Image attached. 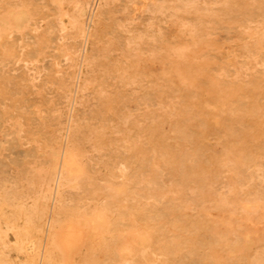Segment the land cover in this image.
<instances>
[{"label":"rangeland","instance_id":"rangeland-1","mask_svg":"<svg viewBox=\"0 0 264 264\" xmlns=\"http://www.w3.org/2000/svg\"><path fill=\"white\" fill-rule=\"evenodd\" d=\"M2 1V2H1ZM53 1L54 0H0V16H1V14H2V16L0 17V34H2V35H0V120L2 119V121H0V130H4L3 132L2 131H0V167L2 168V170L0 171V189L2 188L3 189V194L1 193L2 191V189L0 190V194H2V198H1V195H0V198H1V200H0V216H1V218H0V235H1V237H0V240L1 241H3V244H4V246H3V244H2V246H1V249H3L4 250V252H5V250H6V256H4V252H2L3 250H1L0 249V254L2 255V256H4V257H6V258H4V260H2V257L0 256V264H1V262L3 263V264H41V260L43 261L42 263H44V261H45V259H43V257L42 256H45V253H46V247H47V244L45 243V240L44 239H46V241H48V239H49V237L48 236H46V235H49V228H50V222L54 219L53 218V215H54V217H55V214H56V210L58 211L57 212V214H56V216H59V214H60V218L62 219V220H66L65 222H70V221H74L77 225H82L83 227H85L84 229H85V232H84V236H83V239L79 242V244H78V246H77V248L74 250V253H73V256H72V258L68 261L67 260V256L63 253V251L61 250H59V259L56 261V262H58L59 260H62V262H58L57 264H76V263H78V264H85L86 262H88V264H145V262L147 263H149V264H264V208H263V206H264V177L263 178H256L255 179V175L254 174H256L257 172H258V169L257 168H255V167H252L251 168V170H247V174L245 173V175H244V178L243 179H245L246 181H243L242 180V183L244 184H242V183H239L240 184V186L241 187H238L239 186V184L236 186V187H234V188H230L229 186H228V180H229V178H228V173L226 172V171H223V173L222 172H216L215 173V171H213L211 168H210V166H211V160H210V158H209V156H207V155H209V153H217V155H219V154H222V153H220L221 152V150L223 151V149H221L222 148V146H224V143H225V140L228 138V137H231L230 135H228V131H230L231 130V125H232V130L234 131L235 129L238 131L239 129H237L238 128V124H235L236 122H235V120H234V118L236 119L237 117H235V115H237V113L241 116V115H243V116H245L246 117V115H247V117H246V119H250V120H253L252 118L256 115V114H263L264 113V97H263V95H264V78H262V77H264V68H263V66H264V64H263V66L261 65L262 64V62H264V51L262 52L261 51V53L259 52V53H252V52H254L252 49H251V53L253 54L252 55V58H251V53H250V51L248 52V54L246 55V54H242L241 55V50H239V54L238 53H236V52H238V49H241L242 48V46L244 45V44H247V41H248V44H247V47H249V48H251L252 47V45H251V42H252V35H254V34H257V32L256 31H258L259 29V31H258V34L259 33H261V32H263V21H264V0H242V1H244V2H240L239 0H235V1H233L232 0V3H231V5L232 4H234V5H236V7H234L233 5L232 6H230L229 7V9L227 10V13H228V11H229V13L233 16H231L230 14H228L227 15V13H223V11H221V10H218L216 7L219 5L218 3H215L214 4V0H206V1H204V0H194V2H192L191 4H188V6H187V4H184L185 2V0L183 1V0H181V2L183 3V4H181L180 3V0H172V1H170V0H154L150 5H149V8H150V6H153V7H155V8H153L152 9V7L148 10V7L146 6L145 7V5H140L141 4V0H139L137 3L136 2H134V0H124V3H123V1L122 0H102V2H101V0H88L87 1V3H88V5L86 6V9H85V11L83 12V14L80 16L81 18H80V22H76L74 19H75V14L76 13H78V11H79V6H80V4H79V0H61V1H63V2H61L60 0H55V4L53 3ZM60 2L59 4H57L56 2ZM94 1H96V2H98V3H96V2H94ZM105 1V2H104ZM126 1H127V3H126ZM147 1V0H146ZM161 1V2H160ZM164 1V2H163ZM178 1V2H177ZM213 1V2H212ZM218 0H216V2H217ZM250 1V2H249ZM10 2V3H9ZM14 2H16L15 3V5L13 4ZM23 3V5H22V3ZM73 2V3H72ZM100 2H101V4H100ZM158 2V3H157ZM160 2V3H159ZM163 2V3H162ZM170 2H172V3H170ZM173 2H175L176 4H174ZM200 2V3H199ZM237 2V3H236ZM249 2V3H248ZM54 5H53V4ZM67 3L69 4V5H67ZM90 3H91V5H90ZM126 3V4H125ZM132 3V4H131ZM134 3V4H133ZM179 3V4H178ZM198 5H197V4ZM256 3V4H255ZM258 3V4H257ZM262 4V6H260L261 4ZM73 4V5H72ZM77 4H78V6H77ZM97 4V5H96ZM103 4V5H102ZM131 6H130V5ZM181 4V6L183 5V7L185 8V9H183L181 6V8L178 6V5H180ZM203 4H205V5H203ZM207 4V5H206ZM51 5V6H50ZM58 5L59 6H61V7H59V8H62V9H59L58 10ZM64 5V6H63ZM97 7H95V6ZM127 5H129L128 6V8L126 7ZM157 7H156V6ZM165 7H164V6ZM167 5V6H166ZM174 5H176V6H174ZM195 5H196V7H195ZM208 5H209V7H208ZM213 5V6H212ZM217 5V6H216ZM254 5H256V7L254 8ZM17 6H18V8H17ZM20 6V7H19ZM22 6V7H21ZM29 6V8H27ZM36 6H38V7H36ZM47 6H48V8H47ZM69 8V10H68V8ZM69 6H72V7H69ZM94 6V7H93ZM170 6H172V7H175V8H172V7H170ZM179 7V8H176V7ZM212 6V7H211ZM242 6V7H241ZM253 6V7H252ZM16 7V8H15ZM44 7V8H43ZM78 7V8H77ZM87 7L90 9H87ZM137 7V8H136ZM144 7V8H143ZM206 7V8H205ZM250 9H249V8ZM10 8V9H9ZM74 8H76V9H74ZM127 8V9H126ZM130 8H132L134 11H136V12H133L132 11V9H130ZM159 8V11L157 10ZM160 8H161V10H160ZM168 8V9H167ZM193 8H195V9H193ZM204 8V9H203ZM208 8V9H207ZM209 8H213V9H210V15L212 16V14H213V17H211L208 13H206V11H205V9H207V12L209 11ZM240 8V9H239ZM252 8H254L253 10H254V13H253V11H252ZM262 9V11L261 10H259V9ZM21 9V10H20ZM26 9V10H25ZM46 9H48V11L46 10ZM72 9V10H71ZM96 9H97V15H96ZM136 9V10H135ZM142 9H144V10H142ZM158 11H156V10ZM173 9L175 10V11H173ZM235 9V10H234ZM245 9H247V11H245ZM255 9H257V10H255ZM12 10H13V13H12ZM20 10V11H19ZM37 10V11H36ZM55 12H54V11ZM71 10V11H70ZM89 10V11H88ZM99 10V11H98ZM127 10V11H126ZM129 10V11H128ZM147 10V11H146ZM150 10H151V12L153 13H150ZM187 10H189V11H187ZM191 10V11H190ZM232 10V12H230ZM250 10H251V12H250ZM260 12H259V11ZM3 11H6V12H3ZM10 11V12H9ZM53 11V12H52ZM63 11V12H62ZM123 11H126V12H124L123 13ZM138 11H140L139 13H138ZM176 11H177V13H176ZM179 11V12H178ZM193 11V12H192ZM196 11V12H195ZM200 11V12H199ZM211 11H216V12H218L219 13V15L217 16L214 12L212 13ZM221 11V12H220ZM246 13H245V12ZM256 11V12H255ZM258 11V12H257ZM51 12V13H50ZM58 12L60 13V15L58 14ZM71 14H74V15H70V13ZM89 12H94V13H92L93 15H91V18H90V15H89ZM121 12V13H120ZM128 12V13H127ZM131 12V14H129ZM145 12H147V14H149L148 16H147V14L145 13ZM172 12V13H171ZM181 12V13H180ZM188 12V13H187ZM195 12V13H194ZM224 12H226V11H224ZM250 12V13H249ZM9 13V14H8ZM25 13L27 14V15H25ZM69 13V14H68ZM90 13V14H91ZM120 15V16H118V14ZM137 13V14H136ZM164 15H163V14ZM168 13H170L169 15H168ZM174 13V14H173ZM185 13V14H184ZM186 13L188 14L187 16H188V18L186 17ZM199 13V14H198ZM203 13H205V14H203ZM212 13V14H211ZM221 13H222V15H226V16H223V17H220V16H222L221 15ZM237 15H236V14ZM247 13H248V18H246L247 17ZM255 13H257V14H259V16L261 17H259V16H257ZM7 14V15H6ZM14 14V15H13ZM17 14H19V15H17ZM39 14V15H38ZM53 14V15H52ZM57 14V15H56ZM68 14V15H67ZM122 14H124V15H122ZM127 14H129V15H127ZM133 14L135 15L134 17H133ZM146 14V15H145ZM157 14V16H155ZM173 14V15H172ZM178 14V15H177ZM214 14H215V16L216 17H218V19L220 20H218V19H215L216 17L214 16ZM249 14H250V17H249ZM256 15L257 16V18H256V16H253V15ZM263 14V15H262ZM13 15V16H12ZM30 15V16H29ZM56 15V16H55ZM87 15H89V16H87ZM94 15H95V17H94ZM117 15V16H116ZM139 15V16H138ZM146 16L145 18H146V20H145V18H144V16ZM153 15V16H152ZM181 15L183 16V17H181ZM185 15V16H184ZM191 15V16H190ZM196 15V16H195ZM197 15H199V16H197ZM205 15V16H204ZM207 15V16H206ZM210 17H209V16ZM235 15H236V17H235ZM18 16V17H17ZM54 16V17H53ZM61 16V17H60ZM87 16V17H86ZM93 16V17H92ZM128 16V17H127ZM137 16V17H136ZM201 16V17H200ZM241 16H243L242 17V19H241V22H240V20H238V18L240 19L241 18ZM251 16H253V17H251ZM11 17V18H10ZM31 17V18H30ZM73 17V18H72ZM117 17H119V20H118V18ZM126 17V18H125ZM139 17V18H138ZM149 17H151V19L149 18ZM156 17V18H155ZM160 17H162V18H160ZM195 17V18H194ZM205 17L207 18L206 19V21H204L205 20ZM215 17V18H214ZM229 19H228V18ZM231 17V18H230ZM55 18H56V20H55ZM84 18V19H83ZM159 18H160V20H159ZM180 18H182V19H180ZM187 18V19H186ZM191 18V19H190ZM203 18V19H202ZM210 20H209V19ZM211 18H213V20L214 21H212V22H210L212 19ZM224 20H222V19ZM226 18H227V20H226ZM244 18H246L244 21H242ZM249 18H250V20H249ZM253 18H256V19H253ZM7 20V23L4 21V20ZM14 19V20H13ZM27 19V20H26ZM32 19H33V21H32ZM66 19V20H65ZM72 19V20H71ZM133 19V20H132ZM138 19H140V21L141 22H143V25L144 24H147V27L148 26H150L151 27V23H153L152 24V27L150 28V27H148L147 28V31H146V28H145V26L143 27V25L141 24V22L140 21H138V23H137V20ZM142 19V20H141ZM151 21H150V20ZM152 19H154V21L152 20ZM156 19H157V21H158V23L161 25V27H160V25L157 23V21H156ZM166 19V20H165ZM171 19H176L175 21L174 20H171ZM185 19H186V21H185ZM189 19H190V21H189ZM234 19V20H233ZM249 20V22H247L248 20ZM60 20V21H59ZM90 20V21H89ZM92 20V21H91ZM132 20V21H131ZM136 20V21H135ZM144 20V21H143ZM148 20V21H147ZM171 20V21H170ZM187 20L191 23H187L186 24V22H187ZM199 20V21H198ZM209 20V21H208ZM221 20L223 21V24L224 25H221L222 24V22H221ZM236 20H238V22L236 21ZM261 20H263L262 22H261ZM53 21V22H52ZM55 21H57V22H55ZM69 21H71V22H69ZM134 21V22H133ZM150 21V25H148L149 22ZM156 21V22H155ZM163 21H165V22H163ZM172 21H173V23H172ZM181 21V22H180ZM202 22L203 21V24H199L198 22ZM226 21V22H225ZM233 21V22H232ZM258 21H259V23H258ZM49 22H51L50 24H49ZM55 22V23H54ZM68 22H69V24H68ZM73 22V23H72ZM74 22H75V24H74ZM83 22H84V25H83ZM92 22V23H91ZM119 22H121V23H119ZM124 24H123V23ZM135 22H136V24H135ZM146 22V23H145ZM183 22V23H182ZM205 22L206 23H208V25L207 24H205ZM210 22V23H209ZM214 22H215V24H214ZM241 24H243V26L244 27H246L245 29L247 30L246 32L244 31L245 29L243 28V26L242 25H240V23ZM243 22V23H242ZM247 22V23H246ZM251 22H257V23H255V26H254V24L252 23L251 24ZM3 23V24H2ZM58 23V24H57ZM60 23H62L61 25H59ZM68 25H67V24ZM80 23H82L81 24V26H80ZM118 23V24H117ZM133 23H134V25H133ZM140 23V24H139ZM167 23H169V24H167ZM171 23V24H170ZM197 23V24H196ZM232 23V24H231ZM237 23H238V25H237ZM246 23V24H245ZM250 23V24H249ZM260 23H262V24H260ZM10 24V25H9ZM15 24V25H14ZM47 24V25H46ZM52 24H54V25H52ZM76 24H78V25H76ZM131 24L135 27H132L131 26ZM159 26H158V25ZM163 24V25H162ZM166 24V27H168V26H170L169 27V29H171V30H169L168 28H165V25ZM178 24H180V25H178ZM190 24V25H189ZM195 24V25H194ZM216 24H218V26L216 25ZM235 24V25H234ZM247 24H248V26H251L250 28L252 29V30H250V29H248L249 27L247 26ZM22 25V26H21ZM29 25V26H28ZM63 25V26H62ZM77 27H76V26ZM101 25V26H100ZM119 25V26H118ZM123 25V26H122ZM136 25V26H135ZM141 25V26H140ZM172 25H174V26H172ZM188 25L190 26V27H188ZM192 25V26H191ZM201 28H199L198 26ZM203 25V26H202ZM221 25V26H220ZM226 25V26H225ZM260 26V27H258V26ZM9 26H11V27H9ZM31 26V27H30ZM34 26V28L32 29V27ZM44 26V28H42ZM48 26V27H47ZM53 26V27H52ZM65 26V27H64ZM66 26H68V28H66ZM85 26V27H84ZM129 26V27H128ZM140 26V27H139ZM157 26V27H156ZM172 26V27H171ZM182 26V27H181ZM196 27L195 28V31H193V29L194 28H192V27ZM202 26V27H201ZM204 26H206V27H204ZM212 26H215V27H212ZM229 26V27H228ZM230 26H231V30H230ZM234 28H233V27ZM239 26V27H238ZM17 27V28H16ZM49 27H51L50 29H49ZM59 27H60V29H59ZM61 27L63 28V29H61ZM74 27H75V29L76 30H74ZM79 27H80V29H79ZM87 27H88V29H89V31H88V29H87ZM139 27V28H138ZM143 27V28H142ZM153 27H155V28H153ZM175 27V29H172V28H174ZM180 27V28H179ZM256 27H258V28H256ZM263 27V28H262ZM48 28V29H47ZM54 28V29H53ZM66 28V29H65ZM82 28V29H81ZM130 28V29H129ZM136 28H138V29H136ZM142 29V30H139V29ZM152 28H153V30H152ZM158 28H160V30L158 29ZM213 28V29H212ZM229 28V30H230V32L228 31V33H230L228 36H226L228 33H227V29ZM253 28L254 29H256V31H254L253 30ZM32 29V30H31ZM53 29V30H52ZM84 29V30H83ZM131 29H133L137 34L135 35L134 33H133V30H131ZM157 30V34H156V30ZM165 29V30H164ZM181 29V30H180ZM182 29H183V31H182ZM189 29H191V30H189ZM199 30V32L200 33H202V34H200L197 30ZM208 30V31H206V30ZM217 29H220V30H215ZM223 29V30H222ZM225 29V30H224ZM238 30L237 32H235V33H232L233 31H235V30ZM240 29V30H239ZM12 30V31H11ZM71 30V31H70ZM90 30H91V32H90ZM189 30V31H188ZM222 30V31H221ZM241 30L243 31V35L240 33L241 32ZM22 31V32H21ZM24 31V32H23ZM54 31V32H53ZM124 31H126V32H124ZM140 31V32H139ZM163 31V32H162ZM191 31V32H190ZM226 33H225V32ZM21 32V33H20ZM34 32V33H33ZM37 32V33H36ZM88 32H90V33H88ZM142 32H144V33H142ZM163 33V35H161V33ZM193 32H195V33H193ZM196 32H198V33H196ZM207 32V33H206ZM254 32V33H253ZM256 32V33H255ZM4 33L6 34V35H4ZM80 33V34H79ZM82 33V34H81ZM131 33V34H130ZM138 33H139V35H138ZM147 33V34H146ZM149 33V34H148ZM154 33V34H153ZM189 33H191V34H189ZM192 33H193V35H192ZM231 33H232V39L230 38V36H231ZM239 34L240 36L242 35L243 37H239V35H237V34ZM248 33V34H247ZM9 34V35H8ZM43 34H45V35H43ZM47 34H49V36L47 35ZM52 34V35H51ZM133 34V35H132ZM144 34L145 35H147V36H144ZM156 34V35H155ZM158 34H160V38H159V36H157ZM197 34V35H196ZM201 35V38H203V39H201V38H199V36ZM209 34V35H208ZM218 34H219V36H218ZM4 35V36H3ZM87 35V36H86ZM189 35V36H188ZM203 35V36H202ZM208 35V36H207ZM211 35V36H210ZM235 35H237L240 39H242V40H240L239 39V41H238V43L236 42L237 40V38L238 37H236ZM247 35V36H246ZM4 38H3V37ZM36 36H39L38 38H39V40H38V38H36ZM82 38H81V37ZM89 36V37H88ZM91 36V37H90ZM132 36H134V37H132ZM137 38H139V36H144V38L142 37V38H139V39H137ZM164 37V39H163V37ZM182 36V37H181ZM191 36L194 38V37H198V39H196V44H198V46L196 47V44L194 43L195 41V39H193V38H191ZM207 36V37H206ZM210 36V37H209ZM215 38H214V37ZM223 38H222V37ZM234 36H235V38H234ZM250 36V37H249ZM7 37V38H6ZM125 37H126V39H125ZM148 37V38H147ZM155 37V38H154ZM168 37H170V39L168 38ZM184 37H188V39L187 38H184ZM205 37H206V39H205ZM218 37H219V39H220V37H221V39L219 40L218 39ZM229 38L230 40H234V42L233 41H230L229 42V39L228 40H225L224 38ZM3 40H2V39ZM29 38V39H28ZM44 38V39H43ZM48 38H49V40H48ZM51 38V39H50ZM74 38V39H73ZM81 38V39H80ZM131 38V39H130ZM137 39V41H136V39ZM175 38V40L173 41V39ZM182 38H184V39H182ZM192 40H190V39ZM210 38V39H209ZM71 39H73V40H71ZM76 39V40H75ZM78 39V40H77ZM133 39H134V41H133ZM142 39V43H144V47L143 46H141L142 45V43L140 42V40ZM143 39H146V40H151V42H150V40H149V42L148 41H143ZM153 39H156V40H158V41H160V42H158L159 44L157 45V42H155V40L153 41ZM160 39H163V40H160ZM181 39H182V41H181ZM217 39V40H216ZM223 39V40H222ZM244 39V40H243ZM248 39V40H247ZM252 39V40H251ZM30 42H29V41ZM48 40V41H47ZM75 40V41H74ZM87 40V41H86ZM110 40V41H109ZM126 40V41H125ZM130 40H131V42H130ZM187 40V41H186ZM208 40H210V41H208ZM219 40V41H218ZM226 41V44H225V42L224 43H222L223 41ZM236 40V41H235ZM245 40H247V41H245ZM33 41V42H32ZM39 41V42H38ZM44 41H47V43L46 42H44ZM72 41V42H71ZM96 41V42H95ZM161 41H163V42H161ZM181 41V42H180ZM197 41L199 42V41H205V43L203 44V42H201V43H197ZM206 41H208V42H206ZM214 41H215V43H214ZM216 41H218V42H216ZM222 41V42H221ZM28 42H29V44L30 45H32V46H30L29 44H28ZM34 42H37V44L36 43H34ZM135 42V43H134ZM136 42L137 43H139V44H136ZM146 42V43H145ZM189 44H188V43ZM235 42H236V44H235ZM32 43V44H31ZM39 43H41L40 45H41V47H40V45H38ZM43 43V44H42ZM96 43H98V46H97V44ZM108 43H109V45H108ZM129 43V44H128ZM140 43H141V45H140ZM148 43V44H147ZM162 45H161V44ZM166 43H169V44H166ZM210 43H211V45H210ZM213 43V44H212ZM216 43H217V45H216ZM220 43L221 44H223V46L221 47V45H220ZM228 43H229V45H228ZM33 44H36V46H33ZM84 44H86V45H84ZM101 44V46H99ZM126 44V45H125ZM132 44V45H131ZM135 46H134V45ZM165 44V45H164ZM175 44V45H174ZM177 44V45H176ZM199 44L200 45H202V46H200L199 47ZM233 45V46H231V45ZM235 44V45H234ZM242 44V45H241ZM25 45L27 46V45H29V46H27L26 48H24L25 47ZM45 45V46H44ZM75 45V46H74ZM83 45V46H82ZM130 45V46H129ZM162 47H164L165 49L166 48H168L167 46H170V45H172V48L170 49V48H168L167 50L168 51H164L163 49L164 48H162ZM167 45V46H166ZM174 45V46H173ZM190 45L193 47H190ZM219 45V46H218ZM239 45H240V47H239ZM251 47H250V46ZM47 46V47H46ZM108 46V47H107ZM146 46V47H145ZM147 46H149V47H147ZM151 46V47H150ZM157 46H158V50H156L157 49ZM160 46V47H159ZM216 48H215V47ZM2 47H3V50H2ZM6 47V48H5ZM32 47V48H31ZM36 47L37 48H39V49H36ZM46 47V50L44 49ZM82 47V48H81ZM100 47H101V49H100ZM120 47V48H119ZM131 47H133V48H131ZM135 47V48H134ZM136 47H138V48H140V49H138V48H136ZM152 47L154 48V50L152 51V53H151V51H149V49L148 48H150V49H152ZM182 47H183V49H182ZM186 47H188L189 49L187 50V48ZM202 47V48H201ZM205 49H207L208 48V53L206 52L207 50H205ZM231 48V50H229L230 48ZM235 47V48H234ZM41 48V49H40ZM129 48V49H128ZM161 48H162V50H161ZM195 48H196V50H195ZM212 48V49H211ZM221 48V49H220ZM225 48V49H224ZM32 49H35V50H32ZM48 49V50H47ZM72 49V50H71ZM83 49H84V51H83ZM86 49V50H85ZM126 49V50H125ZM135 51H134V50ZM137 49V50H136ZM143 50V53L142 54H140L141 52H142V50ZM170 49V50H169ZM174 49H176L175 51H174ZM200 49V50H199ZM213 49L215 50V51H213ZM226 49H228L227 51H226ZM31 50H32V52H31ZM129 50V51H128ZM132 50V51H131ZM139 50H141V51H139ZM173 52H172V51ZM181 50H183V51H181ZM189 50H191V51H189ZM195 50V51H194ZM204 50H205V52H204ZM234 50V52L232 53V51ZM4 51V52H3ZM35 51V52H34ZM39 52V54H37L36 52ZM41 51V52H40ZM74 51V52H73ZM89 51V52H88ZM118 51H119V53L121 54H119L118 53ZM162 51V52H161ZM164 51V52H163ZM196 51H197V53H196ZM202 51H203V53H202ZM224 51V52H223ZM25 52L27 53V55H25ZM28 52H30L29 54H28ZM72 53V54H74V55H72V54H70V53ZM83 52V53H82ZM85 52H86V54H85ZM115 52V53H114ZM124 52H125V54H124ZM126 52H129V53H131L130 55H128L129 53H126ZM134 52H136V53H134ZM144 52L146 53V52H148V53H146V55L144 54ZM150 52V53H149ZM160 52V53H159ZM169 52V53H168ZM185 52V53H184ZM191 52V53H190ZM212 52V53H211ZM214 52V53H213ZM219 52H222V54H219ZM226 52V53H225ZM231 54H230V53ZM112 53V54H111ZM134 53V54H133ZM154 53H155V55H154ZM161 53H162V55H161ZM168 53V54H172V55H166V54ZM186 53H188V54H186ZM202 53L203 55H204V57H203V55L200 54ZM218 55H217V54ZM41 54V55H40ZM109 54V55H108ZM123 54V55H122ZM138 54V55H137ZM149 54H151V55H149ZM156 54H157V58H156ZM165 54V55H164ZM177 57V60H176V58L174 59V55ZM190 54V55H189ZM205 54H206V56H207V54L209 55L210 54V56L208 57H206L205 58ZM224 54V55H223ZM226 54H229V56H227ZM259 54H260V57H259ZM76 55V56H75ZM107 55H108V57H107ZM117 55H119V56H117ZM126 55V56H125ZM135 55H136V57H135ZM142 55H144V56H142ZM159 55V56H158ZM161 55V56H160ZM184 55V56H183ZM189 55V56H188ZM194 55V56H193ZM196 55V56H195ZM216 55V56H215ZM221 55V56H220ZM235 55V56H234ZM237 55V56H236ZM239 55V56H238ZM244 55V57L242 58L241 56H243ZM257 55V56H256ZM6 56H8V57H6ZM20 56V57H19ZM74 56V57H73ZM112 56V57H111ZM117 56V57H116ZM126 57V59H124L125 57ZM130 56V57H129ZM133 56V57H132ZM150 56V57H149ZM163 56H166L165 57V59H163V60H165V61H163L162 60V62H161V60H159V58L161 59V58H164ZM173 58H172V57ZM188 56V57H187ZM215 56V57H214ZM225 56H227L228 58H226ZM233 56V57H232ZM245 56H247V57H245ZM4 59H3V58ZM72 57V58H71ZM80 57H81V59H80ZM124 57V58H123ZM127 57H129L128 59H127ZM144 58L143 60L141 59V58ZM148 57V58H147ZM153 57V58H152ZM170 59H169V58ZM185 57V58H184ZM192 57H193V59H192ZM199 57H200V59H199ZM229 57H231V58H229ZM241 57V58H240ZM249 57V58H248ZM257 59V61H255L256 59ZM5 58L7 59V60H5ZM84 58V59H83ZM107 59V60H105V59ZM111 58H112V60H111ZM113 58H114V60H113ZM135 58V60L137 61H135V60H133ZM152 58V59H151ZM156 58V60L154 61V59ZM166 58H167V60H166ZM189 58V60L190 61H188L187 59ZM195 58V59H194ZM209 58H212V59H209ZM218 60H217V59ZM224 58V59H223ZM225 58H226V60L228 61V64H227V61L225 60ZM236 58V59H235ZM240 58V59H239ZM251 58V59H250ZM258 58H260L261 60L263 59V61H261L260 59H258ZM110 59V60H109ZM141 59V62L142 63H140V61L139 60ZM184 59V60H183ZM201 60L202 61V63L199 61V63L201 64H198V61L196 62V60ZM206 61H205V60ZM234 59H235V61L237 60V61H239L240 62V64H242L243 65V67L246 69V70H244V68L242 67V65H241V67H240V65L237 63V62H235L234 61ZM243 59V60H242ZM246 59H249L248 61L246 60ZM253 59V60H252ZM4 60V61H3ZM9 60V61H8ZM73 60V61H72ZM127 62H126V61ZM133 60V61H132ZM145 60V61H144ZM158 60H159V64H154V62H157L158 63ZM173 61L174 62V64H173V62H171V61ZM223 60V61H222ZM7 61V62H6ZM124 61V62H123ZM148 63H147V62ZM179 61V62H178ZM186 61H187V63H186ZM220 61V62H219ZM226 61V63H223V62H225ZM229 61H230V64H229ZM243 61H244V64H243ZM246 61V62H245ZM257 63H259V61H260V66L258 65L257 66V64L255 65V62ZM14 62V63H13ZM71 62V63H70ZM84 62V63H83ZM86 62V63H85ZM136 62V63H135ZM165 62V63H164ZM213 62H215V63H213ZM231 62H234V65H232L233 63H231ZM126 65H125V64ZM131 63V64H130ZM133 63V64H132ZM135 63V64H134ZM139 63H140V65L142 64L143 65V63H144V66L142 67V65L140 66L139 65ZM150 63H151V66H150ZM155 65H153V64ZM160 63H161V65H162V63H164V64H166V65H162V66H160ZM171 65H170V64ZM189 63H191V66L189 65ZM194 63H197V64H195V67H196V65H197V67H200V66H203L202 68H201V70L203 71H201L200 70V68H197L196 67V69L194 70ZM208 63H209V65H208ZM220 63H222V65L220 64ZM72 64V65H71ZM85 64H87V65H85ZM148 64V65H147ZM223 64H225V66H223ZM248 64V65H247ZM254 64V65H253ZM5 66V67H3V66ZM70 65V66H69ZM74 65V66H73ZM129 65H131V66H129ZM133 65V66H132ZM168 65V66H167ZM172 65H173V68H172ZM185 66V67H187V69H189V70H187L185 67H182V66ZM193 65V66H192ZM199 65V66H198ZM208 65V66H207ZM226 65H227V68H226ZM2 66V67H1ZM110 66V67H109ZM147 66H150L149 67V69H148V67L146 68ZM158 66H160V67H158ZM166 66V67H165ZM181 66V67H180ZM205 66H207V67H205ZM220 66H223V68L222 67H220ZM238 66V67H237ZM251 66V67H250ZM73 67V68H72ZM130 67H131V69H130ZM135 67L136 68H139V70L137 69V72H134V70L133 69H135ZM143 69H142V68ZM144 67H145V69H144ZM192 67H193V69H192ZM214 67H217V68H214ZM220 67V68H219ZM232 67L234 68V69H232ZM239 67H240V69H239ZM246 67H248V68H246ZM259 70H255L256 68ZM72 68V69H71ZM160 68H162V70H160ZM163 68H166V73L167 74H165L164 72V70H163ZM168 68V69H167ZM179 68H181V69H179ZM261 68H262V73H261ZM5 69H6V71H5ZM75 69V70H74ZM118 69H120L119 71H118ZM128 71H127V70ZM161 71H159V70ZM170 69V70H169ZM186 69V70H185ZM206 69V70H205ZM223 71H222V70ZM229 69V70H228ZM237 69V70H236ZM4 70V71H3ZM83 70V71H82ZM132 70L133 71V75H132V71H131V73H129L130 71ZM136 70V69H135ZM141 70V72H138V71H140ZM147 70V71H146ZM151 70V71H150ZM192 70V71H191ZM198 70V71H197ZM233 70V71H232ZM248 70V71H247ZM251 70H252V72L254 71V74L251 72ZM73 71V72H72ZM76 71V72H75ZM80 71V72H79ZM157 71V72H156ZM169 71H170V73H172L171 71H174L171 75H173V76H171L170 77V73H169ZM188 71V72H187ZM195 71V72H194ZM230 71H232L233 72V74H232V72H230ZM241 73H240V72ZM243 71V72H242ZM248 73H247V72ZM258 71V72H257ZM118 72V73H117ZM147 72L148 73V79L147 80H149L150 78V80L148 81L149 83V85L150 86H152V87H147L148 86V84H147V80H146V78H147V76H145L144 74ZM153 72H154V74H153ZM180 72H181V74H183V75H180ZM183 72H185V73H183ZM205 72H207V73H205ZM213 72H215V73H213ZM256 72V73H255ZM81 75H80V74ZM120 73H121V75H120ZM124 73V74H123ZM126 73V74H125ZM138 73L140 74V75H138ZM143 73V74H142ZM147 73H146V75H147ZM152 73V74H151ZM159 73H161V75L163 76V77H161L160 75H159ZM174 73H175V75H174ZM187 73H193V74H191L192 75V77H190L191 75H189V74H187ZM197 73H199L200 75H198ZM203 73V74H202ZM220 73V74H219ZM226 73V76L225 75H223V74H225ZM228 73H229V75H228ZM235 73V74H234ZM243 73V74H242ZM247 73V74H246ZM252 73V74H251ZM257 73H259L258 75L260 76H258L257 75ZM66 74V75H65ZM70 75V77H73V79L72 78H70L69 77V75ZM130 74V75H129ZM184 74H185V76H184ZM195 74V75H194ZM201 74H202V76H201ZM215 74V76H213ZM218 74V75H217ZM230 74H232V76L233 77H231V75ZM248 74H250V76L251 77H255L256 79H258V80H253V78H252V80L253 81H251V84H249V80H251V78H250V76L248 75ZM263 74V75H262ZM78 75L80 76V77H78ZM122 75H124V77L121 79V77H122ZM127 75L129 76V78H130V82L132 83V81L133 82H135L134 83V85H133V83H132V86H131V83L129 82V79H128V77H127ZM139 77H142V76H144V77H142V78H144L145 79V81L141 78L140 80H142V81H144V84H143V82L142 81H140L139 82V79L137 78V76ZM142 75V76H141ZM149 75H151L152 77H150ZM156 75V78L157 77H159V78H155L154 76ZM195 77H194V76ZM209 75V76H208ZM223 75V76H222ZM240 75H241V77H242V79H241V77H240ZM249 77H248V76ZM255 75H257L258 77H256ZM125 76H126V78H125ZM132 78H131V77ZM133 76H134V78H133ZM166 76H167V78H166ZM169 76V77H168ZM185 78H184V77ZM189 77L190 79H188L187 77ZM199 77V79L197 78V77ZM202 78H201V77ZM211 76H213V77H215L214 79H215V81H214V79H213V77H211ZM238 76V77H237ZM5 77V78H4ZM63 77H65L64 79H63ZM113 77V78H112ZM116 77V78H115ZM118 77V78H117ZM139 77V78H140ZM146 77V78H145ZM221 77V78H220ZM223 77H227L226 78V80H223ZM231 77V78H230ZM75 78H77L76 80H75ZM125 78V82H124V79ZM159 82H157L155 79ZM162 78L164 79L165 78V80H167L166 82L165 81H163L162 80ZM205 79V81H203L204 79ZM216 78H217V80H218V78H219V82H221L220 84H221V88H224V89H221L219 86H218V84L219 83H217L216 82ZM231 80L232 78L234 79H232L231 81L229 80V79ZM235 78H238V79H236L235 80ZM248 78V79H247ZM67 79H69V80H67ZM71 79V80H70ZM117 79V80H116ZM118 79H120V80H122L121 82H119L118 81ZM135 79H137L136 81H135ZM159 79H161L163 82L161 83V80H159ZM185 79H187V80H185ZM196 79H198L197 81H199L198 83L195 81ZM212 79V80H211ZM241 79V80H240ZM244 79H246V82H245V80ZM64 80V82L68 85H64L63 83H62V81ZM78 80H80V81H78ZM116 80V81H115ZM152 80H155V81H152ZM169 80H170V82H169ZM206 80H207V82H206ZM229 82H228V81ZM238 80V81H237ZM260 80H262V81H260ZM67 81V82H66ZM77 83H79V84H77ZM84 81H86L85 83H84ZM174 81V82H173ZM179 83H178V82ZM200 81H202V82H200ZM225 81H227V83L225 82ZM232 81H237V83H240V82H242V84L240 83V84H238V85H240V86H237V84L236 83H234V84H231V83H233ZM256 81V83H255V85H254V83L253 82H255ZM258 81H260V83L258 82ZM70 82H71V84H70ZM82 82V83H81ZM87 82H88V85H87ZM117 82V83H116ZM122 82H124V83H122ZM129 82V83H128ZM137 82H139V83H137ZM150 82H151V84H150ZM152 82H154V83H152ZM177 82V84H175ZM245 82V86H244V83ZM262 82V83H261ZM99 83H100V85H99ZM107 83V84H106ZM116 83V84H115ZM120 83H122V86H123V88L124 89H122L121 87L122 86H120V85H117V84H120ZM142 85H141V84ZM163 83H164V87H163ZM181 83V84H180ZM192 83V84H191ZM199 83H202V84H199ZM206 83H208V84H206ZM104 84V85H103ZM113 84H114V86L115 85H117L118 86V88H117V86H115L117 89H121V90H118L117 91V89L115 88V89H113L114 87H112L113 86ZM124 84V85H123ZM125 84H128L129 86H127V85H125ZM159 84V85H158ZM161 84V85H160ZM168 84V88L166 87V85ZM173 84V86H171ZM175 84V85H174ZM182 84H184L183 85V87L181 86ZM203 84H205V85H203ZM215 84V85H214ZM246 84L248 85L249 84V86H247L246 87ZM259 84H260V86H259ZM59 85H60V87L62 88L63 87V90L65 89V91H63L60 87H59ZM70 85V86H69ZM73 85V86H72ZM75 85V86H74ZM76 85H78V86H76ZM84 85V86H83ZM85 85H86V88H85ZM157 85V86H156ZM177 85V87H175ZM192 85V86H191ZM200 85V86H199ZM203 85V86H202ZM207 85V86H206ZM250 85H251V87H255L256 85H257V87H255L254 89L253 88H250ZM9 86V87H8ZM68 88H67V87ZM96 86H98V88L101 86V88H102V86H103V88L101 89L100 88V91H98L97 89V87ZM131 86V87H130ZM139 86V87H138ZM189 86V87H188ZM196 86H198V87H196ZM202 86V87H201ZM204 86H205V88H204ZM214 86V87H213ZM216 86H217V88H216ZM227 86V87H226ZM231 87V89H230V87ZM243 86V87H242ZM58 87H59V89H58ZM75 87H76V89H75ZM84 87V88H83ZM107 87V88H106ZM109 87V88H108ZM112 87V88H111ZM125 87H128L127 89L125 88ZM135 87H137V88H135ZM142 87V88H141ZM154 87H156V88H154ZM161 87H163L164 89H162ZM174 89H173V88ZM181 87V88H180ZM212 87V88H211ZM229 87V88H228ZM236 87V88H235ZM239 87V88H238ZM248 88V90L246 89V88ZM260 87V88H259ZM104 88H105V93H104ZM129 88H134L132 91L130 90L129 91ZM139 88V89H138ZM145 88H147V89H145ZM158 88H159V90H158ZM178 88V89H177ZM185 88V89H184ZM214 88H216V89H214ZM232 88H233V92H232ZM234 88H235V90H234ZM263 89V91H262V89ZM78 89V90H77ZM82 89V90H81ZM94 89V90H93ZM107 89V90H106ZM110 89V90H109ZM126 89V90H125ZM136 89V90H135ZM161 89V90H160ZM165 89H168V90H165ZM170 89H172L171 91L174 93H170ZM180 89H181V91H180ZM188 89H190V90H188ZM192 89H193V91H195V92H193L192 91ZM206 90V92L204 91V90ZM211 89V90H210ZM218 89H221V90H218ZM228 89V90H227ZM243 89V90H242ZM253 89V90H252ZM261 89V90H260ZM9 90V91H8ZM61 90V91H60ZM75 90V91H74ZM103 92H102V91ZM114 90V92L115 93H113L114 94V96H112V94L110 95V91H111V93H112V91ZM123 90V91H122ZM128 90V92H125V91H127ZM154 91V93H152V91ZM177 90V91H176ZM201 90V91H200ZM209 92H208V91ZM217 90V91H216ZM224 90H225V92H224ZM240 90V91H239ZM245 90V91H244ZM247 90V91H246ZM256 90V91H255ZM1 91H3L2 93H1ZM98 91V92H97ZM106 91H108L109 92V94H108V92H106ZM138 91V92H137ZM157 91V92H156ZM158 91L160 92V93H158ZM168 91V92H167ZM174 91H176V92H174ZM187 91H188V93H187ZM198 91V92H197ZM235 91V92H234ZM239 91V92H238ZM259 91V92H258ZM4 92H6V93H4ZM67 92H69V93H67ZM73 92L74 93H76V95L74 94L73 95ZM81 92H82V94H81ZM84 92V93H83ZM96 92V93H95ZM99 92H101V93H99ZM119 92V93H118ZM124 92H125V94L126 93H128V94H130V95H128V94H124ZM133 92V93H132ZM158 94V95H156V93ZM169 93V94H167V93ZM211 92V93H210ZM215 92V94H213ZM219 92V93H218ZM241 92V94H238V93H240ZM242 92H244V93H242ZM4 93V94H3ZM8 93V94H7ZM58 95H57V94ZM67 95H66V94ZM107 94V95H102V97H103V100H105L106 99V96H108L109 95V98H108V100H105V102L102 100V97L100 96L101 94ZM119 95H118V94ZM148 93H149V95H148ZM162 93H163V95H162ZM165 93V94H164ZM180 93V94H179ZM203 93V94H202ZM209 95H208V94ZM228 94L227 96H226V94ZM246 93H247V95H246ZM251 93V95H252V97L254 98H252L251 97V95H248V94H250ZM80 96H79V95ZM89 94H90V96H89ZM93 94V95H92ZM100 94V95H99ZM118 96H117V95ZM131 94H132V96H131ZM134 94H135V96H134ZM153 94V95H152ZM167 94V95H166ZM180 95V96H178L177 97V95ZM187 94H189V95H187ZM198 94V97L196 96ZM213 94V95H212ZM219 94V95H218ZM223 94L225 95V96H223ZM231 94V95H230ZM235 94V95H234ZM238 94V95H237ZM258 94V95H257ZM75 96L74 98H71V97H73V96ZM82 95V96H81ZM95 95L97 96V97H95ZM123 97V98H121V96ZM154 95H156V97L154 96ZM163 97H162V96ZM164 95H166V96H164ZM173 95L175 96V97H173ZM183 95V96H182ZM204 95V96H203ZM221 95H222V97H221ZM233 95H234V97H233ZM255 95V96H254ZM67 96H69V97H67ZM115 96L117 97V98H115ZM126 96V98H124ZM127 96H129L128 98H127ZM134 96V97H133ZM136 96H137V98H138V100H139V102H138V100L136 99ZM138 96H140V98L138 97ZM153 96V98H151ZM159 96H161V97H159ZM173 97V100H171L170 98L171 97ZM182 96V97H181ZM193 96V97H192ZM216 96V97H215ZM220 96V97H219ZM257 96V97H256ZM64 97V98H63ZM77 97V98H76ZM93 97V98H92ZM110 97H112V98H110ZM130 97H133L131 100V102H130ZM168 97V98H167ZM177 97V98H176ZM192 97V98H191ZM197 97V98H196ZM204 97V98H203ZM209 97V98H208ZM232 97V98H231ZM238 97V98H237ZM247 99H246V98ZM249 97H250V100H249ZM255 97H256V101H255ZM92 98V99H91ZM96 98V99H95ZM98 98V99H97ZM101 98V99H100ZM154 98H156L155 100H154ZM189 98V99H188ZM193 99V100H191V99ZM205 98L207 99L206 100V102H205ZM221 98V99H220ZM224 98V99H223ZM243 98V99H242ZM244 98H245V100H244ZM252 98V99H251ZM260 98V99H259ZM69 99V100H68ZM73 99H76L75 101L73 100ZM117 101H116V100ZM124 99V100H123ZM167 99V100H166ZM175 99H176V101L177 102H175ZM196 99H198L197 100V105H195L194 106V101L196 102ZM201 99V100H200ZM208 99H209V101H208ZM230 99V100H229ZM62 100H64V101H62ZM71 100H72V102H71ZM93 100L95 101L94 103H93ZM129 100V101H128ZM161 100V101H160ZM166 100V101H165ZM170 100V101H169ZM180 100V102H178ZM187 100V101H186ZM193 101V103H191V105H188L190 102L189 101ZM218 100V101H217ZM223 100V101H222ZM225 100H226V102L227 103H225ZM233 102H232V101ZM236 100V101H235ZM237 100H238V103H237ZM241 102H240V101ZM244 100V101H243ZM251 100H253L254 101V103L255 104H257V106H258V104L260 105V106H258V107H254V104L252 105V109H250L251 108V104L253 103V101H251ZM263 100V101H262ZM70 101V102H69ZM74 101V102H73ZM97 101V102H96ZM99 101H101L100 102V105H99ZM108 101V102H107ZM116 103H115V102ZM121 101H123V102H121ZM135 102V105H134V102ZM167 101H169V103L167 102ZM172 101V102H171ZM203 101V102H202ZM231 101V102H230ZM249 102V104H248V102ZM262 101V102H261ZM66 102H67V104H66ZM69 102V103H68ZM104 104H103V103ZM111 102L112 103H115V104H111ZM125 102H128V103H126V105L124 106V104H125ZM133 102V103H132ZM137 102V103H136ZM150 102V103H149ZM162 104H161V103ZM186 102V103H185ZM189 102V103H188ZM200 102H201V104H203V105H201L200 104ZM222 102V103H221ZM235 102H236V104H235ZM23 103V104H22ZM57 103V104H56ZM63 103H65V104H63ZM95 103H97V104H95ZM108 103V104H107ZM117 103L119 104V105H117ZM123 103V104H122ZM153 103V104H152ZM160 103V104H159ZM166 103V104H165ZM168 103V104H167ZM173 104V106H172V104ZM178 103V105L180 104V106H179V108H184V109H182V110H184V112L186 113V111H190L194 116H192L191 115V113L190 112H187L186 114H188L187 116V120H190L189 121V123H191V125L189 126V123H188V121L186 120L184 123H183V126H182V122L184 121V120H182L183 118H185L186 117V115L184 114L183 115V113H182V111L178 108V105H176ZM183 103V104H182ZM240 103V104H239ZM4 104H5V106H4ZM72 104H75V105H72ZM101 104H103V106L101 105ZM121 104H122V106L123 107H119V106H121ZM129 104L131 105V107H127V106H129ZM164 104H165V107H164ZM169 104H171V105H169ZM209 104V105H208ZM225 106H224V105ZM227 104V105H226ZM232 106H231V105ZM248 107V109H247V107H245V105ZM261 104H262V106H261ZM66 105V106H65ZM72 106V108L71 107H69V106ZM99 105V106H98ZM106 105V106H105ZM111 107H110V106ZM114 105V106H113ZM139 105V106H138ZM162 105H163V107L165 108H162ZM166 105H168L167 107H166ZM211 105V106H210ZM241 105H243L244 107H240ZM68 106V107H67ZM98 106V107H97ZM107 106H108V108H107ZM113 106V107H112ZM134 106V107H133ZM172 106V107H171ZM177 106V108H175V107ZM198 106L200 107V108H198ZM202 106H203V108H205V109H203L202 108ZM210 106V107H209ZM223 106V107H222ZM229 106H230V109L232 108L233 109V111H232V109L231 110H229ZM239 106V107H238ZM256 106V105H255ZM67 107V108H66ZM78 107V108H77ZM99 107L101 108V109H99ZM114 107H116V108H114ZM134 108V110L132 111V113L131 112H129V111H131L132 109L131 108ZM149 107H151L152 109H150ZM162 109H161V108ZM168 107H169V109H171V110H173V109H175V111H179L178 113V118H179V120H180V122H178L179 124H181V127H182V130L181 131H183V132H181L182 133V137L180 136L181 134L178 132H176V131H174L173 130V128L171 127V125H172V123H170V124H168L169 122H171V120L170 119H165V120H163V123H162V129L164 130L163 132H164V134H167L166 135V137L169 139V137H171V139H169V141L171 140V142L172 143H169V141H167V138L165 139V141H164V144L162 145L163 147H154L153 146V144H152V141L150 140L151 138H150V136H151V132L154 130V122L153 121H150L152 118V116L151 115H155V114H157V113H160L161 111L163 112V109H164V111L165 110H168ZM209 107V108H208ZM234 107V108H233ZM255 109H254V108ZM6 108V109H5ZM55 108H57V109H55ZM63 108V109H62ZM93 108H95L96 109V111L97 112H95L94 113V111L95 110H92ZM97 108H98V110H97ZM102 108H103V110H102ZM105 108V109H104ZM107 108V109H106ZM111 108H113V109H111ZM124 108V109H123ZM128 109V112H127V109ZM144 108V109H143ZM146 108V109H145ZM147 108H149V109H147ZM154 108V109H153ZM202 108V109H201ZM206 108H207V110H206ZM215 108V109H214ZM261 108V109H260ZM3 109V110H2ZM9 109V110H8ZM25 109V110H24ZM60 109H62V110H60ZM66 109H68V110H66ZM70 109V110H69ZM77 109V110H76ZM108 109H110L109 111H108ZM114 109H115V111H114ZM122 109H123V111H122ZM136 109V110H135ZM139 109V110H138ZM193 109H195L194 111L195 112H192L193 111ZM201 109V110H200ZM228 109V110H227ZM240 109V111H237V112H235L234 110H239ZM241 109L244 111V109H245V115H244V112H241ZM250 109V110H249ZM22 110V111H21ZM61 113H59L58 111ZM117 110V111H116ZM120 110V111H119ZM137 110L139 111V112H137ZM151 110H152V112H151ZM157 110H159V111H157ZM192 110V111H191ZM203 110H205V111H207V112H203ZM211 111L212 112V114L214 115L215 113V116L216 117H218L217 119L220 121V126H213V124L212 123H210V125L208 124V123H206V121H207V119H208V117L210 116V114H208V111ZM216 110V111H215ZM218 110V111H217ZM221 110V111H220ZM227 110V111H226ZM248 112H247V111ZM252 110V111H251ZM4 111H6V112H8L9 114H7L6 112H4ZM68 111H70L69 113H71L70 115H69V113H67ZM101 111V113H102V111L103 112H107V114L106 113H102V114H100L99 112ZM122 111V112H121ZM230 111V112H229ZM260 111V112H259ZM262 111H263V113H262ZM46 112V114H44ZM91 114H89V113ZM112 112V113H111ZM127 114H126V113ZM136 112V113H135ZM147 112V113H146ZM150 112L152 113V114H150ZM227 112V113H226ZM234 112V113H233ZM251 113V115L252 116H250V113ZM254 112H255V114H254ZM6 113V114H5ZM24 113V114H23ZM58 113V114H57ZM78 113V114H77ZM93 113V114H92ZM98 113V114H97ZM119 113V114H118ZM182 113V114H181ZM189 113H190V116H189ZM200 113V114H199ZM203 113H206L207 115H208V117H207V115L205 116L207 119H205V118H203L202 116H204V114ZM223 113H225V115L223 114ZM228 113H232V116L230 115V114H228ZM242 113V114H241ZM253 113V114H252ZM4 114V115H3ZM60 114V115H59ZM97 114V116H95ZM112 115V117H111V115ZM121 114H122V116H121ZM149 114H150V117H149ZM196 114V115H195ZM67 115V116H66ZM95 117H94V116ZM104 115H106L105 117H107V118H105L104 117ZM108 115L110 116V118H108ZM118 117H117V116ZM126 115V116H125ZM141 115V116H140ZM148 115V116H147ZM181 115H182V117H181ZM230 115V116H229ZM234 115V116H233ZM264 115V114H263ZM4 118H3V117ZM84 116H86V117H84ZM90 116V117H89ZM99 116V117H98ZM120 116V117H119ZM148 118H147V117ZM184 116V117H183ZM194 117V118H192V117ZM250 116V117H249ZM23 117V118H22ZM69 117V118H68ZM100 117H101V119H102V117H103V119L105 120L106 119V121H104V122H107V124H105L102 120V122L104 123H101V121L99 122V119H100ZM114 117V118H113ZM143 118L142 120H140L141 118ZM145 117V118H144ZM199 117V118H198ZM223 117V118H222ZM226 117V118H225ZM231 117H233L232 118V120L230 119ZM60 118V119H59ZM85 118V119H84ZM91 118H92V120H91ZM95 118V119H94ZM112 118H113V120H112ZM135 118V119H134ZM140 118V119H139ZM150 118V119H149ZM189 118V119H188ZM192 120H194V121H192ZM196 118H198V119H196ZM10 119V120H9ZM67 119L68 120H70L69 122L67 121ZM89 119V120H88ZM129 119V120H128ZM146 119V120H145ZM201 119V120H200ZM202 119H204V120H206V121H202ZM66 120V121H65ZM88 120V121H87ZM96 120V121H95ZM131 120V121H130ZM139 120H140V122H139ZM146 121V122H148L147 120H149L151 123H153L152 125H151V123L150 122H148V123H146V122H144V121ZM166 120H169V122H167ZM178 120V121H179ZM182 120V121H181ZM197 120H199V121H197ZM249 120V121H250ZM20 121V122H19ZM128 122V127L127 126H125V124ZM144 122V124H143V122ZM166 121V122H165ZM201 121V122H200ZM233 123H232V122ZM248 121V122H249ZM3 122V123H2ZM69 123V125L67 124V123ZM74 122V123H73ZM85 122V123H84ZM126 122V123H125ZM136 122V123H135ZM192 122L195 124H192ZM198 122V123H197ZM205 122L206 124H203V123ZM66 123V124H65ZM79 123V124H78ZM111 124V126L109 127V125ZM119 123V124H118ZM187 123H188V126H187ZM202 123V124H201ZM228 123V125H226ZM19 124V125H18ZM89 124V125H88ZM92 124H93V126H92ZM98 124H100L99 126H98ZM102 124V125H101ZM133 126H132V125ZM139 124H141V125H139ZM143 124V125H142ZM148 124V125H147ZM200 124V125H199ZM231 124V125H230ZM23 125V126H22ZM25 125V126H24ZM67 126V127H64V126ZM77 125H79V127L80 128H82V129H80V130H78L79 129V127L77 126ZM85 125V126H84ZM90 125L92 126V127H94V129H96V132L94 131V130H92L93 128L92 127H90ZM105 125V126H104ZM106 125H107V127H106ZM135 125H138V127L137 126H135ZM150 125V126H149ZM169 125H170V127L172 128H170L169 127ZM186 125V126H185ZM203 125H204V127H203ZM205 125H206V128H205ZM229 125H230V128H228L229 127ZM71 128H70V127ZM74 126V127H73ZM85 128H84V127ZM97 126V128H95ZM102 126V127H101ZM148 126V127H147ZM193 126H194V128H193ZM202 128H201V127ZM212 126V127H211ZM6 127V128H5ZM77 127V128H76ZM89 127H90V129H89ZM106 129H105V128ZM137 127V128H136ZM141 127V128H140ZM151 128V129H148V128ZM184 127V128H183ZM185 127H186V129L188 130H186L185 129ZM188 127V128H187ZM191 127V128H190ZM200 127V129H198L197 130V128H199ZM236 127V128H235ZM12 128V130L11 131H9L10 129ZM52 130H51V129ZM65 128H67V131H65L66 129ZM86 128H87V131H86ZM92 128V129H91ZM100 128H102V131H103V133H102V131L100 130ZM109 128V129H108ZM153 128V129H152ZM190 128V129H189ZM193 128V129H192ZM196 128V129H195ZM204 128V129H203ZM235 128V129H234ZM6 129V130H5ZM9 129V130H8ZM22 129V130H21ZM44 129V130H43ZM64 129V130H63ZM84 129V130H83ZM89 129V130H88ZM104 129V130H103ZM108 129V130H107ZM120 129V130H119ZM133 129V130H132ZM169 129H171V130H173L172 131V133H173V135H170L171 133H170V131L171 130H169ZM184 129V130H183ZM203 131H202V130ZM209 129V130H208ZM30 130H32V131H30ZM49 130H50V132H49ZM61 130H63V131H61ZM78 130V131H77ZM90 130H92L91 132H90ZM99 130V131H98ZM145 130V131H144ZM166 130L169 132H167L166 133ZM199 130H200V132H199ZM206 130V131H205ZM208 130V131H207ZM234 131V132H236L237 133V131ZM5 131H7V133L5 132ZM39 131V132H38ZM55 131V132H54ZM57 131H59V132H57ZM70 131V132H69ZM79 131H85V132H88V134L87 133H81V132H79ZM100 132V134L101 135H99V136H97L99 133L98 132ZM104 131H105V133H104ZM110 131H111V133H110ZM125 131V132H124ZM135 131V132H134ZM187 133H186V132ZM9 132V133H8ZM13 132V133H12ZM33 133V134H35L36 136L34 137L33 135H30L31 133ZM63 132H64V135H63ZM67 132V133H66ZM95 132V133H94ZM118 132H120L119 134L116 133ZM141 132H144V133H141ZM176 132V134H174ZM190 132V133H189ZM194 132V133H193ZM199 132V133H198ZM203 132V133H202ZM208 132H209V134H208ZM30 133V134H29ZM37 133H39V134H37ZM59 133L61 134L60 136H59ZM66 133V134H65ZM71 133V134H70ZM81 133V134H80ZM92 133H93V135H92ZM124 133V134H123ZM125 133H127L128 135L126 136V134ZM184 133V134H183ZM189 133V134H188ZM198 135H197V134ZM67 134H68V136H67ZM83 134V136H81ZM89 134H91L92 135V137H91V135H89ZM103 134H104V136H103ZM109 135L110 134V136H106V135ZM115 134V135H114ZM142 134V135H141ZM185 134H187V136H185ZM195 134V135H194ZM203 134H205V135H203ZM239 133H237V135H238ZM9 135V136H8ZM30 135V136H29ZM40 135H42V136H40ZM48 135V136H47ZM63 135V136H62ZM85 135H87L86 136V138L84 137ZM130 135V136H129ZM138 135V136H137ZM146 136V137H148V139L150 140V143L148 142L147 143V138H145L144 136ZM179 136L177 139H180L181 140V138L182 139H184V142H183V140H177V139H175L176 137L175 136ZM210 135V136H209ZM7 136V137H6ZM58 136V137H57ZM98 137L97 139L98 140H103L102 141V143L100 142V141H98L97 139H96V137ZM106 136V137H105ZM113 136V137H112ZM142 136V137H141ZM200 136H202L201 137V139H199L200 138ZM209 136V137H208ZM222 136V137H221ZM225 136V137H224ZM233 136H234V134H233ZM64 137H66V138H64ZM89 137H91L90 138V140H89ZM101 137V138H100ZM105 137V138H104ZM108 137V138H107ZM109 137H112L111 138V140L109 141L108 139H109ZM135 137H136V139H135ZM173 137V138H172ZM188 137V138H187ZM197 137V139H193V138H196ZM203 137H205V138H203ZM238 137H239V135H238ZM43 138H45V139H43ZM95 138V139H94ZM102 138H104V139H102ZM124 138H126V139H124ZM133 138V139H132ZM191 140H190V139ZM206 138H207V140H206ZM225 138V139H224ZM43 139V140H42ZM63 139H65V140H63ZM71 141H70V140ZM81 139H82V141L83 142H81L80 143V141H81ZM138 139V140H137ZM173 139H175V140H173ZM199 139V140H198ZM204 139V140H203ZM232 139V138H231ZM258 139V141L256 140V139H252L251 141H257L256 143L257 144H255L254 142H251L250 141V145H249V150L250 151H255V149H257V147H262L263 148V153H264V134L262 135V137H260V138H257ZM34 140H36L35 141V143H34ZM37 140L39 141V142H37ZM69 140V141H68ZM73 140V141H72ZM107 140V141H106ZM177 140V141H176ZM188 142H190L191 144L190 145H192L193 147H195V148H193V147H191L192 148V151H190V149H187V148H189L190 147V145H188L189 143H186L187 141ZM190 140V141H189ZM196 140H198V141H196ZM201 140V141H200ZM45 141H46V143L48 144V146H46V144H45ZM64 141V142H63ZM87 141H88V143H87ZM97 143H96V142ZM117 141H118V143H117ZM125 141V142H124ZM129 141V142H128ZM132 141H134V142H132ZM145 141H146V143H145ZM174 141V142H173ZM54 142V143H53ZM58 142V143H57ZM66 142V143H65ZM106 142V143H105ZM131 142V143H130ZM166 142L168 143V144H166ZM193 142V143H192ZM194 142H198V144L196 145ZM200 142H203V143H201L200 144ZM259 142H263L262 143V145H260V143ZM62 143H65V144H62ZM72 143V144H71ZM74 143V144H73ZM77 143H78V145H79V147H78V145H77ZM86 143V144H85ZM106 145H104V144ZM108 143V144H107ZM112 145H111V144ZM129 144V145H127V144ZM174 143H176V145L174 144ZM182 143V144H181ZM205 143V144H204ZM210 143L212 144V145H210ZM252 143V144H251ZM253 143L257 146H255L254 145V148L255 149H253L252 150V145H253ZM54 144H55V146H54ZM58 144H59V146H58ZM68 144V147L67 146H64V145H67ZM116 144V145H115ZM125 144V145H124ZM179 144V146L181 145V148L182 147H184L185 146V144H186V146L184 147L185 148V150L183 149H179L178 147H177V145ZM184 144V145H183ZM195 146H194V145ZM203 144H204V146H203ZM222 144V145H221ZM40 145V146H39ZM44 147H42V146ZM75 145H77V146H75ZM81 145H83V146H81ZM92 145V146H91ZM101 145V146H100ZM110 145V146H109ZM115 145V146H114ZM118 145V146H117ZM121 145V146H120ZM127 145V146H126ZM172 145V146H171ZM205 145H210V146H205ZM71 146H73L74 147V149L71 147ZM89 146H90V148H89ZM105 146V147H104ZM124 147V148H121V147ZM135 146V147H134ZM146 146V147H145ZM168 146H169V148H168ZM175 146V147H174ZM200 146H202V149H205L206 148V150H202V152L200 151ZM214 148H213V147ZM48 147V148H47ZM52 147V148H51ZM60 147V148H59ZM64 147H67V148H65V149H63ZM71 147V148H70ZM77 147L79 148V149H81V150H77L76 151V149H77ZM98 147H100V148H102L103 149V151L99 148V150H98ZM108 147H112V148H108ZM115 147H117V148H115ZM143 147V148H142ZM145 147V148H144ZM172 147V148H171ZM199 147V148H198ZM211 147V148H210ZM33 148V149H32ZM36 148H37V150H36ZM51 148V149H50ZM95 148V149H94ZM135 148V149H134ZM173 148H175V149H173ZM176 148H178L177 150H179V151H177L176 150ZM213 148V151L211 150ZM40 149H45V150H40ZM54 149V150H53ZM117 149V150H116ZM119 149V150H118ZM120 149H124V150H120ZM127 149V150H126ZM130 149H133V151L131 150L130 151ZM195 149V150H194ZM215 149L217 150V151H215ZM40 150V151H39ZM63 150H64V152H63ZM85 150L88 152V153H86L85 152ZM91 150H97L96 152H94V151H91ZM101 150V151H100ZM105 150H107V151H105ZM129 150V151H128ZM142 150V151H141ZM153 151V152H150V151ZM210 150V151H209ZM220 152H219V151ZM45 151V152H44ZM61 151V152H60ZM68 151V152H67ZM76 151V152H75ZM100 153H99V152ZM118 151H122V152H118ZM185 151H187V153L185 152ZM200 151V152H199ZM50 154V156L48 155V153ZM67 152V153H66ZM79 152V153H78ZM113 152H114V154H117L118 156H117V159H118V157H119V159H120V161H118V160H116V155H115V157H114V154H113ZM115 152H117V153H115ZM127 152H128V154H127ZM130 152V153H129ZM134 152V153H133ZM143 152V153H142ZM184 152V153H183ZM207 152H209L208 154H207ZM42 153V154H41ZM47 153V154H46ZM61 153V154H60ZM62 153L64 154V155H62ZM78 153V154H77ZM81 153V154H80ZM91 153L94 155L93 157L91 156ZM98 153V154H97ZM123 153V156L125 157V159H123V156H121V154ZM180 153H181V159L179 158V155H180ZM192 153V154H191ZM201 153V154H200ZM207 155H206V154ZM219 153V154H218ZM261 154V156L259 157L260 158V160H261V162L262 163H264V154ZM39 154H41V155H39ZM44 154V155H43ZM68 154H71V155H73V156H75V154H76V157H77V159L81 162L82 161V163L84 164V167H85V172L84 171H82V172H79V173H74L73 175L71 174H68L67 172H66V170L62 167V161L61 160H63V158L65 157V156H67ZM89 154V156H86V155H88ZM96 154V155H95ZM113 154V155H112ZM120 154V155H119ZM135 155V157H133L134 155ZM138 154H140L141 155V157H140V155L138 156ZM142 154H144L143 156H142ZM177 154H179V155H177ZM194 154V155H193ZM200 154V155H199ZM47 155H48V158H47ZM60 155H62L63 156V158L60 156ZM98 155V156H97ZM133 155V156H132ZM136 155L138 156V157H136ZM147 155V156H146ZM151 155V156H150ZM186 155V156H185ZM197 155H199V156H197ZM203 155H205V156H203ZM80 156V157H79ZM97 156V159H95L94 157H96ZM129 156V157H128ZM146 156V157H145ZM178 156V159H176V157ZM189 156V157H188ZM196 156V157H195ZM203 156V157H202ZM40 157V158H39ZM43 157V158H42ZM79 157V158H78ZM91 157L93 158V159H91ZM99 157V158H98ZM110 159H109V158ZM112 157V158H111ZM132 157L134 158V160L136 161V163H138L137 165H140V166H137L136 165V163H135V161L134 160H132ZM140 157V158H139ZM186 157H188V158H186ZM193 157V158H192ZM198 157H199V159H198ZM200 157H202V158H200ZM38 158V159H37ZM51 158V159H50ZM57 158V159H56ZM89 158V159H88ZM108 158V159H107ZM138 158H139V160H138ZM186 158V160H184ZM60 159V160H59ZM88 159V160H87ZM92 161H91V160ZM112 159H114V161L111 163V161H112ZM123 159V161H121ZM126 159H130V160H132V161H127V163L126 164H123V165H125L126 166V168H128V166L127 165H129V163L130 162H132V164L133 163H135V165H136V167H135V165H133L132 166V164L130 163V165H131V167L133 168H130V165H129V168L128 169H126L125 168V166H123L122 165V163H125L124 161H126ZM138 160V162H137V160ZM168 159V160H167ZM201 159V160H200ZM47 160H48V162L49 163H47ZM52 160V162H50ZM58 160H59V162L61 163V164H59L58 163ZM109 160H111V161H109ZM116 160V161H115ZM159 160H161V161H159ZM172 160V161H171ZM180 160H181V162H180ZM203 160H204V162H203ZM206 160V161H205ZM85 161H88V162H85ZM96 161V162H95ZM99 161V162H98ZM158 161V165L157 166H155ZM189 161H191V162H189ZM201 161V162H200ZM40 162V163H39ZM44 162V163H43ZM90 162V163H89ZM92 162H93V164L95 165V164H97V166L95 165H93L92 164ZM121 163V164H119V163ZM139 162H140V164H139ZM170 162V163H169ZM172 162H173V165H175V166H172ZM179 162H180V165L183 163V165H181V167H180V165H179ZM187 162L189 163V165L187 164ZM200 162V163H199ZM206 162V163H205ZM46 163V164H45ZM111 163V164H110ZM166 163V164H165ZM31 165V166H29V165ZM42 164V166H44L43 168H42V166H40V165ZM51 165V167L50 166H48V165ZM86 164L88 165V169H92L90 172L92 173L93 172V174H91L90 172H89V170H87L86 168H87V166H86ZM108 164V165H107ZM117 164V166H114V165H116ZM167 164H169V165H167ZM185 164H186V166L188 167V169H187V167L185 166ZM191 164V165H190ZM204 164H206L205 165V168H204ZM57 165V166H56ZM61 165V166H60ZM93 165V166H92ZM121 165V169H122V167H124L125 169H120L118 166H120ZM142 165V166H141ZM164 165H166V167H163ZM170 165H171V167H170ZM177 165V166H176ZM197 165V170H196V168H194L195 166ZM264 165V164H263ZM91 166V167H90ZM168 166V167H167ZM179 166V168L177 169V167ZM190 166H192V167H190ZM204 168H202V167ZM37 167H39V168H37ZM56 167H58V168H56ZM109 167V168H108ZM115 167H118L117 169H114ZM160 167V168H159ZM172 167H174V168H172ZM208 167V168H207ZM34 168V169H33ZM42 168V170H40ZM95 168V169H94ZM101 170H100V169ZM106 168V169H105ZM162 168V169H161ZM167 168H168V170H167ZM181 168V169H180ZM183 168H186L188 171H185ZM199 168H201V169H199ZM210 168V169H209ZM12 169V171L10 172V170ZM29 169V170H28ZM56 169H58V170H56ZM108 169V170H107ZM130 169V170H129ZM136 169V171H134ZM170 169H172V170H170ZM176 169H177V171H176ZM190 169V170H189ZM206 169V170H205ZM252 169L253 170H255V173L254 172H252L253 174H251V171H252ZM46 170V171H45ZM60 170V171H59ZM86 170H87V174H85L86 173ZM97 170H98V172H97ZM111 170H113V172L111 173V174H108V173H110L111 172ZM121 170V171H120ZM131 170H132V172H131ZM163 170V171H162ZM181 170V171H180ZM182 170H184V171H182ZM209 170H211V171H209ZM6 171V172H5ZM7 171H8V173H7ZM37 171V172H36ZM46 173H45V172ZM52 171V172H51ZM53 171H55V174H54V172ZM56 171H58L60 174H57L58 172H56ZM63 171H64V173H63ZM109 171V172H108ZM115 171V172H114ZM119 171H120V173H119ZM123 171V172H122ZM125 171V172H124ZM126 171H127V173H126ZM161 171H162V173H161ZM166 171L167 172H170V173H166ZM197 171V172H196ZM213 171V172H212ZM28 172V173H27ZM32 172V173H31ZM98 174H97V173ZM129 172H130V174H129ZM133 172H135V173H133ZM145 172H147V173H145ZM174 172H176V174L174 173ZM180 172H184V174L186 173V177H184V176H182V174L180 173ZM209 172H211V175H210V173ZM21 173V174H20ZM37 173L40 175H37ZM45 174V176H44V174ZM108 174V175H110L109 176V178L111 179V175L113 176L112 177V179L113 178H115L114 180H113V182L116 180V182H114L115 183V185H114V183H112V180H110L109 181V178L107 177V175L106 174ZM132 173V174H131ZM139 175H138V174ZM146 175H149V177L148 176H146ZM153 173V174H152ZM178 173H180L181 175V178H179L180 176L179 175H177ZM205 173V174H204ZM206 173H207V176H205L206 175ZM220 173H222V174H220ZM226 173V175H224ZM13 174H14V176H13ZM22 174H25V176H23ZM28 174V175H27ZM117 174V175H116ZM122 174V175H121ZM124 174L126 175V176H124ZM152 174V175H151ZM160 174H162V175H160ZM170 174H173V175H171L172 176V178H171V176H170ZM183 174V175H184ZM190 174V175H189ZM217 174H219V175H217ZM22 175V176H21ZM27 175V176H26ZM31 175V176H30ZM33 175L36 177V178H34L33 177ZM60 175V176H59ZM70 175V176H69ZM89 175V177H87ZM98 175V176H97ZM100 175V176H99ZM129 175V176H128ZM131 175V176H130ZM137 177L138 178V180H137V178L135 179V177ZM252 175V176H251ZM50 176H52V178L53 179H51V177ZM73 176V177H72ZM83 176L85 177V178H83ZM105 176H106V178H105ZM115 176V177H114ZM118 176V177H117ZM133 176V177H132ZM146 177V178H144V177ZM161 176V177H160ZM167 176V177H166ZM190 176V177H189ZM210 176H212L211 178H210ZM221 176L223 177V178H221ZM247 178H246V177ZM12 177H15L14 179L12 178ZM23 177V178H22ZM26 177H28V178H26ZM31 179H30V178ZM41 177V178H40ZM48 177H50V181H49V179H48ZM55 177H57V178H55ZM72 177V178H71ZM75 177V178H74ZM97 177V178H96ZM100 177V179H98ZM103 177V178H102ZM130 177H131V179L133 178V180L134 181H138L136 184L135 183H133V181L130 179ZM143 177V178H142ZM151 177V178H150ZM179 179H181V182H180V180H178V178ZM208 177V178H207ZM216 178V180L215 179H213V178ZM226 179H225V178ZM249 177V178H248ZM7 178V179H6ZM39 178V179H38ZM63 179V180H60V179ZM67 178V179H66ZM72 179V180H70V179ZM81 180H80V179ZM95 179V180H98V181H93L92 179ZM108 178V179H107ZM118 178V179H117ZM123 178V179H122ZM140 178V179H139ZM148 178H149V180H148ZM162 178H164V179H162ZM167 178V179H166ZM169 178V179H168ZM196 178H199V179H196ZM221 178V179H220ZM16 179V180H15ZM27 179V180H26ZM32 179H34V181L32 180ZM83 179L85 180L86 179V182L85 181H83ZM108 181V182H105L106 180ZM120 179V180H119ZM125 179H126V181L128 180V182L126 183V181H125ZM159 179V180H158ZM167 181H166V180ZM191 181H190V180ZM204 179V180H203ZM207 179H210V180H207ZM212 179L214 180V181H212ZM222 179H225V180H222ZM250 179V181H248ZM257 179L259 180V182L260 183H262L263 182V184H260L259 182H257ZM263 179V180H262ZM26 180V181H25ZM43 180V181H42ZM47 180L49 181V182H47ZM55 180H59V182H56ZM70 180V181H69ZM78 180V181H77ZM88 180V181H87ZM100 180V181H99ZM103 180H104V182H103ZM143 180H148V182H143ZM154 180V181H153ZM185 180V181H184ZM200 182H199V181ZM217 180H219L220 181V183H219V181H217ZM262 182H261V181ZM68 183H67V182ZM81 181V182H80ZM101 181H102V183H101ZM130 181H132V183H133V185H131L132 183L130 182ZM180 182V184H179V182ZM186 181H189L190 182V185H189V183L188 182H186ZM197 181V182H196ZM204 183H203V182ZM215 181L217 182V183H215ZM222 181V182H221ZM223 181H225V182H227L226 184H225V186H224V184H223ZM248 181V182H247ZM253 181H254V183H253ZM256 181V182H255ZM28 182V183H27ZM51 182V183H50ZM54 182V183H53ZM60 182H62L61 184H59ZM63 182L65 183V185L63 184ZM97 182V183H96ZM130 182V184H128ZM142 182V183H141ZM169 182V183H168ZM185 182V183H184ZM193 182V183H192ZM202 182V183H201ZM208 184H207V183ZM209 182H210V184H209ZM214 182V184H212ZM252 182V183H251ZM11 183H12V186H9V185H11ZM17 183V184H16ZM21 183V184H20ZM38 183H39V185H38ZM40 183H42V185H41V188H40ZM56 183H58V184H56ZM77 183H78V185H79V187H80V189H79V187H78V185H77ZM84 183V184H83ZM99 183V184H98ZM144 183V184H143ZM145 183H147V185L146 186H149L150 188H153L154 187V189H149V191L147 190L148 188L145 186ZM149 183H151L150 185H149ZM162 183V184H161ZM170 183H171V185H170ZM191 183H192V185H191ZM200 183V184H199ZM206 183V184H205ZM255 183H257V184H255ZM259 183V184H258ZM15 186H14V185ZM20 184V185H19ZM34 184V185H33ZM53 184H55L54 186H52ZM102 184V185H101ZM134 184H135V187H138V189H135V187L133 188V186H134ZM142 184H143V186H142ZM153 184L155 185V186H153ZM165 184V185H164ZM179 184V185H178ZM184 184V185H183ZM186 184V185H185ZM217 184V185H216ZM219 184V185H218ZM223 184V185H222ZM245 184H247V185H245ZM251 184V185H250ZM7 185V186H6ZM17 185H19V186H17ZM23 186V188H22V186ZM30 185V186H29ZM74 185V186H73ZM85 185V186H84ZM95 185H97L96 187H95ZM98 185H99V187H98ZM112 185H113V187H112ZM128 187H127V186ZM152 185V186H151ZM181 185H183V187H185V188H180L179 186H181ZM193 185H195V186H193ZM217 187H216V186ZM222 185V186H221ZM248 185H250L249 187H248ZM255 187H254V186ZM17 186V188L19 187V191L21 192V195H20V193H16V192H18V190H17V188H14V187H16ZM29 186V187H28ZM37 186V187H36ZM49 186V187H48ZM62 186V187H61ZM82 186V187H81ZM166 186V187H165ZM175 186H177V188L175 187ZM216 187V189L218 188L219 190H222V191H220V192H224L225 194H223V193H219V190L217 191L216 189H215V191H214V188ZM253 186V187H252ZM263 186V187H262ZM11 187H12V189H11ZM25 187V188H24ZM34 187H35V190H34ZM56 187V188H55ZM69 187V189H67ZM84 187V188H83ZM108 187H109V189H108ZM116 187V188H115ZM141 187V188H140ZM147 188V189H145L144 190V188ZM160 187H161V190H160ZM169 187V188H168ZM173 187H175V189H171V188H173ZM182 187V186H181ZM196 187V188H195ZM225 187V188H224ZM252 187V188H251ZM259 187V188H258ZM261 187V188H260ZM5 188L7 189V191L5 190ZM27 188V189H26ZM31 188V189H30ZM37 188V189H36ZM40 188V189H39ZM49 188H50V190H49ZM92 188V189H91ZM102 188V189H101ZM108 189V191L107 190H104V189ZM120 188V189H119ZM128 188H129V190L131 189V191H130V193H129V190H128ZM222 188V189H221ZM227 188V189H226ZM22 189H23V192H22ZM39 189V190H38ZM65 189V190H64ZM73 191H72V190ZM94 189L97 191L98 189L100 190V191H102L103 192V190H104V192H106V194L105 193H103L102 194V192H95L94 193ZM134 189V190H133ZM180 189H184V194L185 195H183L182 193H180V192H182V190H179ZM197 189V190H196ZM200 189V190H199ZM205 189H207V190H205ZM226 191H224V190ZM247 189V190H246ZM258 189H260L258 192H257V190ZM10 190H12V193L11 194H14V195H11V197H9L10 195H9V192H11ZM15 190V191H14ZM28 190V191H27ZM56 191V192H54V191ZM63 190V191H62ZM70 190L72 191V192H70ZM83 190H86V191H84L83 192ZM88 190V191H87ZM91 190H93V192L91 191ZM128 190V192H126ZM132 190H133V192H132ZM136 190V191H135ZM140 190V191H139ZM143 190V191H142ZM151 190V191H150ZM155 190H156V193H155ZM166 190H169L168 192L166 191ZM195 190H196V192H195ZM199 190V191H198ZM206 192H205V191ZM244 190V191H243ZM5 191H6V193H5ZM40 191H42V192H40ZM51 191V192H50ZM60 191H62V192H60ZM68 191V192H67ZM118 191V192H117ZM125 191V192H124ZM154 191V192H153ZM160 192V193H158V192ZM173 191V192H172ZM201 191V192H200ZM205 193H204V192ZM214 193H213V192ZM229 191V192H228ZM232 191V192H231ZM236 191V192H235ZM241 192L240 193V195H239V193H237V192ZM255 191H256V193H255ZM8 192V193H7ZM30 192V193H29ZM43 192H44V194H43ZM58 193V194H54V193ZM79 192V193H78ZM81 192V193H80ZM86 192V193H85ZM88 192V193H87ZM91 192V193H90ZM161 192H162V195H160L159 196V194H161ZM167 192V193H166ZM215 192H217V193H215ZM248 192H249V194H248ZM29 193V196L27 195ZM37 193V195H34V194H36ZM50 193V194H49ZM69 193V194H68ZM73 193H74V195H73ZM84 193V195H82V197H80V195L81 194H83ZM94 193V194H93ZM98 193V194H97ZM99 193H101V194H99ZM109 195H108V194ZM121 195H120V194ZM124 193H128V196H127V194L124 196V197H122L123 195H124ZM138 194V195H136V194ZM141 193V194H140ZM144 193V195L143 196H148V197H145V198H147V199H144L143 198V196H142V194ZM148 193H150V194H148ZM163 193H165V194H163ZM197 194V195H195V194ZM201 194V195H199V194ZM211 193H212V195H211ZM228 193H230V194H228ZM235 195H234V194ZM261 193V195L259 196L258 194H260ZM262 193H263V195H262ZM7 195V197H6V195ZM26 194V195H25ZM31 194V195H30ZM41 194V195H40ZM60 194V196H58ZM89 194V195H88ZM91 194V195H90ZM96 194V195H95ZM113 194V195H112ZM123 194V195H122ZM129 194H131V197H130V195ZM132 194H133V196H132ZM134 194L137 196V201L135 200H133L132 199V197L133 198H136V196L134 197ZM157 194V195H156ZM170 194V195H169ZM176 194V195H175ZM179 194L182 196V199L179 197V200H177L178 199V196H179ZM216 194H217V196H216ZM237 194L239 195V196H237ZM242 194V195H241ZM9 195V196H8ZM15 195H19L18 196V200L16 199V201H15V198L17 197V196H15ZM25 195V196H24ZM33 195V196H32ZM49 195H50V197H49ZM56 196V198H54L55 196ZM95 195V196H94ZM99 195H101V197L99 196ZM154 195V196H153ZM164 195V196H163ZM167 195V196H166ZM192 195H194V197L192 196ZM225 195H227V196H225ZM230 195V196H229ZM232 195H234L233 197H232ZM28 196V197H27ZM85 196V197H84ZM104 196V197H103ZM118 196V197H117ZM159 196V197H158ZM185 196V198H183ZM208 198H207V197ZM222 196H225L224 198L222 197ZM243 198H242V197ZM246 196V197H245ZM252 196V197H251ZM5 197H6V199H5ZM43 197V198H42ZM93 197V198H92ZM97 197L98 198H100V200L98 199V201H97ZM116 197H117V199L119 200H116ZM126 197H128V199L126 198ZM131 198V200H129L130 198ZM157 197V198H156ZM160 197H161V199H160ZM174 197H177L176 199L174 198ZM190 197H191V199H192V203H191V201L189 200L190 199ZM200 197H203V198H200ZM217 197V198H216ZM221 197H222V199H221ZM227 197L229 198V199H227ZM232 197V198H231ZM239 197H241V198H239ZM249 197H251V198H253L252 200H251V198H249ZM260 197V198H259ZM262 197V198H261ZM8 198H10V199H8ZM14 198V199H13ZM24 198V199H23ZM29 198H30V200H29ZM53 198V199H52ZM77 198L80 200H77ZM82 198H84V199H82ZM123 198V199H122ZM140 198V199H139ZM143 200H142V199ZM148 198H149V200H148ZM189 198V199H188ZM258 198H259V200H258ZM5 199V200H4ZM31 199H33V200H31ZM60 199H62L61 201H63V202H61V201H59ZM66 199V200H65ZM68 199H70V200H68ZM81 199H82V202H81ZM85 199H87V201L88 202H90V203H87L86 202V200ZM106 199H110V200H107L106 201ZM151 199V200H150ZM155 199V201H152V200H154ZM167 200V201H169L168 199H170V201H169V203H167L165 200ZM181 199V200H180ZM183 199H188V202H182V203H180ZM197 199H199L200 201H199V203H198V200ZM205 199H207L206 201H205ZM212 199H213V201H212ZM219 199V200H218ZM226 199V200H225ZM231 199V200H230ZM238 199L239 200H241V201H238ZM247 199H248V201L249 202H247ZM55 200V201H54ZM68 200V201H67ZM93 200V202H91ZM96 200V201H95ZM103 200H105V202H103ZM122 200V201H121ZM124 200H129V201H125V204H124ZM139 200V201H138ZM140 200H142L141 202H140ZM145 200H147V201H145ZM160 200V201H159ZM174 200H176V201H174ZM221 200V201H220ZM230 200V201H229ZM244 200V201H243ZM5 201H9L10 203V205H8V203L7 202H5ZM17 202L16 204H15V202ZM19 201L21 202L20 203V205H19ZM33 201H36V202H33ZM50 201V202H49ZM67 201V202H66ZM69 201H72V202H70V203H68ZM111 201V202H110ZM116 201V202H115ZM118 201V202H117ZM162 201H163V203H162ZM218 201V202H217ZM219 201H220V205H218L219 204ZM228 201V202H227ZM253 201V202H252ZM23 202V203H22ZM42 202V203H41ZM55 204H54V203ZM57 202V203H56ZM64 202H65V204H64ZM103 203V204H101L100 205V203ZM110 202V203H109ZM130 202L132 203V205L130 204ZM142 202H144V203H142ZM167 204H169L168 206H169V209H171L172 210V212L169 214V212H170V210L169 209H166L168 206H166V208L164 207L165 205H167ZM206 202V203H205ZM212 202V203H211ZM231 202H232V204H231ZM236 202H239L238 203V205H240V206H238V208H237V203ZM250 202H252V203H250ZM2 203V204H1ZM7 203V204H6ZM36 203V204H35ZM61 203V204H60ZM78 203V204H77ZM110 206H108L107 204ZM135 203H136V205H135ZM157 203V204H156ZM161 203V204H160ZM171 203V204H170ZM172 203L173 204H177V206L176 205H173L172 206ZM222 203V204H221ZM226 203H228V204H226ZM243 203H247V204H250V206H251V210H253L254 209V207H255V205H257L258 207H259V205H260V209H258L257 208V210H255L254 212H252V213H250V214H248V215H243L244 213L243 212H241V205L243 204ZM12 204V205H11ZM18 204V205H17ZM22 204V205H21ZM30 206H29V205ZM43 206H42V205ZM49 204V205H48ZM63 204V205H62ZM83 204V206H81ZM95 204V205H94ZM105 204V205H104ZM181 204H182V206H184L183 208H182V206H181ZM196 204V205H195ZM235 204V205H234ZM253 204V205H252ZM5 205V206H4ZM28 205V206H27ZM37 205V206H36ZM39 205V206H38ZM47 205V206H46ZM60 205H62V207H60ZM67 205V206H66ZM70 205H72V206H70ZM78 205H80V207H78ZM86 205V207H84ZM91 205V206H90ZM137 205H138V207H137ZM141 205V206H140ZM143 205H145V206H143ZM209 206L208 208H206L207 206ZM213 205V206H212ZM225 205H230V206H228V207H226ZM2 206V207H1ZM9 206V207H8ZM14 206H18L17 208H13ZM20 206V207H19ZM35 206H36V208H37V211L39 212H36L35 210H36V208H35ZM48 206H50V208L48 207ZM54 206V207H53ZM56 206V207H55ZM64 206V207H63ZM66 206V207H65ZM88 206V207H87ZM99 206H101V207H99ZM105 206V207H104ZM107 206V207H106ZM130 206V210L129 209H127V210H125L126 208H128ZM137 207V209H136V207ZM158 206H161L162 207V209H161V207H158ZM196 206V207H195ZM210 206H212V207H210ZM214 206L216 207L215 208V210L217 211V215H216V211H215V213H213V210H214ZM219 206V207H218ZM225 206V207H224ZM234 206V207H233ZM253 206V207H252ZM6 207H7V210H6ZM13 209H12V208ZM31 209H30V208ZM58 207V208H57ZM82 207V208H81ZM112 207V208H111ZM144 207H146V208H144ZM176 209H175V208ZM200 207V208H199ZM240 207V208H239ZM1 208H3L2 209V211H1ZM26 208H28V210L26 209ZM33 208H35V210L33 209ZM69 210H68V209ZM88 210H87V209ZM93 208V209H92ZM103 208V209H102ZM122 208V209H121ZM140 208H143L142 210L140 209ZM181 208V211L179 212V210L178 209H180ZM192 208H194V210L192 209ZM217 208H218V210H217ZM226 208H228V209H226ZM18 209H19V213H21V214H19L18 213ZM23 209H25L26 210V212H25V210H23ZM47 211H46V210ZM61 209V210H60ZM68 211H67V210ZM74 209H76V210H74ZM79 209H81V210H79ZM99 209H102V214L104 215V217H105V223L103 224V226L102 227H100V229L99 230H92V231H90L89 229H88V225H87V222L89 221V219H90V216H92L93 214H95L97 211H99ZM133 211H137V212H139V213H137V212H132V210ZM152 209H153V211H152ZM221 209V210H220ZM224 209V210H223ZM225 209H226V211H225ZM230 209H231V211H230ZM233 209H236L235 210V212H234V210ZM5 210L8 212L9 211V213L10 214H8V216H11L10 218H8L7 217V212H5ZM32 210V211H31ZM50 210V211H49ZM72 210H73V212H72ZM78 210V211H77ZM90 210V211H89ZM107 210V211H106ZM112 210H113V212H112ZM121 210H123L124 212H126V215L124 214V212H122ZM129 210V211H128ZM140 210H141V212H140ZM150 210H151V212H150ZM162 210H166V211H168L167 213L169 214H167V213H165V215L167 216H165L164 215V213H161V211ZM178 210V211H177ZM192 210L194 211V214H193V212H192ZM4 211V212H3ZM12 211V212H11ZM28 211H30V213H28ZM55 213H54V212ZM77 211V212H76ZM80 211V212H79ZM87 211H88V213H89V215L90 216H88V213H87ZM110 211H111V213H110ZM117 211H119V213H120V215H119V213L117 212ZM145 211H147V212H149V213H147V212H145V214L147 213V215L145 216V214H142V213H144ZM207 211H209V212H207ZM218 211H219V213H218ZM230 211V212H229ZM16 212V213H15ZM25 214H24V213ZM31 212H33V213H31ZM34 212H35V215H34ZM40 212H41V216L39 215V217L40 218H38V214H40ZM64 212V213H63ZM67 212V215L65 214ZM70 212H72V213H75L76 214V216H74L73 217V215H75V214H73L72 215V213H70ZM129 212V213H128ZM154 212V213H153ZM157 212H160V214L158 215V213ZM175 212H177L176 214H174ZM184 214H183V213ZM185 212H187V213H185ZM191 212V213H190ZM202 212L204 213V215H202ZM229 212V213H228ZM258 212V213H257ZM259 212H260V214H259ZM2 213H4L3 214V216L5 217H3L2 216ZM27 213V214H26ZM37 213V214H36ZM52 213H54V214H52ZM81 214L82 216L80 217V215H78V214ZM110 213V214H109ZM157 213V214H156ZM179 213V214H178ZM242 213V214H241ZM13 214V215H12ZM29 214V215H28ZM33 214V215H32ZM43 214V215H42ZM64 216H63V215ZM136 214V215H135ZM139 214V215H138ZM142 214V215H141ZM152 214V215H151ZM158 216V217H155L156 215ZM183 214V215H182ZM185 214H187V215H185ZM190 214V216H188ZM199 214H200V216H199ZM210 214H213V215H210ZM219 214V215H218ZM231 214V215H230ZM19 215V216H18ZM26 215V216H25ZM30 215H32V217H35L36 216V218H32ZM46 215H48L47 217H46ZM69 215V216H68ZM115 215H116V217L118 218V220H117V218H115ZM120 216V218L118 217V216ZM122 215V216H121ZM128 215V216H127ZM155 215V216H154ZM160 215H162V217H164L163 219H161V217H160ZM176 215H177V217H176ZM179 215V216H178ZM258 215H260V216H258ZM14 216H17L16 218L14 217ZM44 218H43V217ZM68 216V217H67ZM71 216V217H70ZM110 216V217H109ZM125 216V217H124ZM127 216V217H126ZM137 218H141V219H139V220H137V221H142V219H143V221H142V223L140 222V224H139V222H137L136 221V217ZM147 216H149V217H147ZM154 216V217H153ZM20 217V218H19ZM24 217V218H23ZM27 217V218H26ZM42 217V218H41ZM84 217V218H83ZM113 217V218H112ZM147 217V221H146V218ZM26 218V219H25ZM149 218H151L152 220H153V223H155L156 221L155 220H157V218H158V222H156L155 224H153V223H151V221H149ZM166 218H168V219H166ZM28 220V221H23V220ZM38 219H42V221L43 222H41L40 223V221H37ZM44 219V220H43ZM46 219V220H45ZM75 219V220H74ZM112 219V220H111ZM114 219H115V221H114ZM120 219H121V221H120ZM161 219V221H159ZM170 219H174L175 221L176 220H178L177 222H175L174 220L172 221V220H170ZM186 219H188V220H186ZM6 220V221H5ZM10 220V221H9ZM13 220H15V222H17V223H15ZM17 220V221H16ZM20 220V221H19ZM29 220L31 221V222H29ZM48 220V221H47ZM130 220V221H129ZM166 221V223L167 224H165V221ZM170 220V221H169ZM185 220V223H187V224H184V222H182V221H184ZM120 221V223L122 224V223H124L125 224V226L122 224V226H124V227H122L121 226V224H120V227L119 228H116L117 226H119V224H118V222ZM147 223H146V222ZM164 223H163V222ZM5 224H4V223ZM22 222H24V223H22ZM26 222V223H25ZM36 222H39L38 224L36 223ZM111 222H115L116 224L115 225H117V226H115L113 223V226H115L114 228L116 229V231H115V229L113 228V232H112V229H111V233L109 232V229L110 228H112L113 226H112V224H111ZM127 222H129V223H127ZM143 222H145V223H143ZM172 222H175V223H177V224H174V223H172ZM10 225H9V224ZM32 223V224H31ZM35 223V224H34ZM79 223V224H78ZM110 223V224H109ZM163 223V224H162ZM181 223V224H180ZM11 224L13 225V227H15V228H17L18 230H16L15 228H14V231H13V227L11 226ZM23 224H26V226H27V224H29L27 227L29 228V229H27L26 228V226H24ZM30 224H31V226H30ZM39 224H41V227H39L40 225ZM126 224H130V225H132V226H130V225H126ZM144 224V225H143ZM161 226L160 228H159V232H156V231H158V230H156V227H157V229H158V227H159V225ZM6 225V226H5ZM17 225H19V226H17ZM45 225V226H44ZM151 225V226H150ZM156 225V226H155ZM164 225V226H163ZM9 226H11V227H9ZM22 226V227H21ZM34 226H36V227H39V228H36V227H34ZM112 226V227H111ZM127 226H129V227H127ZM147 226V227H146ZM148 226H150L149 228H148ZM155 226V227H154ZM163 226V227H162ZM48 227V228H47ZM134 227V228H133ZM145 228L146 227V229H148V231L150 230L151 232L150 233H148V232H144V234H140V235H135L136 233H137V228ZM6 228V229H5ZM34 228H36L35 230H33ZM41 228V229H40ZM128 228V229H127ZM3 229V230H2ZM20 229L21 230H23V231H21V232H19L20 231ZM26 229V230H25ZM132 229V230H131ZM161 229V230H160ZM2 230V231H1ZM5 230V231H4ZM28 230H30V231H28ZM34 231V232H32V231ZM37 230H39V232L37 231ZM40 230H41V233H40ZM46 230V231H45ZM48 230V231H47ZM156 230V231H155ZM17 233H16V232ZM45 233H44V232ZM96 231V232H95ZM102 231H104V232H102ZM155 231V232H154ZM3 232H4V234H3ZM21 234V235H19V233ZM22 232H25L24 234H22ZM35 232L38 234H35ZM125 232V233H124ZM128 232V233H127ZM154 232V233H153ZM17 234V238H16V234ZM30 233H32L33 235L32 236H30ZM127 233V235H125ZM2 234H3V236H2ZM14 234V235H13ZM35 234V235H34ZM116 234V235H115ZM121 234H122V236H121ZM132 234V235H131ZM154 234H156L157 236L158 235H160V236H158L157 238H156V236L154 235ZM27 235V236H26ZM37 235V237H35ZM100 235H101V237H102V235H103V237H102V240H100L101 238H100ZM18 236H20V237H18ZM21 236H24V237H21ZM27 238H26V237ZM30 236V237H29ZM42 236V237H41ZM43 236H44V238H43ZM89 236L90 237H92V238H90L89 239ZM124 236V237H123ZM132 236L133 237H135V239L136 240H133L132 239ZM155 236V237H154ZM10 237V238H9ZM31 237H32V239H31ZM40 237V238H39ZM46 237H48V238H46ZM97 237V238H96ZM142 237H145V238H142ZM154 237V239L153 240H151L152 238ZM3 238H4V240H3ZM7 240H6V239ZM22 238H26L24 241H27L26 242V248H24L25 246V242L23 241V240H21ZM29 238V239H28ZM15 239H20V240H18V242H17V240H15ZM37 239V240H36ZM95 239H97V240H95ZM105 239V240H104ZM106 239H108V241L106 240ZM115 239H117V240H115ZM128 239H129V241H128ZM160 239V241H158ZM204 239H208V242L206 241V240H204ZM6 240V241H5ZM29 240V241H28ZM115 240V241H114ZM156 240V242L155 243H153V247H152V241H155ZM172 241V242H170V241ZM200 240H203V241H200ZM211 240L213 241V242H211ZM0 241V245H1V242ZM15 242V245H17V243H18V245H19V248H18V245L17 246H14V242ZM33 241H34V244H33ZM38 243H37V242ZM90 241H91V243L92 244H90ZM99 241V242H98ZM113 241H114V243H113ZM4 242H6V245H11V246H6L5 245V243ZM10 242V243H9ZM19 242L21 243V244H19ZM22 242H24L23 244H22ZM99 243V246L97 245L98 243ZM102 242H103V244H102ZM109 242H110V244H109ZM119 242H121V244H119ZM193 242V243H192ZM194 242L195 243H197L196 245L194 244ZM200 242L203 244H200ZM205 242V243H204ZM45 243V244H44ZM86 243V244H85ZM159 243H160V245H159ZM165 243L167 244V245H165ZM168 243H170V244H168ZM174 243V244H173ZM207 243V244H206ZM35 244H36V246H35ZM39 246H38V245ZM84 244H85V246H84ZM96 244V245H95ZM113 244V245H112ZM173 244V245H172ZM192 244H194V245H192ZM13 245V246H12ZM92 245V246H91ZM131 245V246H130ZM133 245V246H132ZM135 245V246H134ZM162 245H164V247L162 246ZM168 245H170V249L168 248V247H166V246H168ZM198 245L200 246V247H198ZM201 245H202V247H201ZM43 246V247H42ZM88 247L89 249H91V251H93V253L92 252H90V254L86 251L88 248H85V247ZM93 246H95L94 248H93ZM99 248H98V247ZM195 246H196V248H195ZM6 247V248H5ZM17 249H16V248ZM31 248V250H30V248ZM40 247V248H39ZM91 247V248H90ZM105 247V248H104ZM132 247V248H131ZM134 247V248H133ZM137 249H136V248ZM16 250H15V249ZM22 250H21V249ZM36 248H39V249H36ZM102 248V249H101ZM116 250H114V249ZM152 248V249H151ZM167 248V249H166ZM201 248V249H200ZM28 249V250H27ZM42 249V250H41ZM107 249V250H106ZM113 249V250H112ZM133 249V250H132ZM145 249V250H144ZM102 250V251H101ZM134 250H136V251H134ZM151 250V251H150ZM153 250V251H152ZM169 250V251H168ZM21 253H20V252ZM31 251V252H30ZM37 251V252H36ZM114 251V252H113ZM118 251V252H117ZM35 254H33V253ZM42 252V253H41ZM110 252H111V255L112 256H109L110 255ZM135 252V253H134ZM137 252V253H136ZM152 252H154L153 254H152ZM28 253V254H27ZM79 253H80V255H79ZM97 253H99L100 255H98ZM118 253V254H117ZM200 253V254H199ZM26 254L27 255H32V256H30L31 257V259H32V257H33V259L31 260V262H30V258H29V256H28V258L29 259H26L27 258V256H26ZM37 254L38 255H40L39 257H36L37 256ZM44 254V255H43ZM76 254V255H75ZM87 254V255H86ZM98 255V256H96V255ZM105 254H107V255H104ZM159 254V255H158ZM199 254V255H198ZM206 256H205V255ZM91 255H93V256H91ZM121 255V256H120ZM139 255H141V256H139ZM195 255H196V258H195ZM76 256V257H75ZM88 256V257H87ZM95 256V257H94ZM139 258H138V257ZM152 256V257H151ZM200 256V258H198ZM202 256H204V258L202 257ZM42 257V258H41ZM62 257V258H61ZM97 257V258H96ZM104 257H105V259H104ZM134 257V258H133ZM137 257V258H136ZM143 257V258H142ZM38 258H40V259H38ZM45 258V257H44ZM61 258V259H60ZM85 258V259H84ZM87 258H89V259H87ZM92 258V259H91ZM100 258V259H99ZM149 259V260H147V259ZM152 258V259H151ZM195 258V259H194ZM24 259H26V260H24ZM38 259V260H37ZM66 259V260H65ZM94 259H96V260H94ZM100 260V262H99V260ZM144 260V263H143V260ZM165 259V260H164ZM202 259H205L206 261H202ZM23 260V261H22ZM36 260V262H34ZM65 260V261H64ZM91 260V261H90ZM93 260H94V262H93ZM134 260V261H133ZM141 261V262H136V261ZM169 262H168V261ZM199 262H198V261ZM28 262V263H26V262ZM86 261V262H85ZM96 261H98V262H96ZM102 261V262H101ZM208 261V262H207ZM30 262V263H29ZM70 262V263H69ZM85 262V263H84ZM92 262V263H91ZM112 262H115V263H112ZM134 262V263H133ZM164 262V263H163ZM147 263V264H148ZM87 264V263H86Z\"/></svg>","mask_w":264,"mask_h":264},{"label":"bare ground","instance_id":"bare-ground-1","mask_svg":"<svg viewBox=\"0 0 264 264\" xmlns=\"http://www.w3.org/2000/svg\"><path fill=\"white\" fill-rule=\"evenodd\" d=\"M5 1H6V0H5ZM16 1H17V0H16ZM20 1H21V0H20ZM47 1H48V0H47ZM60 1H61V0H60ZM63 1H64V0H63ZM63 1H61V2H63ZM72 1H73V0H72ZM75 1H76V0H75ZM87 1H88V0H79V4H80V6H79V11H78V13L75 14V19H74L77 23L80 22V18H81L80 16L83 14V12H84L85 9H86V6L88 5ZM91 1H92V0H91ZM116 1H117V0H116ZM118 1H119V0H118ZM122 1H123V3H124V0H122ZM138 1H139V0H134V2H136V3H137ZM153 1H154V0H147V1H146V0H141V4H140V5L143 4V5H145V7L147 6V7H148V10H149L151 7H152V9H153V8H155V7H153V6H150V8H149V5H150ZM155 1H156V0H155ZM170 1H172V0H170ZM183 1H184V0H183ZM204 1H206V0H204ZM209 1H210V0H209ZM214 1H215L214 4H215V3H218V4H219L218 6L216 5V6H217L216 8H217L218 10L223 11L224 14L227 13V10L229 9L230 6L233 5L234 7H236V5H234V4L231 5L232 0H218L217 2H216V0H214ZM233 1H235V0H233ZM239 1L241 2L242 0H239ZM245 1H246V0H245ZM1 2H2V1H1ZM94 2H96V1H94ZM101 2H102V0H101ZM101 2H100V4H101ZM104 2H105V1H104ZM160 2H161V1H160ZM160 2H159V3H160ZM163 2H164V1H163ZM163 2H162V3H163ZM177 2H178V1H177ZM184 2H185L184 4H187V6H188V4H191L192 2H194V0H185ZM212 2H213V1H212ZM242 2H244V1H242ZM249 2H250V1H249ZM249 2H248V3H249ZM9 3H10V2H9ZM15 3H16V2H14L13 4L15 5ZM21 3H22V2H21ZM53 3L55 4V0L53 1ZM53 3H52V4H53ZM56 3L59 4L60 2L57 1ZM72 3H73V2H72ZM96 3H98V2H96ZM126 3H127V1H126ZM126 3H125V4H126ZM153 3H154V2H153ZM157 3H158V2H157ZM170 3H172V2H170ZM173 3L176 4L175 2H173ZM180 3L183 4V3L181 2V0H180ZM199 3H200V2H199ZM236 3H237V2H236ZM16 4H17V3H16ZM54 4H53V5H54ZM60 4H61V3H60ZM131 4H132V3H131ZM133 4H134V3H133ZM178 4H179V3H178ZM181 4L178 5V6L180 7ZM196 4H197V3H196ZM255 4H256V3H255ZM257 4H258V3H257ZM260 4H261V3H260ZM22 5H23V3H22ZM67 5H69V4L67 3ZM72 5H73V4H72ZM90 5H91V3H90ZM96 5H97V4H96ZM102 5H103V4H102ZM129 5H130V4H129ZM129 5H127L126 7L128 8ZM143 5H142V6H143ZM176 5H177V4H176ZM176 5H174V6H176ZM197 5H198V4H197ZM203 5H205V4H203ZM206 5H207V4H206ZM0 6H1V5H0ZM23 6H24V5H23ZM50 6H51V5H50ZM63 6H64V5H63ZM77 6H78V4H77ZM94 6H95V5H94ZM94 6H93V7H94ZM130 6H131V5H130ZM155 6H156V5H155ZM163 6H164V5H163ZM166 6H167V5H166ZM178 6H177L176 8H179ZM212 6H213V5H212ZM212 6H211V7H212ZM260 6H262V4H261ZM19 7H20V6H19ZM21 7H22V6H21ZM36 7H38V6H36ZM59 7H61V6L58 5V10H59V9H62V8H59ZM66 7H67V6H66ZM69 7H72V6H69ZM95 7H96V6H95ZM97 7H98V6H97ZM97 7H96V8H97ZM156 7H157V6H156ZM164 7H165V6H164ZM170 7H172V6H170ZM181 7H182L183 9H185V8L183 7V5H182ZM181 7H180V8H181ZM195 7H196V5H195ZM208 7H209V5H208ZM241 7H242V6H241ZM252 7H253V6H252ZM255 7H256V5H254V8H255ZM15 8H16V7H15ZM17 8H18V6H17ZM27 8H29V6H28ZM43 8H44V7H43ZM47 8H48V6H47ZM67 8H68V7H67ZM77 8H78V7H77ZM127 8H126V9H127ZM136 8H137V7H136ZM143 8H144V7H143ZM172 8H175V7H172ZM182 8H181V9H182ZM205 8H206V7H205ZM248 8H249V7H248ZM254 8H252L253 13H254V10H253ZM9 9H10V8H9ZM74 9H76V8H74ZM87 9H89V8L87 7ZM130 9H132V8H130ZM167 9H168V8H167ZM193 9H195V8H193ZM203 9H204V8H203ZM207 9H208V8H207ZM207 9H205V11H206V13L209 14V13H210V9H213V8H209V11H208V12H207ZM239 9H240V8H239ZM249 9H250V8H249ZM258 9H259V8H258ZM20 10H21V9H20ZM20 10H19V11H20ZM25 10H26V9H25ZM46 10L48 11V9H46ZM62 10H63V9H62ZM68 10H69V8H68ZM71 10H72V9H71ZM71 10H70V11H71ZM89 10H90V9H89ZM89 10H88V11H89ZM135 10H136V9H135ZM142 10H144V9H142ZM155 10H156V9H155ZM157 10L159 11V8H158ZM157 10H156V11H157ZM160 10H161V8H160ZM195 10H196V9H195ZM234 10H235V9H234ZM255 10H257V9H255ZM259 10L262 11V9H259ZM259 10H258V11H259ZM0 11H1V10H0ZM36 11H37V10H36ZM53 11H54V10H53ZM53 11H52V12H53ZM98 11H99V10H98ZM126 11H127V10H126ZM126 11H123V13L126 12ZM128 11H129V10H128ZM132 11H133V12H136V11H134L133 9H132ZM146 11H147V10H146ZM153 11H154V10H153ZM153 11H152V12H153ZM158 11H157V12H158ZM173 11H175V10L173 9ZM187 11H189V10H187ZM190 11H191V10H190ZM221 11H220V12H221ZM224 11H226V12H224ZM245 11H247V9H245ZM245 11H244V12H245ZM258 11H257V12H258ZM3 12H6V11H3ZM9 12H10V11H9ZM48 12H49V11H48ZM54 12H55V11H54ZM62 12H63V11H62ZM139 12H140V11H138V13H139ZM152 12H151V10H150V13H152ZM178 12H179V11H178ZM192 12H193V11H192ZM195 12H196V11H195ZM195 12H194V13H195ZM199 12H200V11H199ZM211 12L213 13L214 11H211ZM230 12H232V10H231ZM250 12H251V10H250ZM250 12H249V13H250ZM255 12H256V11H255ZM259 12H260V11H259ZM12 13H13V10H12ZM50 13H51V12H50ZM69 13H70V12H69ZM69 13H68V14H69ZM90 13H91V12H89V15H90V18H91V15H93L92 13H94V12H92L91 14H90ZM120 13H121V12H120ZM120 13H119V14H120ZM127 13H128V12H127ZM145 13L147 14V12H145ZM171 13H172V12H171ZM176 13H177V11H176ZM180 13H181V12H180ZM187 13H188V12H187ZM187 13H186V17L188 18V16H187L188 14H187ZM212 13H211V14H212ZM214 13H215V14L217 13V14L219 15V13L216 12V11H215ZM245 13H246V12H245ZM8 14H9V13H8ZM58 14L60 15L59 12H58ZM68 14H67V15H68ZM97 14H98V13H97V9H96V15H97ZM117 14H118V13H117ZM119 14H118V16H120ZM129 14H131V12H130ZM129 14H127V15H129ZM136 14H137V13H136ZM136 14H135V15H136ZM146 14H145V15H146ZM152 14H153V13H152ZM162 14H163V13H162ZM169 14H170V13H168V15H169ZM173 14H174V13H173ZM173 14H172V15H173ZM184 14H185V13H184ZM198 14H199V13H198ZM203 14H205V13H203ZM215 14H214V16H215ZM217 14H216V15H217ZM228 14H230L229 11H228L227 15H228ZM235 14H236V13H235ZM255 14H256L257 16H259V14H257V13H255ZM255 14H254L253 16H256ZM6 15H7V14H6ZM13 15H14V14H13ZM13 15H12V16H13ZM17 15H19V14H17ZM25 15H27V14L25 13ZM38 15H39V14H38ZM52 15H53V14H52ZM56 15H57V14H56ZM56 15H55V16H56ZM70 15H74V14H71V13H70ZM89 15H87V16H89ZM122 15H124V14H122ZM131 15H132V14H131ZM135 15L133 14V17H134ZM148 15H149V14H147V16H148ZM163 15H164V14H163ZM177 15H178V14H177ZM209 15H210V14H209ZM209 15H208V16H209ZM218 15H217V16H218ZM221 15H222V13H221ZM230 15H231V14H230ZM236 15H237V14H236ZM236 15H235V17H236ZM262 15H263V14H262ZM1 16H2V14H1ZM1 16H0V17H1ZM29 16H30V15H29ZM87 16H86V17H87ZM116 16H117V15H116ZM138 16H139V15H138ZM143 16H144V15H143ZM149 16H150V15H149ZM152 16H153V15H152ZM155 16H157V14H156ZM184 16H185V15H184ZM190 16H191V15H190ZM195 16H196V15H195ZM197 16H199V15H197ZM204 16H205V15H204ZM206 16H207V15H206ZM210 16H211V15H210ZM210 16H209V17H210ZM223 16H226V15H222V16H220V17H223ZM231 16H232V15H231ZM253 16H251V17H253ZM257 16H256V18H257ZM17 17H18V16H17ZM53 17H54V16H53ZM60 17H61V16H60ZM92 17H93V16H92ZM94 17H95V15H94ZM127 17H128V16H127ZM136 17H137V16H136ZM145 17H146V16H144V18H145ZM181 17H183V16L181 15ZM200 17H201V16H200ZM211 17H213V14H212ZM215 17H216V16H215ZM215 17H214V18H215ZM232 17H233V16H232ZM242 17H243V16H241L240 19L238 18V20H240V22H241ZM249 17H250V14H249ZM259 17H260V16H259ZM10 18H11V17H10ZM30 18H31V17H30ZM72 18H73V17H72ZM117 18H118V20H119V17H117ZM125 18H126V17H125ZM138 18H139V17H138ZM149 18L151 19V17H149ZM155 18H156V17H155ZM160 18H162V17H160ZM160 18H159V20H160ZM187 18H186V19H187ZM194 18H195V17H194ZM227 18H228V17H227ZM227 18H226V20H227ZM230 18H231V17H230ZM246 18H248V13H247V17H246ZM246 18H244L242 21H244ZM256 18H253V19H256ZM260 18H261V17H260ZM83 19H84V18H83ZM91 19H92V18H91ZM150 19H149V20H150ZM162 19H163V18H162ZM180 19H182V18H180ZM186 19H185V21H186ZM190 19H191V18H190ZM190 19H189V21H190ZM202 19H203V18H202ZM206 19H207V18L205 17V20H204V21H206ZM208 19H209V18H208ZM211 19H212V20H211L210 22L214 21L213 18H211ZM215 19H218V17H216ZM221 19H222V18H221ZM228 19H229V18H228ZM7 20H8V19H7ZM7 20L5 19L4 21L7 23ZM13 20H14V19H13ZM26 20H27V19H26ZM55 20H56V18H55ZM65 20H66V19H65ZM71 20H72V19H71ZM132 20H133V19H132ZM132 20H131V21H132ZM141 20H142V19H141ZM145 20H146V18H145ZM152 20L154 21V19H152ZM165 20H166V19H165ZM171 20H174V19H171ZM171 20H170V21H171ZM175 20H176V19H175ZM175 20H174V21H175ZM209 20H210V19H209ZM209 20H208V21H209ZM218 20H219V19H218ZM222 20H223V19H222ZM222 20H221V22H222L221 25H224V24H223V21H224V20H223V21H222ZM233 20H234V19H233ZM238 20H236V21L238 22ZM247 20H248V19H247ZM249 20H250V18H249ZM249 20H248L247 22H249ZM32 21H33V19H32ZM59 21H60V20H59ZM89 21H90V20H89ZM91 21H92V20H91ZM135 21H136V20H135ZM138 21H140V19L137 20V23H138ZM143 21H144V20H143ZM147 21H148V20H147ZM150 21H151V20H150ZM150 21L148 22V23H149L148 25H150ZM156 21H157V19H156ZM156 21H155V22H156ZM189 21L187 20L186 24H187V23H190L192 20H191L190 22H189ZM198 21H199V20H198ZM198 21H197V22H198ZM219 21H220V20H219ZM262 21H263V20H261V22H262ZM52 22H53V21H52ZM55 22H57V21H55ZM55 22H54V23H55ZM69 22H71V21H69ZM69 22H68V24H69ZM133 22H134V21H133ZM140 22H141V21H140ZM163 22H165V21H163ZM180 22H181V21H180ZM192 22H193V21H192ZM206 22H207V21H206ZM206 22H205V24L208 25V23H206ZM210 22H209V23H210ZM225 22H226V21H225ZM232 22H233V21H232ZM240 22H239V23H240ZM247 22H246V23H247ZM0 23H1V22H0ZM50 23H51V22H49V24H50ZM72 23H73V22H72ZM91 23H92V22H91ZM119 23H121V22H119ZM122 23H123V22H122ZM145 23H146V22H145ZM153 23H154V22H153ZM153 23H151V27H152V24H153ZM157 23H158V21H157ZM172 23H173V21H172ZM182 23H183V22H182ZM198 23H199V24H203V21H202L201 23H200V22H198ZM212 23H213V22H212ZM242 23H243V22H242ZM246 23H245V24H246ZM252 23H253V22H251V24H252ZM255 23H257V22H254V23H253L254 26H255ZM258 23H259V21H258ZM262 23L264 24V21H263ZM262 23H260V24H262ZM2 24H3V23H2ZM57 24H58V23H57ZM61 24H62V23H60L59 25H61ZM66 24H67V23H66ZM68 24H67V25H68ZM74 24H75V22H74ZM81 24H82V23H80V26H81ZM117 24H118V23H117ZM123 24H124V23H123ZM135 24H136V22H135ZM139 24H140V23H139ZM141 24L143 25V22H141ZM154 24H155V23H154ZM158 24H159V23H158ZM158 24H157V25H158ZM160 24H161V23H160ZM160 24H159V25H160ZM167 24H169V23H167ZM170 24H171V23H170ZM190 24H191V23H190ZM190 24H189V25H190ZM196 24H197V23H196ZM214 24H215V22H214ZM231 24H232V23H231ZM243 24H244V23H243ZM243 24L240 23V25H242V26H243ZM249 24H250V23H249ZM9 25H10V24H9ZM14 25H15V24H14ZM46 25H47V24H46ZM52 25H54V24H52ZM76 25H78V24H76ZM76 25H75V26H76ZM83 25H84V22H83ZM133 25H134V23H133ZM133 25L131 24L132 27H134ZM136 25H137V24H136ZM136 25H135V26H136ZM145 25H146V26H145ZM159 25H158V26H159ZM162 25H163V24H162ZM178 25H180V24H178ZM189 25H188V27H190ZM194 25H195V24H194ZM203 25H204V24H203ZM203 25H202V26H203ZM216 25L218 26V24H216ZM221 25H220V26H221ZM234 25H235V24H234ZM237 25H238V23H237ZM21 26H22V25H21ZM28 26H29V25H28ZM62 26H63V25H62ZM100 26H101V25H100ZM118 26H119V25H118ZM122 26H123V25H122ZM140 26H141V25H140ZM140 26H139V27H140ZM144 26H145V28H146V31H147V28L150 27V26L147 27V24H144L143 27H144ZM164 26H165V28H168V29H169V27H170V26L166 27V24H165ZM172 26H174V25H172ZM172 26H171V27H172ZM191 26H192V25H191ZM197 26H198V25H197ZM197 26H196V27H197ZM199 26H200V25H199ZM199 26H198V27H199ZM202 26H201V27H202ZM225 26H226V25H225ZM244 26H245V25H244ZM244 26H243V28L245 29L246 27H244ZM247 26H248V24H247ZM257 26H258V25H257ZM9 27H11V26H9ZM30 27H31V26H30ZM47 27H48V26H47ZM52 27H53V26H52ZM64 27H65V26H64ZM76 27H77V26H76ZM81 27H82V26H81ZM84 27H85V26H84ZM128 27H129V26H128ZM139 27H138V28H139ZM143 27H142V28H143ZM151 27H150V28H151ZM156 27H157V26H156ZM160 27H161V25H160ZM181 27H182V26H181ZM196 27H195V26L192 27V28H194L193 31H195V28H196ZM204 27H206V26H204ZM212 27H215V26H212ZM228 27H229V26H228ZM232 27H233V26H232ZM238 27H239V26H238ZM248 27H249L248 29L252 30V29L250 28L251 26H248ZM258 27H260V26H258ZM258 27H256V28H258ZM263 27H264V25H263ZM263 27H262V28H263ZM16 28H17V27H16ZM33 28H34V26L32 27V29H33ZM42 28H44V26H43ZM50 28H51V27H49V29H50ZM66 28H68V26H66ZM66 28H65V29H66ZM134 28H135V27H134ZM138 28H136V29H138ZM153 28H155V27H153ZM153 28H152V30H153ZM179 28H180V27H179ZM199 28H200V27H199ZM233 28H234V27H233ZM260 28H261V27H260ZM32 29H31V30H32ZM47 29H48V28H47ZM53 29H54V28H53ZM53 29H52V30H53ZM59 29H60V27H59ZM61 29H63V28L61 27ZM79 29H80V27H79ZM81 29H82V28H81ZM87 29H88V27H87ZM129 29H130V28H129ZM158 29L160 30V28H158ZM172 29H175V27L172 28ZM200 29H201V28H200ZM200 29H199V30H200ZM212 29H213V28H212ZM231 29H232V28H231V26H230V30H231ZM263 29H264V28H263ZM74 30H76L75 27H74ZM83 30H84V29H83ZM131 30H133V29H131ZM139 30H142V29L140 28ZM155 30H156V29H155ZM164 30H165V29H164ZM169 30H171V29H169ZM180 30H181V29H180ZM189 30H191V29H189ZM189 30H188V31H189ZM196 30H197V29H196ZM199 30H197V31L199 32ZM205 30H206V29H205ZM214 30H215V29H214ZM216 30H217V29H216ZM216 30H215V31H216ZM218 30H220V29H218ZM218 30H217V31H218ZM222 30H223V29H222ZM222 30H221V31H222ZM224 30H225V29H224ZM230 30H229V28H228V29H227V33H228V31L230 32ZM239 30H240V29H239ZM253 30L256 31V29H254V28H253ZM259 30H260V29H259ZM259 30H258V31H259ZM11 31H12V30H11ZM70 31H71V30H70ZM88 31H89V29H88ZM135 31H136V30H135ZM135 31L133 30V33H134ZM153 31H154V30H153ZM182 31H183V29H182ZM200 31H201V30H200ZM206 31H208V30H206ZM237 31H238V30L236 29V30L233 31L232 33H235V32H237ZM244 31L246 32L247 30L245 29ZM258 31H256L257 34L252 35V39H253V40L251 39V40H252V42H251L252 47H251L250 45H249V46H250L251 48L247 47V44H248V41H247L248 39H247V40H245V41H247V44H244V45L242 46V48H241V49H238V52H236V53L239 54V50H241V52H242L241 55H242V54H246V55H247L249 51H250V53H251V49L254 51V52H252V53H259V52L261 53V51L263 52V51H264V30H263V32H261V33H259V34H258ZM21 32H22V31H21ZM21 32H20V33H21ZM23 32H24V31H23ZM53 32H54V31H53ZM90 32H91V30H90ZM90 32H88V33H90ZM124 32H126V31H124ZM139 32H140V31H139ZM162 32H163V31H162ZM190 32H191V31H190ZM198 32H196V33H198ZM224 32H225V31H224ZM256 32H255V33H256ZM259 32H260V31H259ZM33 33H34V32H33ZM36 33H37V32H36ZM142 33H144V32H142ZM160 33H161V32H160ZM193 33H195V32H193ZM193 33H192V35H193ZM199 33H200V32H199ZM202 33H203V32H202ZM202 33H200V34H202ZM206 33H207V32H206ZM225 33H226V32H225ZM232 33H231V36H230L231 39H232V37H233V36H232ZM237 33H238V32H237ZM237 33H236V34H237ZM240 33L242 34L243 31L241 30ZM240 33H239V34H240ZM253 33H254V32H253ZM79 34H80V33H79ZM81 34H82V33H81ZM130 34H131V33H130ZM134 34L136 35L137 33L135 32ZM146 34H147V33H146ZM148 34H149V33H148ZM153 34H154V33H153ZM156 34H157V30H156ZM156 34H155V35H156ZM189 34H191V33H189ZM200 34H199V35H200ZM203 34H204V33H203ZM229 34H230V33H228L226 36H228ZM239 34H237V35H239ZM247 34H248V33H247ZM0 35H2V34H0ZM4 35H6V34L4 33ZM4 35H3V36H4ZM8 35H9V34H8ZM43 35H45V34H43ZM47 35L49 36V34H47ZM51 35H52V34H51ZM132 35H133V34H132ZM138 35H139V33H138ZM161 35H163V33H161ZM196 35H197V34H196ZM208 35H209V34H208ZM208 35H207V36H208ZM237 35H235V36L238 37ZM242 35H243V34H242ZM242 35H241V36L239 35V37H243ZM3 36H2V37H3ZM86 36H87V35H86ZM144 36H147V35L144 34ZM144 36H142V37L144 38ZM157 36H159V38H160V34H158ZM188 36H189V35H188ZM202 36H203V35H202ZM207 36H206V37H207ZM210 36H211V35H210ZM210 36H209V37H210ZM218 36H219V34H218ZM235 36H234V38H235ZM246 36H247V35H246ZM38 37H39V36H36V38H38ZM80 37H81V36H80ZM88 37H89V36H88ZM90 37H91V36H90ZM132 37H134V36H132ZM135 37H136V36H135ZM142 37L139 36V38H142ZM162 37H163V36H162ZM181 37H182V36H181ZM196 37H197V36H196ZM196 37L193 38V37L191 36V38H193V39H195ZM206 37H205V39H206ZM213 37H214V36H213ZM221 37H222V36H221ZM221 37H220V39H221ZM239 37L236 39L237 41L235 40L237 43H238V41H239V39H240ZM249 37H250V36H249ZM3 38H4V37H3ZM6 38H7V37H6ZM81 38H82V37H81ZM81 38H80V39H81ZM136 38H137V37H136ZM136 38H135V39H136ZM139 38H137V39H139ZM147 38H148V37H147ZM154 38H155V37H154ZM168 38L170 39V37H168ZM184 38H187V39H188V37H184ZM184 38H182V39H184ZM199 38H201V35L199 36ZM214 38H215V37H214ZM222 38H223V37H222ZM1 39H2V38H1ZM28 39H29V38H28ZM43 39H44V38H43ZM50 39H51V38H50ZM73 39H74V38H73ZM73 39H71V40H73ZM125 39H126V37H125ZM130 39H131V38H130ZM137 39H136V41H137ZM163 39H164V37H163ZM163 39H160V40H163ZM182 39H181V41H182ZM189 39H190V38H189ZM193 39H192V40H193ZM196 39H198V37H197ZM196 39L194 40V41H195V42H194L195 44H196ZM201 39H203V38H201ZM209 39H210V38H209ZM218 39H219V37H218ZM220 39H219V40H220ZM224 39H225V40H228L229 38H226V37H225ZM2 40H3V39H2ZM38 40H39V38H38ZM48 40H49V38H48ZM48 40H47V41H48ZM75 40H76V39H75ZM75 40H74V41H75ZM77 40H78V39H77ZM145 40H146V39H143V41H145ZM149 40H150V39H149ZM149 40H146V41L149 42ZM154 40H155V42H157L159 39H158V40L153 39V41H154ZM174 40H175V38L173 39V41H174ZM190 40H191V39H190ZM192 40H191V41H192ZM198 40H199V39H198ZM216 40H217V39H216ZM219 40H218V41H219ZM222 40H223V39H222ZM225 40H224L223 42H222V41H221V42H222V43L225 42V44H226V41H225ZM240 40H242V39H240ZM243 40H244V39H243ZM28 41H29V40H28ZM47 41H44V42L47 43ZM86 41H87V40H86ZM109 41H110V40H109ZM125 41H126V40H125ZM133 41H134V39H133ZM141 41H142V39L140 40V42H141ZM181 41H180V42H181ZM186 41H187V40H186ZM208 41H210V40H208ZM208 41H206V42H208ZM218 41H216V42H218ZM230 41H233V42H234V40H230V39H229V42H230ZM29 42H30V41H29ZM29 42H28V44H29ZM32 42H33V41H32ZM38 42H39V41H38ZM71 42H72V41H71ZM95 42H96V41H95ZM130 42H131V40H130ZM137 42H138V41H137ZM137 42H136V44H139V43H137ZM150 42H151V40H150ZM158 42H160V41H158ZM158 42H157V45L159 44ZM161 42H163V41H161ZM201 42H203V44L205 43V41H199V42L197 41V43H201ZM233 42H232V43H233ZM236 42H235V44H236ZM0 43H1V42H0ZM34 43L37 44V42H34ZM134 43H135V42H134ZM141 43H142V42H141ZM141 43H140V45H141ZM145 43H146V42H145ZM187 43H188V42H187ZM214 43H215V41H214ZM230 43H231V42H230ZM232 43H231V44H232ZM31 44H32V43H31ZM36 44H33V46H36ZM40 44H41V43H39L38 45H40ZM42 44H43V43H42ZM96 44H97V46H98V43H96ZM128 44H129V43H128ZM147 44H148V43H147ZM160 44H161V43H160ZM166 44H169V43H166ZM188 44H189V43H188ZM201 44H202V43H201ZM203 44H202V45H203ZM212 44H213V43H212ZM231 44H230V45H231ZM235 44H234V45H235ZM29 45H30V44H29ZM29 45H27V46H29ZM84 45H86V44H84ZM108 45H109V43H108ZM125 45H126V44H125ZM131 45H132V44H131ZM133 45H134V44H133ZM143 45H144V43H142L141 46H143ZM161 45H162V44H161ZM161 45H160V46H161ZM164 45H165V44H164ZM174 45H175V44H174ZM174 45H173V46H174ZM176 45H177V44H176ZM202 45L199 44V47L202 46ZM210 45H211V43H210ZM216 45H217V43H216ZM220 45H221V47L223 46V44H221V43H220ZM228 45H229V43H228ZM236 45H237V44H236ZM241 45H242V44H241ZM0 46H1V45H0ZM27 46L25 45L24 48H26ZM30 46H32V45H30ZM44 46H45V45H44ZM74 46H75V45H74ZM82 46H83V45H82ZM99 46H101V44H100ZM129 46H130V45H129ZM134 46H135V45H134ZM160 46H159V47H160ZM166 46H167V45H166ZM197 46H198V44H196V47H197ZM218 46H219V45H218ZM231 46H233V45H231ZM40 47H41V45H40ZM46 47H47V46H46ZM46 47L44 48L45 50H46ZM107 47H108V46H107ZM143 47H144V46H143ZM145 47H146V46H145ZM147 47H149V46H147ZM150 47H151V46H150ZM161 47H162V46H161ZM167 47L171 49V48H172V45L167 46ZM190 47H192V46L190 45ZM214 47H215V46H214ZM239 47H240V45H239ZM5 48H6V47H5ZM31 48H32V47H31ZM81 48H82V47H81ZM119 48H120V47H119ZM131 48H133V47H131ZM134 48H135V47H134ZM136 48H138V47H136ZM162 48H164V47H162ZM162 48H161V50H162ZM168 48H166V49L164 48L163 50H164V51H168V50H167ZM186 48H187V50L189 49L188 47H186ZM192 48H193V47H192ZM201 48H202V47H201ZM203 48H204V47H203ZM215 48H216V47H215ZM229 48H230V47H229ZM231 48H232V47H231ZM231 48H230L229 50H231ZM234 48H235V47H234ZM36 49H39V48L36 47ZM40 49H41V48H40ZM100 49H101V47H100ZM128 49H129V48H128ZM138 49H140V48H138ZM148 49H149V51H151V50L153 51V50H154L153 47H152V49H150V48H148ZM170 49H169V50H170ZM182 49H183V47H182ZM204 49H205V48H204ZM211 49H212V48H211ZM220 49H221V48H220ZM224 49H225V48H224ZM2 50H3V47H2ZM32 50H35V49H32ZM32 50H31V52H32ZM47 50H48V49H47ZM71 50H72V49H71ZM85 50H86V49H85ZM125 50H126V49H125ZM133 50H134V49H133ZM136 50H137V49H136ZM141 50H142V49H141ZM141 50H139V51H141ZM156 50H158V46H157V49H156ZM175 50H176V49H174V51H175ZM195 50H196V48H195ZM195 50H194V51H195ZM199 50H200V49H199ZM205 50H207L206 52L208 53V48L205 49ZM205 50H204V52H205ZM227 50H228V49H226V51H227ZM83 51H84V49H83ZM128 51H129V50H128ZM131 51H132V50H131ZM134 51H135V50H134ZM152 51H151V53H152ZM158 51H159V50H158ZM164 51H163V52H164ZM171 51H172V50H171ZM181 51H183V50H181ZM189 51H191V50H189ZM213 51H215V50L213 49ZM3 52H4V51H3ZM34 52H35V51H34ZM40 52H41V51H40ZM73 52H74V51H73ZM88 52H89V51H88ZM161 52H162V51H161ZM172 52H173V51H172ZM223 52H224V51H223ZM233 52H234V50L232 51V53H233ZM29 53H30V52H28V54H29ZM36 53L39 54L38 51H37ZM69 53H70V52H69ZM82 53H83V52H82ZM114 53H115V52H114ZM118 53H119V51H118ZM126 53H129V52H126ZM131 53H132V52H131ZM131 53H129L128 55H130ZM134 53H136V52H134ZM134 53H133V54H134ZM142 53H143V50H142V52H141L140 54H142ZM146 53H148V52H146ZM146 53L144 52L145 55H146ZM149 53H150V52H149ZM159 53H160V52H159ZM168 53H169V52H168ZM168 53H167V54L165 53V54H166L167 56H168V55H169V56L172 55V54H168ZM184 53H185V52H184ZM190 53H191V52H190ZM196 53H197V51H196ZM202 53H203V51H202ZM202 53H201V54H202ZM211 53H212V52H211ZM213 53H214V52H213ZM225 53H226V52H225ZM229 53H230V52H229ZM234 53H235V52H234ZM252 53H251V58H252V55H253ZM70 54H72V53H70ZM85 54H86V52H85ZM111 54H112V53H111ZM119 54H120V53H119ZM124 54H125V52H124ZM165 54H164V55H165ZM186 54H188V53H186ZM199 54H200V53H199ZM201 54H200V55H201ZM216 54H217V53H216ZM219 54H222V52H219ZM230 54H231V53H230ZM25 55H27L26 52H25ZM40 55H41V54H40ZM72 55H74V54H72ZM108 55H109V54H108ZM108 55H107V57H108ZM120 55H121V54H120ZM122 55H123V54H122ZM137 55H138V54H137ZM149 55H151V54H149ZM154 55H155V53H154ZM161 55H162V53H161ZM161 55H160V56H161ZM173 55H174V54H173ZM189 55H190V54H189ZM189 55H188V56H189ZM202 55H203V54H202ZM217 55H218V54H217ZM223 55H224V54H223ZM226 55L229 56V54H226ZM75 56H76V55H75ZM117 56H119V55H117ZM117 56H116V57H117ZM125 56H126V55H125ZM125 56H124V57H125ZM130 56H131V55H130ZM130 56H129V57H130ZM142 56H144V55H142ZM158 56H159V55H158ZM174 56H175V55H174ZM183 56H184V55H183ZM188 56H187V57H188ZM193 56H194V55H193ZM195 56H196V55H195ZM207 56L209 57L210 54H209V55L207 54ZM207 56H206V54H205V58H206ZM215 56H216V55H215ZM215 56H214V57H215ZM220 56H221V55H220ZM227 56H225V57L228 58ZM234 56H235V55H234ZM236 56H237V55H236ZM238 56H239V55H238ZM256 56H257V55H256ZM6 57H8V56H6ZM19 57H20V56H19ZM73 57H74V56H73ZM111 57H112V56H111ZM119 57H120V56H119ZM124 57H123V58H124ZM129 57H127V59H128ZM132 57H133V56H132ZM135 57H136V55H135ZM149 57H150V56H149ZM163 57H164V58H161V59L159 58V60H161V62H162L163 59H165L166 56H163ZM171 57H172V56H171ZM203 57H204V55H203ZM232 57H233V56H232ZM241 57L243 58L244 55L241 56ZM241 57H240V58H241ZM245 57H247V56H245ZM259 57H260V54H259ZM2 58H3V57H2ZM71 58H72V57H71ZM147 58H148V57H147ZM152 58H153V57H152ZM152 58H151V59H152ZM156 58H157V54H156ZM156 58L154 59V61L156 60ZM168 58H169V57H168ZM172 58H173V57H172ZM175 58H176V60H177V57H176V56L174 57V59H175ZM184 58H185V57H184ZM226 58H225V60H226ZM229 58H231V57H229ZM240 58H239V59H240ZM248 58H249V57H248ZM251 58H250V59H251ZM254 58H255V57H254ZM256 58H257V57H256ZM256 58H255V59H256ZM3 59H4V58H3ZM80 59H81V57H80ZM83 59H84V58H83ZM104 59H105V58H104ZM124 59H126V57H125ZM129 59H130V58H129ZM141 59L143 60L144 58L142 57ZM141 59H140V60L138 59V60L140 61V63H142V62H141ZM169 59H170V58H169ZM192 59H193V57H192ZM194 59H195V58H194ZM199 59H200V57H199ZM199 59L196 60V62L198 61V64H200L199 61L202 63V61L199 60ZM206 59H207V58H206ZM209 59H212V58H209ZM216 59H217V58H216ZM223 59H224V58H223ZM231 59H232V58H231ZM235 59H236V58H235ZM235 59H234V61H235ZM258 59H260V58H258ZM5 60H7V59L5 58ZM105 60H107V59H105ZM109 60H110V59H109ZM111 60H112V58H111ZM113 60H114V58H113ZM133 60H135V58H134ZM133 60H132V61H133ZM136 60H137V59H136ZM136 60H135V61H136ZM159 60H158V63H157V62H154V64H155V63H156V64H159ZM166 60H167V58H166ZM183 60H184V59H183ZM187 60L190 61L189 58H188ZM204 60H205V59H204ZM217 60H218V59H217ZM227 60H228V59H227ZM227 60H226V61H227ZM237 60H238V59H237ZM237 60H236L235 62L238 63L239 61H237ZM242 60H243V59H242ZM246 60L248 61L249 59H246ZM252 60H253V59H252ZM260 60H261V59H260ZM3 61H4V60H3ZM8 61H9V60H8ZM72 61H73V60H72ZM107 61H108V60H107ZM125 61H126V60H125ZM144 61H145V60H144ZM156 61H157V60H156ZM163 61H165V60H163ZM170 61H171V60H170ZM205 61H206V60H205ZM222 61H223V60H222ZM226 61L223 62V63H226ZM255 61H257V59H256ZM255 61H254V62H255ZM261 61H263V59H262ZM6 62H7V61H6ZM123 62H124V61H123ZM126 62H127V61H126ZM136 62H137V61H136ZM136 62H135V63H136ZM146 62H147V61H146ZM171 62H173V61H171ZM178 62H179V61H178ZM219 62H220V61H219ZM245 62H246V61H245ZM13 63H14V62H13ZM70 63H71V62H70ZM83 63H84V62H83ZM85 63H86V62H85ZM135 63H134V64H135ZM140 63H139V65H140ZM147 63H148V62H147ZM164 63H165V62H164ZM164 63H162V65H163ZM186 63H187V61H186ZM213 63H215V62H213ZM231 63H233L232 65H234V62H231ZM259 63H260V61H259ZM259 63H258V62H257V63L255 62V65L257 64V66H258V65L260 66ZM124 64H125V63H124ZM126 64H127V63H126ZM126 64H125V65H126ZM130 64H131V63H130ZM132 64H133V63H132ZM152 64H153V63H152ZM154 64H153V65H154ZM169 64H170V63H169ZM173 64H174V62H173ZM195 64H197V63H194V64H193L194 67H195ZM220 64L222 65V63H220ZM227 64H228V61H227ZM229 64H230V61H229ZM238 64H239L240 67H241L242 64H240V62H239ZM243 64H244V61H243ZM263 64H264V62H262L261 65L263 66ZM71 65H72V64H71ZM85 65H87V64H85ZM141 65H142V64H141ZM141 65H140V66H141ZM147 65H148V64H147ZM162 65H161V63H160V66H162ZM164 65H166V64H164ZM170 65H171V64H170ZM189 65L191 66V63H189ZM193 65H192V66H193ZM200 65H201V64H200ZM208 65H209V63H208ZM208 65H207V66H208ZM247 65H248V64H247ZM253 65H254V64H253ZM2 66H3V65H2ZM2 66H1V67H2ZM69 66H70V65H69ZM73 66H74V65H73ZM129 66H131V65H129ZM132 66H133V65H132ZM143 66H144V63H143V65H142V67H143ZM150 66H151V63H150ZM150 66H147L148 69H149ZM154 66H155V65H154ZM160 66H158V67H160ZM167 66H168V65H167ZM185 66H186V65H185ZM185 66L183 65L182 67H185ZM198 66H199V65H198ZM207 66H205V67H207ZM223 66H225V64H223ZM223 66H220V67L223 68ZM3 67H5V66H3ZM109 67H110V66H109ZM142 67H141V68H142ZM145 67H146V66H145ZM145 67H144V69H145ZM147 67H146V68H147ZM165 67H166V66H165ZM180 67H181V66H180ZM196 67H197V65H196ZM196 67L194 68V70L196 69ZM200 67L202 68L203 66H200ZM200 67H197V68H200ZM220 67H219V68H220ZM237 67H238V66H237ZM240 67H239V69H240ZM242 67H243V65H242ZM250 67H251V66H250ZM260 67H261V66H260ZM72 68H73V67H72ZM72 68H71V69H72ZM172 68H173V65H172ZM185 68L187 69V67H185ZM201 68H200V70H201ZM214 68H217V67H214ZM226 68H227V65H226ZM234 68H235V67H234ZM234 68L232 67V69H234ZM243 68H244V67H243ZM246 68H248V67H246ZM255 68H256V67H255ZM257 68H258V67H257ZM257 68H256L255 70H258ZM263 68H264V66H263ZM130 69H131V67H130ZM135 69H136V70H135ZM135 69H133L134 72H137V69L139 70V68H136V67H135ZM142 69H143V68H142ZM164 69H165V70H164ZM167 69H168V68H167ZM179 69H181V68H179ZM186 69H185V70H186ZM192 69H193V67H192ZM74 70H75V69H74ZM119 70H120V69H118V71H119ZM126 70H127V69H126ZM158 70H159V69H158ZM160 70H162V68H160ZM160 70H159V71H160ZM163 70L165 71V72H164L165 74L168 73V72L166 73V71H167L166 68H163ZM169 70H170V69H169ZM181 70H182V69H181ZM187 70H189V69H187ZM202 70H203V69H202ZM202 70H201V71H202ZM205 70H206V69H205ZM221 70H222V69H221ZM228 70H229V69H228ZM236 70H237V69H236ZM244 70H246V69L244 68ZM255 70H254V71H255ZM263 70H264V69H263ZM3 71H4V70H3ZM5 71H6V69H5ZM82 71H83V70H82ZM127 71H128V70H127ZM129 71H130V70H129ZM131 71H132V70H131ZM131 71H130L129 73H131ZM146 71H147V70H146ZM150 71H151V70H150ZM191 71H192V70H191ZM197 71H198V70H197ZM222 71H223V70H222ZM232 71H233V70H232ZM232 71H230V72H232ZM247 71H248V70H247ZM247 71H246V72H247ZM254 71L252 72V70H251V72H252L253 74H254ZM258 71H259V70H258ZM258 71H257V72H258ZM72 72H73V71H72ZM75 72H76V71H75ZM79 72H80V71H79ZM119 72H120V71H119ZM138 72H141V70L138 71ZM156 72H157V71H156ZM160 72H161V71H160ZM171 72L173 73L174 71H171ZM187 72H188V71H187ZM194 72H195V71H194ZM202 72H203V71H202ZM239 72H240V71H239ZM242 72H243V71H242ZM117 73H118V72H117ZM144 73H145V72H144ZM146 73H147V72H146ZM146 73H145L144 75L147 76V78L145 77L146 80H147V79H148V73H147V75H146ZM169 73H170V71H169ZM172 73H170V77L173 76V75H171ZM183 73H185V72H183ZM205 73H207V72H205ZM213 73H215V72H213ZM240 73H241V72H240ZM247 73H248V72H247ZM247 73H246V74H247ZM252 73H251V74H252ZM255 73H256V72H255ZM261 73H262V68H261ZM79 74H80V73H79ZM123 74H124V73H123ZM125 74H126V73H125ZM133 74H134V73H133V71H132V75H133ZM140 74H141V73H140ZM140 74L138 73V75H140ZM142 74H143V73H142ZM151 74H152V73H151ZM153 74H154V72H153ZM187 74L191 75V74H193V73H191V74H190V73H187ZM197 74L200 75L199 73H197ZM202 74H203V73H202ZM202 74H201V76H202ZM207 74H208V73H207ZM219 74H220V73H219ZM232 74H233V72H232ZM232 74H230L231 77H233ZM234 74H235V73H234ZM242 74H243V73H242ZM258 74H259V73H257V75H258ZM65 75H66V74H65ZM68 75H69V74H68ZM80 75H81V74H80ZM120 75H121V73H120ZM129 75H130V74H129ZM159 75H160L161 77H163V76L161 75V73H159ZM174 75H175V73H174ZM180 75H183V74H181V72H180ZM194 75H195V74H194ZM194 75H193V76H194ZM217 75H218V74H217ZM223 75L226 76V73L223 74ZM223 75H222V76H223ZM228 75H229V73H228ZM248 75L250 76V74H248ZM248 75H247V76H248ZM257 75H255V76L258 77L259 75H258V76H257ZM262 75H263V74H262ZM136 76H137V75H136ZM141 76H142V75H141ZM149 76L152 77L151 75H149ZM175 76H176V75H175ZM184 76H185V74H184ZM184 76H183V77H184ZM201 76H200V77H201ZM208 76H209V75H208ZM213 76H215V74H214ZM213 76H211V77H213ZM249 76H248V77H249ZM251 76H252V75H251ZM251 76H250L251 80H249V84H251V81H253L254 79H255V80H258V79H256L254 76H253L254 78L251 77ZM69 77H70V75H69ZM78 77H80V76L78 75ZM123 77H124V75H122L121 79H122ZM127 77H128V79H129V82H130V78H129L128 75H127ZM130 77H131V76H130ZM139 77H140V76H139ZM139 77L137 76V78L139 79V82H140V81H142V80H140V79H141L142 77H144V76H142V77H140V78H139ZM154 77L156 78V75H155ZM168 77H169V76H168ZM173 77H174V76H173ZM186 77H187V76H186ZM190 77H192V75H191ZM194 77H195V76H194ZM196 77H197V76H196ZM231 77H230V78H231ZM237 77H238V76H237ZM240 77H241V75H240ZM259 77H260V76H259ZM259 77H258V78H259ZM4 78H5V77H4ZM64 78H65V77H63V79H64ZM70 78L73 79V77H70ZM112 78H113V77H112ZM115 78H116V77H115ZM117 78H118V77H117ZM125 78H126V76H125ZM125 78L123 79L124 82H125ZM131 78H132V77H131ZM133 78H134V76H133ZM155 78H154V79H155ZM157 78H159V77H157ZM157 78H156V79H157ZM166 78H167V76H166ZM171 78H172V77H171ZM184 78H185V77H184ZM187 78L190 79L189 77H187ZM192 78H193V77H192ZM197 78L199 79V77H197ZM201 78H202V77H201ZM214 78H215V77H213V79H214ZM220 78H221V77H220ZM226 78H227V77H223V80H226ZM252 78H253V80H252ZM262 78H264V77H262ZM76 79H77V78H75V80H76ZM142 79L145 81L144 78H142ZM150 79H151V78H150ZM150 79H149V80H150ZM156 79H155V80H156ZM198 79L195 80L197 83L199 82V81H197ZM203 79H204V78H203ZM228 79H229V78H228ZM232 79H233V78H232ZM232 79H231V80H232ZM236 79H238V78H235V80H236ZM241 79H242V77H241ZM241 79H240V80H241ZM247 79H248V78H247ZM67 80H69V79H67ZM70 80H71V79H70ZM116 80H117V79H116ZM116 80H115V81H116ZM136 80H137V79H135V81H136ZM149 80H147V84L149 83V82H148ZM155 80H152V81H155ZM157 80H158V79H157ZM157 80H156V81H157ZM159 80H161V79H159ZM162 80L165 81V82L167 81V80H165V78H164V79L162 78ZM162 80H161V83L163 82ZM185 80H187V79H185ZM211 80H212V79H211ZM218 80H219V78H218ZM218 80H217V78H216V82L219 83L218 86L220 87V86H221L220 83H221L222 81L219 82ZM229 80H230V79H229ZM231 80H230V81H231ZM233 80H234V79H233ZM244 80H245V82H246V79H244ZM78 81H80V80H78ZM118 81L121 82L122 80L118 79ZM133 81H134V80H133ZM133 81H132V83H133V85H134L135 82H133ZM144 81H142L143 84H144ZM150 81H151V80H150ZM203 81H205V79H204ZM214 81H215V79H214ZM227 81H228V80H227ZM227 81H225V82L227 83ZM237 81H238V80H237ZM237 81H236V82H235V81H232L233 83H231V84L236 83L237 86H240V85H238V84H240V83L242 84V82L237 83ZM260 81H262V80H260ZM260 81H258V82L260 83ZM66 82H67V81H66ZM75 82H76V81H75ZM85 82H86V81H84V83H85ZM124 82H122V83H124ZM129 82H128V83H129ZM139 82H137V83H139ZM157 82H158V81H157ZM169 82H170V80H169ZM173 82H174V81H173ZM177 82H178V81H177ZM177 82H176L175 84H177ZM200 82H202V81H200ZM206 82H207V80H206ZM228 82H229V81H228ZM245 82L243 83L244 86H245ZM263 82H264V81H263ZM62 83H63L64 85L66 84V83L64 82V80L62 81ZM76 83H77V82H76ZM81 83H82V82H81ZM116 83H117V82H116ZM116 83H115V84H116ZM122 83L117 84V85L122 86ZM130 83H131V82H130ZM132 83H131V86H132ZM152 83H154V82H152ZM158 83H159V82H158ZM178 83H179V82H178ZM253 83H254V85H255L256 81L253 82ZM261 83H262V82H261ZM70 84H71V82H70ZM77 84H79V83H77ZM106 84H107V83H106ZM140 84H141V83H140ZM150 84H151V82H150ZM154 84H155V83H154ZM175 84H174V85H175ZM180 84H181V83H180ZM191 84H192V83H191ZM199 84H202V83H199ZM206 84H208V83H206ZM249 84H248V85L246 84V87L249 86ZM66 85H67V84H66ZM87 85H88V82H87ZM99 85H100V83H99ZM103 85H104V84H103ZM117 85H115V86H117ZM123 85H124V84H123ZM125 85L129 86L128 84H125ZM141 85H142V84H141ZM158 85H159V84H158ZM160 85H161V84H160ZM183 85H184V84H182L181 86L183 87ZM203 85H205V84H203ZM203 85H202V86H203ZM214 85H215V84H214ZM234 85H235V84H234ZM67 86H68V85H67ZM67 86H66V87H67ZM69 86H70V85H69ZM72 86H73V85H72ZM74 86H75V85H74ZM76 86H78V85H76ZM83 86H84V85H83ZM115 86H114V84H113V86H112V87H114L113 89L116 88ZM131 86H130V87H131ZM134 86H135V85H134ZM149 86H150V85L148 84L147 87H149ZM156 86H157V85H156ZM171 86H173V84H172ZM184 86H185V85H184ZM191 86H192V85H191ZM199 86H200V85H199ZM202 86H201V87H202ZM206 86H207V85H206ZM235 86H236V85H235ZM259 86H260V84H259ZM8 87H9V86H8ZM59 87H60V85H59ZM59 87H58V89H59ZM96 87L98 88V86H96ZM112 87H111V88H112ZM132 87H133V86H132ZM138 87H139V86H138ZM150 87H152V86H150ZM163 87H164V83H163ZM163 87H161V88L164 89L165 87H164V88H163ZM166 87L168 88V84L166 85ZM175 87H177V85H176ZM188 87H189V86H188ZM196 87H198V86H196ZM213 87H214V86H213ZM226 87H227V86H226ZM229 87H230V86H229ZM229 87H228V88H229ZM231 87H232V86H231ZM231 87H230V89H231ZM242 87H243V86H242ZM246 87H245V88H246ZM255 87H257V85H256ZM255 87H254V88H255ZM263 87H264V86H263ZM60 88H61V87H60ZM67 88H68V87H67ZM83 88H84V87H83ZM85 88H86V85H85ZM100 88H101V86H100L97 90L100 91ZM102 88H103V86H102ZM102 88H101V89H102ZM106 88H107V87H106ZM108 88H109V87H108ZM117 88H118V86H117ZM117 88H116V89H117ZM121 88L124 89L123 86H122ZM125 88L127 89L128 87H125ZM135 88H137V87H135ZM141 88H142V87H141ZM152 88H153V87H152ZM154 88H156V87H154ZM172 88H173V87H172ZM180 88H181V87H180ZM204 88H205V86H204ZM211 88H212V87H211ZM216 88H217V86H216ZM216 88H214V89H216ZM220 88H221V87H220ZM235 88H236V87H235ZM235 88H234V90H235ZM238 88H239V87H238ZM250 88H253V87H251V85H250ZM254 88H253V89H254ZM259 88H260V87H259ZM61 89L63 90V87H62ZM75 89H76V87H75ZM126 89H125V90H126ZM131 89H132V88H129V91H130ZM133 89H134V88H133ZM133 89H132V90H133ZM138 89H139V88H138ZM145 89H147V88H145ZM173 89H174V88H173ZM177 89H178V88H177ZM184 89H185V88H184ZM221 89H224V88H221ZM221 89H218V90H221ZM246 89L248 90V88H246ZM253 89H252V90H253ZM261 89H262V88H261ZM261 89H260V90H261ZM77 90H78V89H77ZM81 90H82V89H81ZM93 90H94V89H93ZM106 90H107V89H106ZM109 90H110V89H109ZM118 90H121V89H117V91H118ZM132 90H131V91H132ZM135 90H136V89H135ZM158 90H159V88H158ZM160 90H161V89H160ZM165 90H168V89H165ZM171 90H172V89H170V93L172 94L173 92H172ZM188 90H190V89H188ZM203 90H204V89H203ZM210 90H211V89H210ZM227 90H228V89H227ZM242 90H243V89H242ZM247 90H246V91H247ZM8 91H9V90H8ZM60 91H61V90H60ZM63 91H65V89H64ZM74 91H75V90H74ZM98 91H97V92H98ZM101 91H102V90H101ZM122 91H123V90H122ZM151 91H152V90H151ZM154 91H155V90H154ZM154 91H152V93H154ZM176 91H177V90H176ZM176 91H174V92H176ZM180 91H181V89H180ZM192 91H193V89H192ZM200 91H201V90H200ZM204 91L206 92V90H204ZM207 91H208V90H207ZM216 91H217V90H216ZM221 91H222V90H221ZM239 91H240V90H239ZM239 91H238V92H239ZM244 91H245V90H244ZM255 91H256V90H255ZM262 91H263V89H262ZM2 92H3V91H1V93H2ZM102 92H103V91H102ZM106 92H108V91H106ZM125 92H128V90L125 91ZM125 92H124V94H125ZM137 92H138V91H137ZM156 92H157V91H156ZM156 92H155V93H156ZM167 92H168V91H167ZM167 92H166V93H167ZM181 92H182V91H181ZM193 92H195V91H193ZM197 92H198V91H197ZM208 92H209V91H208ZM224 92H225V90H224ZM232 92H233V88H232ZM234 92H235V91H234ZM258 92H259V91H258ZM4 93H6V92H4ZM4 93H3V94H4ZM67 93H69V92H67ZM83 93H84V92H83ZM95 93H96V92H95ZM99 93H101V92H99ZM104 93H105V88H104ZM113 93H115L114 90L112 91V93H111V91H110V95L112 94V96H114ZM118 93H119V92H118ZM118 93H117V94H118ZM128 93H129V92H128ZM128 93H126V94H128ZM132 93H133V92H132ZM158 93H160V92L158 91ZM176 93H177V92H176ZM187 93H188V91H187ZM210 93H211V92H210ZM218 93H219V92H218ZM242 93H244V92H242ZM7 94H8V93H7ZM56 94H57V93H56ZM65 94H66V93H65ZM69 94H70V93H69ZM74 94L76 95V93L73 92V95H74ZM81 94H82V92H81ZM108 94H109V92H108ZM117 94H116V95H117ZM126 94H125V95H126ZM164 94H165V93H164ZM167 94H169V93H167ZM167 94H166V95H167ZM173 94H174V93H173ZM179 94H180V93H179ZM179 94L177 95V97L180 96ZM202 94H203V93H202ZM207 94H208V93H207ZM213 94H215V92H214ZM213 94H212V95H213ZM225 94H226V93H225ZM238 94H241V92L238 93ZM238 94H237V95H238ZM57 95H58V94H57ZM66 95H67V94H66ZM73 95H72V96H73ZM78 95H79V94H78ZM92 95H93V94H92ZM99 95H100V94H99ZM102 95H107V94H103V93H102L100 96L102 97ZM118 95H119V94H118ZM118 95H117V96H118ZM128 95H130V94H128ZM148 95H149V93H148ZM152 95H153V94H152ZM156 95H158V94L156 93ZM156 95H154V96L156 97ZM162 95H163V93H162ZM162 95H161V96H162ZM166 95H164V96H166ZM187 95H189V94H187ZM208 95H209V94H208ZM218 95H219V94H218ZM227 95H228V94H226V96H227ZM230 95H231V94H230ZM234 95H235V94H234ZM234 95H233V97H234ZM246 95H247V93H246ZM248 95H251V93L248 94ZM257 95H258V94H257ZM79 96H80V95H79ZM81 96H82V95H81ZM89 96H90V94H89ZM120 96H121V95H120ZM131 96H132V94H131ZM134 96H135V94H134ZM134 96H133V97H134ZM161 96H159V97H161ZM175 96H176V95H175ZM175 96L173 95V97H175ZM182 96H183V95H182ZM182 96H181V97H182ZM196 96L198 97V94H197ZM203 96H204V95H203ZM223 96H225V95L223 94ZM228 96H229V95H228ZM254 96H255V95H254ZM67 97H69V96H67ZM74 97H75V96H73V97H71V98H74ZM95 97H97V96L95 95ZM128 97H129V96H127V98H128ZM133 97H130V102L133 100V99H132ZM138 97L140 98V96H138ZM162 97H163V96H162ZM170 97H171V96H170ZM173 97H171L170 99L173 100ZM177 97H176V98H177ZM192 97H193V96H192ZM192 97H191V98H192ZM197 97H196V98H197ZM215 97H216V96H215ZM219 97H220V96H219ZM221 97H222V95H221ZM251 97H252V95H251ZM256 97H257V96H256ZM256 97H255V101H256ZM263 97H264V95H263ZM63 98H64V97H63ZM76 98H77V97H76ZM92 98H93V97H92ZM92 98H91V99H92ZM108 98H109V95L106 96V99H105V100H108ZM110 98H112V97H110ZM115 98H117V97L115 96ZM121 98H123V97L121 96ZM124 98H126V96H125ZM151 98H153V96H152ZM167 98H168V97H167ZM191 98H190V99H191ZM198 98H199V97H198ZM203 98H204V97H203ZM208 98H209V97H208ZM231 98H232V97H231ZM237 98H238V97H237ZM245 98H246V97H245ZM245 98H244V100H245ZM252 98H253V97H252ZM252 98H251V99H252ZM95 99H96V98H95ZM97 99H98V98H97ZM100 99H101V98H100ZM128 99H129V98H128ZM131 99H132V100H131ZM136 99L138 100L137 96H136ZM155 99H156V98H154V100H155ZM188 99H189V98H188ZM220 99H221V98H220ZM223 99H224V98H223ZM242 99H243V98H242ZM246 99H247V98H246ZM253 99H254V98H253ZM259 99H260V98H259ZM68 100H69V99H68ZM73 100L75 101L76 99H73ZM102 100H103V97H102ZM105 100H103V101L105 102ZM115 100H116V99H115ZM123 100H124V99H123ZM166 100H167V99H166ZM166 100H165V101H166ZM191 100H193V99H191ZM197 100H198V99H196V102L194 101V106L197 105V103L199 102V101L197 102ZM200 100H201V99H200ZM206 100H207V99L205 98V102H206ZM229 100H230V99H229ZM244 100H243V101H244ZM249 100H250V97H249ZM62 101H64V100H62ZM74 101H73V102H74ZM116 101H117V100H116ZM128 101H129V100H128ZM160 101H161V100H160ZM169 101H170V100H169ZM169 101H167V102L169 103ZM173 101H174V100H173ZM186 101H187V100H186ZM188 101H189V100H188ZM208 101H209V99H208ZM217 101H218V100H217ZM222 101H223V100H222ZM231 101H232V100H231ZM231 101H230V102H231ZM235 101H236V100H235ZM239 101H240V100H239ZM251 101H253V100H251ZM262 101H263V100H262ZM262 101H261V102H262ZM69 102H70V101H69ZM69 102H68V103H69ZM71 102H72V100H71ZM94 102H95V101L93 100V103H94ZM96 102H97V101H96ZM100 102H101V101L98 102L99 105H100ZM107 102H108V101H107ZM114 102H115V101H114ZM121 102H123V101H121ZM133 102H134V101H133ZM133 102H132V103H133ZM138 102H139V100H138ZM171 102H172V101H171ZM175 102H177L176 99H175ZM178 102H180V100H179ZM189 102H190V103H189ZM189 102H188V103H189L188 105H191V103H193V101H192V102L189 101ZM202 102H203V101H202ZM227 102H228V101H227ZM227 102H226V100H225V103H227ZM232 102H233V101H232ZM240 102H241V101H240ZM247 102H248V101H247ZM102 103H103V102H102ZM105 103H106V102H105ZM115 103H116V102H115ZM115 103H112V102H111V104H115ZM126 103H128V102H125L124 106L126 105ZM136 103H137V102H136ZM149 103H150V102H149ZM160 103H161V102H160ZM160 103H159V104H160ZM162 103H163V102H162ZM162 103H161V104H162ZM168 103H167V104H168ZM185 103H186V102H185ZM221 103H222V102H221ZM237 103H238V100H237ZM22 104H23V103H22ZM56 104H57V103H56ZM63 104H65V103H63ZM66 104H67V102H66ZM95 104H97V103H95ZM103 104H104V103H103ZM103 104H101V105L103 106ZM107 104H108V103H107ZM119 104H120V103H119ZM119 104L117 103V105H119ZM122 104H123V103H122ZM122 104H121V106H119L120 108L123 107ZM152 104H153V103H152ZM165 104H166V103H165ZM165 104H164V107H165ZM171 104H172V103H171ZM171 104H169V105H171ZM182 104H183V103H182ZM200 104H201V102H200ZM235 104H236V102H235ZM239 104H240V103H239ZM248 104H249V102H248ZM253 104H254V107H258V106H260L259 104H258V106H257V104H255L254 101H253V103L251 104V108H250V109H252V105H253ZM72 105H75V104H72ZM99 105H98V106H99ZM115 105H116V104H115ZM134 105H135V102H134ZM176 105H178V103H177ZM201 105H203V104H201ZM208 105H209V104H208ZM223 105H224V104H223ZM226 105H227V104H226ZM230 105H231V104H230ZM244 105H245V104H244ZM255 105H256V106H255ZM4 106H5V104H4ZM65 106H66V105H65ZM68 106H69V105H68ZM68 106H67V107H68ZM98 106H97V107H98ZM105 106H106V105H105ZM109 106H110V105H109ZM113 106H114V105H113ZM113 106H112V107H113ZM138 106H139V105H138ZM167 106H168V105H166V107H167ZM172 106H173V104H172ZM172 106H171V107H172ZM179 106H180V104L178 105V108H179ZM210 106H211V105H210ZM210 106H209V107H210ZM224 106H225V105H224ZM231 106H232V105H231ZM247 106H248V105H247ZM247 106L245 105V107H247ZM261 106H262V104H261ZM67 107H66V108H67ZM69 107L72 108V106H69ZM110 107H111V106H110ZM127 107H131V105L129 104V106H127ZM133 107H134V106H133ZM133 107L131 108L132 110L129 111V112L132 113V111L134 110ZM164 107H163V105H162V108H164ZM174 107H175V106H174ZM200 107H201V106H200ZM200 107L198 106V108H200ZM209 107H208V108H209ZM222 107H223V106H222ZM238 107H239V106H238ZM240 107H244V106L241 105ZM245 107H244V108H245ZM254 107H253V108H254ZM77 108H78V107H77ZM107 108H108V106H107ZM107 108H106V109H107ZM114 108H116V107H114ZM149 108L152 109L151 107H149ZM149 108H147V109H149ZM160 108H161V107H160ZM162 108H161V109H162ZM175 108H177V106H176ZM202 108H203V106H202ZM202 108H201V109H202ZM233 108H234V107H233ZM5 109H6V108H5ZM55 109H57V108H55ZM62 109H63V108H62ZM62 109H60V110H62ZM72 109H73V108H72ZM99 109H101V108L99 107ZM104 109H105V108H104ZM111 109H113V108H111ZM123 109H124V108H123ZM123 109H122V111H123ZM126 109H127V108H126ZM128 109H129V108H128ZM128 109H127V112H128ZM143 109H144V108H143ZM145 109H146V108H145ZM153 109H154V108H153ZM164 109H165V108H164ZM164 109H163V112L161 111L160 113H157V114H155L154 116L151 115V116H152V117H151L152 119L150 120V121H153V122H154V130L151 132V136H150L151 139H150V140L152 141V144H153L154 147L156 146V147H159V148H160V147H163L162 145L164 144V141H165V139L167 138V137H166L167 134H164V132H163L165 129H164V130L162 129V123H163V120H165V119H170L171 122H169V120H166V121L169 122L168 124L172 123V125H171V124H170V125H171V127L173 128V130L176 131L177 133L179 132V133L181 134L180 136L182 137L183 135H182L181 132H183V131H181V130H182L181 124H182V126H183V123L187 120L186 118L188 117V116H187L188 114H186V113H187V112H190V111L188 110V111H186V113H185L184 110H182V109H184V108H182V109L179 108V109L182 111V113L184 112L183 115H184V114L186 115V117L182 119V120H184V121H183L181 124H179V123H178V122H180V120H179V118H178V114H179L178 112H179V111L177 112V111H175V109L171 110L172 108L169 109V107H168V110H165V111H164ZM201 109H200V110H201ZM203 109H205V108H203ZM214 109H215V108H214ZM231 109H232V108H231ZM231 109H230V106H229V110H231ZM247 109H248V107H247ZM250 109H249V110H250ZM254 109H255V108H254ZM260 109H261V108H260ZM2 110H3V109H2ZM8 110H9V109H8ZM24 110H25V109H24ZM66 110H68V109H66ZM69 110H70V109H69ZM76 110H77V109H76ZM92 110H95L94 113L97 112L95 108H93ZM97 110H98V108H97ZM102 110H103V108H102ZM109 110H110V109H108V111H109ZM135 110H136V109H135ZM138 110H139V109H138ZM138 110H137V112H139ZM194 110H195V109H193V111H192V110H191V111H192V112H195ZM206 110H207V108H206ZM227 110H228V109H227ZM227 110H226V111H227ZM21 111H22V110H21ZM57 111H58V110H57ZM114 111H115V109H114ZM116 111H117V110H116ZM119 111H120V110H119ZM122 111H121V112H122ZM157 111H159V110H157ZM204 111H205V110H203V112H204ZM215 111H216V110H215ZM217 111H218V110H217ZM220 111H221V110H220ZM232 111H233V109H232ZM234 111L237 112V111H240V109H239V110H234ZM244 111H245V109H244ZM244 111L241 109V112H244ZM246 111H247V110H246ZM251 111H252V110H251ZM263 111H264V110H263ZM263 111H262V113H263ZM4 112H6V111H4ZM8 112H9V111H8ZM8 112H6V113L9 114L10 112H9V113H8ZM58 112H59V111H58ZM69 112H70V111H68L67 113H69ZM98 112H99V111H98ZM109 112H110V111H109ZM129 112H128V113H129ZM151 112H152V110H151ZM151 112H150V114H152ZM205 112H207V111H205ZM229 112H230V111H229ZM247 112H248V111H247ZM259 112H260V111H259ZM6 113H5V114H6ZM59 113H60V112H59ZM71 113H72V112H71ZM71 113H69V115H70ZM88 113H89V112H88ZM99 113H100V114H102V113H106V114H107L106 111H105V112L102 111V113H101V111H100ZM111 113H112V112H111ZM125 113H126V112H125ZM135 113H136V112H135ZM146 113H147V112H146ZM182 113H181V114H182ZM190 113H191V112H190ZM190 113H189V116H190ZM226 113H227V112H226ZM233 113H234V112H233ZM249 113H250V112H249ZM23 114H24V113H23ZM44 114H46V112H45ZM57 114H58V113H57ZM60 114H61V113H60ZM60 114H59V115H60ZM77 114H78V113H77ZM89 114H90V113H89ZM92 114H93V113H92ZM97 114H98V113H97ZM97 114H96L95 116H97ZM118 114H119V113H118ZM126 114H127V113H126ZM150 114H149V117H150ZM199 114H200V113H199ZM203 114H204V116H202V117L205 118V119H207V118L205 117L207 114H206V113H203ZM208 114H210V116L208 117V115H207V117H208L207 121L204 120V119H202V121H203V120L206 121V123H208L209 125H210V123H212L213 126H215V125H216V126H220V125H219V124H220V121L217 119V118H218V117H216L217 115L215 116L216 113L213 115L212 112L209 110V111H208ZM223 114L225 115V113H223ZM228 114H230V113H228ZM241 114H242V113H241ZM252 114H253V113H252ZM254 114H255V112H254ZM263 114H264V113H263ZM263 114H256V115L252 118L253 120H250V119H249V120H250V121H249L248 119H246L247 115H246V117H245V116H243V115L240 116V115L237 113V115H235V117H237V118H236V119L234 118V120H235V122H236L235 124H238V125H237V126H238L237 129H239V130L237 131V130L235 129L236 127H235L234 129L237 131V133H239V134H238L239 137H238L237 133L234 132L235 130H234V131L232 130L233 128H232V125L230 124V125H231V130L228 131V135H230L231 137H228V138L225 140L224 146H222V148H221V149H223V151L221 150V152H220V151L218 150V151H219L220 153H222V154H219V153H218L219 155H217V153H215V152H214V153H213V152H212V153L207 152V154L209 153V155H207V154L205 153L207 156H209V158H210V160H211V166H210V168L212 167L211 169H212L213 171H215V173H216V172H222V173H223V171H226V172L228 173V178H229L228 183L225 182V181H223V184H224V183H225V184L227 183L228 186H229L230 188H234V187H236L239 183H242V180H243V181H246L245 179H243V178H244V175H245V173L247 174V170H251L252 167H255V168L258 169V172H257L256 174H254V175H255V176H254L255 179H256V178H260V177H261V178L264 177V165H263L264 163H262L261 160H260V158H259V157L261 156V154L263 153V148H262V147H257V146L255 145V144L258 143V142H257V141H258L257 138L262 137V135L264 134V115H263ZM3 115H4V114H3ZM90 115H91V114H90ZM110 115H111V114H110ZM191 115L194 116L192 113H191ZM195 115H196V114H195ZM230 115L232 116V113H231ZM230 115H229V116H230ZM244 115H245V112H244ZM66 116H67V115H66ZM93 116H94V115H93ZM95 116H94V117H95ZM105 116H106V115H104V117H105ZM116 116H117V115H116ZM121 116H122V114H121ZM125 116H126V115H125ZM140 116H141V115H140ZM147 116H148V115H147ZM147 116H146V117H147ZM192 116H191V117H192ZM233 116H234V115H233ZM250 116H252L251 113H250ZM250 116H249V117H250ZM0 117H1V116H0ZM2 117H3V116H2ZM84 117H86V116H84ZM89 117H90V116H89ZM98 117H99V116H98ZM111 117H112V115H111ZM117 117H118V116H117ZM119 117H120V116H119ZM181 117H182V115H181ZM183 117H184V116H183ZM194 117H195V116H194ZM194 117H192V118H194ZM3 118H4V117H3ZM22 118H23V117H22ZM68 118H69V117H68ZM86 118H87V117H86ZM105 118H107V117H105ZM108 118H110L109 115H108ZM113 118H114V117H113ZM113 118H112V120H113ZM140 118H141V117H140ZM140 118H139V119H140ZM144 118H145V117H144ZM147 118H148V117H147ZM198 118H199V117H198ZM198 118H196V119H198ZM222 118H223V117H222ZM225 118H226V117H225ZM232 118H233V117H231L230 119L232 120ZM59 119H60V118H59ZM84 119H85V118H84ZM94 119H95V118H94ZM134 119H135V118H134ZM142 119H143V118H141L140 120H142ZM149 119H150V118H149ZM185 119H186V120H185ZM188 119H189V118H188ZM190 119H191V118H190ZM9 120H10V119H9ZM88 120H89V119H88ZM88 120H87V121H88ZM91 120H92V118H91ZM101 120H102V121L104 120L103 117H102V119H101V117H100L99 122H100ZM128 120H129V119H128ZM140 120H139V122H140ZM145 120H146V119H145ZM178 120H179V121H178ZM182 120H181V121H182ZM191 120H192V119H191ZM200 120H201V119H200ZM0 121H2V119H1ZM65 121H66V120H65ZM67 121L69 122L70 120L67 119ZM95 121H96V120H95ZM102 121H101V123H103L104 121H106V119H105L103 122H102ZM130 121H131V120H130ZM143 121H144V120H143ZM143 121H142V122H143ZM147 121L150 122L149 120H147ZM166 121H165V122H166ZM187 121H188V123H189L190 120H187ZM192 121H194V120H192ZM197 121H199V120H197ZM248 121H249V122H248ZM19 122H20V121H19ZM126 122H127V121H126ZM126 122H125V123H126ZM144 122H146V121H144ZM144 122H143V124H144ZM148 122H146V123H148ZM200 122H201V121H200ZM231 122H232V121H231ZM2 123H3V122H2ZM66 123H67V122H66ZM66 123H65V124H66ZM69 123H70V122H69ZM69 123H67V124L69 125ZM73 123H74V122H73ZM84 123H85V122H84ZM104 123L107 124V122H104ZM104 123H103V124H104ZM135 123H136V122H135ZM150 123H151V122H150ZM185 123H186V122H185ZM188 123H187V126H188ZM197 123H198V122H197ZM202 123H203V122H202ZM202 123H201V124H202ZM206 123L204 122L203 124H206ZM232 123H233V122H232ZM78 124H79V123H78ZM109 124H110V123H109ZM111 124H112V123H111ZM111 124L109 125V127L111 126ZM118 124H119V123H118ZM127 124H128V122L125 124V126L128 127ZM143 124H142V125H143ZM152 124H153V123H151V125H152ZM163 124H164V123H163ZM192 124H194V123L192 122ZM195 124H196V123H195ZM195 124H194V125H195ZM18 125H19V124H18ZM88 125H89V124H88ZM99 125H100V124H98V126H99ZM101 125H102V124H101ZM107 125H108V124H107ZM107 125H106V127H107ZM131 125H132V124H131ZM139 125H141V124H139ZM147 125H148V124H147ZM170 125H169V127H170ZM190 125H191V123H189V126H190ZM196 125H197V124H196ZM199 125H200V124H199ZM226 125H228V123H227ZM230 125H229L228 128H230ZM22 126H23V125H22ZM24 126H25V125H24ZM63 126H64V125H63ZM77 126L79 127V125H77ZM84 126H85V125H84ZM84 126H83V127H84ZM92 126H93V124H92ZM92 126L90 125V127H92ZM104 126H105V125H104ZM132 126H133V125H132ZM135 126L138 127V125H135ZM149 126H150V125H149ZM185 126H186V125H185ZM64 127H67V126H64ZM69 127H70V126H69ZM73 127H74V126H73ZM90 127H89V129H90ZM101 127H102V126H101ZM137 127H136V128H137ZM147 127H148V126H147ZM171 127H170V128H171ZM200 127H201V126H200ZM200 127L197 128V130L200 129ZM203 127H204V125H203ZM211 127H212V126H211ZM5 128H6V127H5ZM67 128H68V127H67ZM67 128H65V129H66L65 131H67ZM70 128H71V127H70ZM76 128H77V127H76ZM84 128H85V127H84ZM92 128H93V129H92ZM92 128H91V129L94 130V131L96 132V129H94V127H92ZM95 128H97V126H96ZM104 128H105V127H104ZM140 128H141V127H140ZM172 128H171V129H172ZM183 128H184V127H183ZM187 128H188V127H187ZM190 128H191V127H190ZM190 128H189V129H190ZM193 128H194V126H193ZM193 128H192V129H193ZM201 128H202V127H201ZM205 128H206V125H205ZM50 129H51V128H50ZM80 129H82V128L79 127L78 130H80ZM89 129H88V130H89ZM105 129H106V128H105ZM108 129H109V128H108ZM108 129H107V130H108ZM148 129H151V128L149 127ZM152 129H153V128H152ZM171 129H169V130H171ZM185 129H186V127H185ZM195 129H196V128H195ZM203 129H204V128H203ZM5 130H6V129H5ZM8 130H9V129H8ZM11 130H12V128H11L9 131H11ZM21 130H22V129H21ZM43 130H44V129H43ZM51 130H52V129H51ZM63 130H64V129H63ZM63 130H61V131H63ZM78 130H77V131H78ZM83 130H84V129H83ZM92 130H90V132H91ZM100 130L102 131V128H100ZM103 130H104V129H103ZM119 130H120V129H119ZM132 130H133V129H132ZM169 130H168V131H169ZM173 130L170 131V133H171L170 135H173V133H172ZM183 130H184V129H183ZM186 130H187V129H186ZM201 130H202V129H201ZM208 130H209V129H208ZM208 130H207V131H208ZM0 131L3 132L4 130L2 129V130H0ZM30 131H32V130H30ZM86 131H87V128H86ZM98 131H99V130H98ZM98 131H97V132H98ZM144 131H145V130H144ZM168 131L166 130V133H167ZM187 131H188V130H187ZM202 131H203V130H202ZM205 131H206V130H205ZM5 132L7 133V131H5ZM32 132H33V131H32ZM38 132H39V131H38ZM49 132H50V130H49ZM54 132H55V131H54ZM57 132H59V131H57ZM69 132H70V131H69ZM79 132H81V131H79ZM82 132H83V131H82ZM82 132H81V133H82ZM95 132H94V133H95ZM124 132H125V131H124ZM134 132H135V131H134ZM176 132H175L174 134H176ZM185 132H186V131H185ZM199 132H200V130H199ZM199 132H198V133H199ZM8 133H9V132H8ZM12 133H13V132H12ZM30 133H31V132H30ZM30 133H29V134H30ZM33 133H34V132H33ZM33 133H31L30 135H33V136L35 137L36 135L33 134ZM66 133H67V132H66ZM66 133H65V134H66ZM81 133H80V134H81ZM83 133H87V134H88V132H85V131H84ZM98 133H99V134H98L97 136L101 135L100 132H98ZM102 133H103V131H102ZM104 133H105V131H104ZM110 133H111V131H110ZM115 133H116V132H115ZM117 133H118V132H117ZM117 133H116V134H117ZM119 133H120V132H119ZM119 133H118V134H119ZM141 133H144V132H141ZM168 133H169V132H168ZM186 133H187V132H186ZM189 133H190V132H189ZM189 133H188V134H189ZM193 133H194V132H193ZM202 133H203V132H202ZM37 134H39V133H37ZM70 134H71V133H70ZM123 134H124V133H123ZM125 134H126V136L128 135L127 133H125ZM144 134H145V133H144ZM183 134H184V133H183ZM196 134H197V133H196ZM208 134H209V132H208ZM233 134H234V136H233ZM30 135H29V136H30ZM60 135H61V134L59 133V136H60ZM63 135H64V132H63ZM63 135H62V136H63ZM89 135H91V134H89ZM92 135H93V133H92ZM92 135H91V137H92ZM114 135H115V134H114ZM141 135H142V134H141ZM194 135H195V134H194ZM197 135H198V134H197ZM203 135H205V134H203ZM0 136H1V135H0ZM8 136H9V135H8ZM40 136H42V135H40ZM47 136H48V135H47ZM64 136H65V135H64ZM67 136H68V134H67ZM81 136H83V134H82ZM86 136H87V135H85L84 137L86 138ZM93 136H94V135H93ZM103 136H104V134H103ZM106 136H110V134H109V135L107 134ZM106 136H105V137H106ZM129 136H130V135H129ZM137 136H138V135H137ZM143 136H144V135H143ZM185 136H187V134H185ZM205 136H206V135H205ZM209 136H210V135H209ZM209 136H208V137H209ZM6 137H7V136H6ZM57 137H58V136H57ZM91 137H89V140H90ZM95 137H96V136H95ZM105 137H104V138H105ZM112 137H113V136H112ZM112 137H109L108 140L110 141ZM141 137H142V136H141ZM144 137L147 138V143H148V142L150 143V140L148 139V137H146V136H144ZM175 137H176L175 139H177L179 136L176 135ZM201 137H202V136H200L199 139H201ZM206 137H207V136H206ZM221 137H222V136H221ZM224 137H225V136H224ZM64 138H66V137H64ZM97 138H98V137H96V139H97ZM100 138H101V137H100ZM104 138H102V139H104ZM107 138H108V137H107ZM172 138H173V137H172ZM187 138H188V137H187ZM203 138H205V137H203ZM231 138H232V139H231ZM43 139H45V138H43ZM43 139H42V140H43ZM86 139H87V138H86ZM94 139H95V138H94ZM98 139H99V138H98ZM98 139H97V140H98ZM124 139H126V138H124ZM132 139H133V138H132ZM135 139H136V137H135ZM169 139H171V137H169ZM169 139L167 138V141H169ZM175 139H173V140H175ZM189 139H190V138H189ZM193 139H197V137H196V138H193ZM199 139H198V140H199ZM224 139H225V138H224ZM252 139H256L257 141H255V140H254L255 142H254V141H251ZM63 140H65V139H63ZM69 140H70V139H69ZM69 140H68V141H69ZM100 140H101V139H100ZM100 140H98V141H100ZM137 140H138V139H137ZM177 140H180V139H177ZM177 140H176V141H177ZM181 140H183V142H184V139L181 138ZM181 140H180V141H181ZM190 140H191V139H190ZM190 140H189V141H190ZM198 140H196V141H198ZM203 140H204V139H203ZM206 140H207V138H206ZM35 141H36V140H34V143H35ZM70 141H71V140H70ZM72 141H73V140H72ZM102 141H103V140H101L100 142L102 143ZM106 141H107V140H106ZM186 141H187V140H186ZM200 141H201V140H200ZM250 141L255 143V144L253 143V145H252V146H253V147H252V150L255 149V148L257 147V149H255V151H250V150H249V149H250V148H249ZM37 142H39V141L37 140ZM63 142H64V141H63ZM81 142H83L82 139H81L80 143H81ZM95 142H96V141H95ZM124 142H125V141H124ZM128 142H129V141H128ZM132 142H134V141H132ZM173 142H174V141H173ZM198 142H199V141H198ZM198 142H197V143L194 142V143L197 145ZM256 142H257V143H256ZM53 143H54V142H53ZM57 143H58V142H57ZM65 143H66V142H65ZM65 143H62V144H65ZM87 143H88V141H87ZM96 143H97V142H96ZM105 143H106V142H105ZM117 143H118V141H117ZM130 143H131V142H130ZM145 143H146V141H145ZM169 143H172L171 140L169 141ZM184 143H185V142H184ZM186 143H189L188 145L191 144V143L188 142V141H187ZM192 143H193V142H192ZM201 143H203V142H200V144H201ZM259 143H260V145H262L263 142H259ZM45 144H46V146H48V144L46 143V141H45ZM71 144H72V143H71ZM73 144H74V143H73ZM85 144H86V143H85ZM103 144H104V143H103ZM107 144H108V143H107ZM110 144H111V143H110ZM126 144H127V143H126ZM166 144H168V143L166 142ZM174 144L176 145V143H174ZM181 144H182V143H181ZM204 144H205V143H204ZM204 144H203V146H204ZM251 144H252V143H251ZM77 145H78V143H77ZM77 145H75V146H77ZM104 145H105V144H104ZM111 145H112V144H111ZM115 145H116V144H115ZM115 145H114V146H115ZM124 145H125V144H124ZM127 145H129V144H127ZM127 145H126V146H127ZM183 145H184V144H183ZM193 145H194V144H193ZM210 145H212V144L210 143ZM210 145H205V146H210ZM221 145H222V144H221ZM254 145L256 146L255 148H254ZM39 146H40V145H39ZM41 146H42V145H41ZM54 146H55V144H54ZM58 146H59V144H58ZM64 146H67V147H68V144H67V145H64ZM81 146H83V145H81ZM91 146H92V145H91ZM100 146H101V145H100ZM105 146H106V145H105ZM105 146H104V147H105ZM109 146H110V145H109ZM117 146H118V145H117ZM120 146H121V145H120ZM171 146H172V145H171ZM185 146H186V144H185ZM185 146H184V147H185ZM194 146H195V145H194ZM42 147H43V146H42ZM67 147H64L63 149H65V148H67ZM71 147L74 149L73 146H71ZM71 147H70V148H71ZM78 147H79V145H78ZM78 147H77L76 151L79 149ZM134 147H135V146H134ZM145 147H146V146H145ZM145 147H144V148H145ZM174 147H175V146H174ZM177 147H178V148L180 147V148H179L180 150H181V149H182V150H183V149L185 150V148H184V147L181 148V145L179 146V144L177 145ZM191 147H193V146L190 145V147L187 148V149H190ZM195 147H196V146H195ZM195 147H193V148H195ZM212 147H213V146H212ZM43 148H44V147H43ZM47 148H48V147H47ZM51 148H52V147H51ZM51 148H50V149H51ZM59 148H60V147H59ZM89 148H90V146H89ZM99 148H100V147H98V150H99ZM108 148H112V147H108ZM115 148H117V147H115ZM121 148H124V147L122 146ZM142 148H143V147H142ZM168 148H169V146H168ZM171 148H172V147H171ZM178 148H176V150H177ZM198 148H199V147H198ZM200 148H201V149H200L201 152H202V150H203V151L206 150V148H205V149H202V146H200ZM210 148H211V147H210ZM213 148H214V147H213ZM213 148L211 149L212 151H213ZM32 149H33V148H32ZM94 149H95V148H94ZM100 149L103 151L102 148H100ZM124 149H125V148H124ZM124 149H120V150H124ZM134 149H135V148H134ZM173 149H175V148H173ZM195 149H196V148H195ZM195 149H194V150H195ZM36 150H37V148H36ZM40 150H45V149H40ZM40 150H39V151H40ZM53 150H54V149H53ZM65 150H66V149H65ZM74 150H75V149H74ZM79 150H81V149H79ZM101 150H100V151H101ZM116 150H117V149H116ZM118 150H119V149H118ZM126 150H127V149H126ZM131 150L133 151V149H130V151H131ZM76 151H75V152H76ZM91 151L96 152L97 150H91ZM105 151H107V150H105ZM128 151H129V150H128ZM141 151H142V150H141ZM177 151H179V150H177ZM190 151H192V148L190 149ZM200 151H199V152H200ZM209 151H210V150H209ZM215 151H217V150L215 149ZM44 152H45V151H44ZM60 152H61V151H60ZM63 152H64V150H63ZM67 152H68V151H67ZM67 152H66V153H67ZM85 152L88 153L86 150H85ZM98 152H99V151H98ZM118 152H122V151H118ZM150 152H153V151L151 150ZM185 152L187 153V151H185ZM47 153H48V152H47ZM47 153H46V154H47ZM78 153H79V152H78ZM78 153H77V154H78ZM99 153H100V152H99ZM115 153H117V152H115ZM129 153H130V152H129ZM133 153H134V152H133ZM142 153H143V152H142ZM183 153H184V152H183ZM41 154H42V153H41ZM41 154H39V155H41ZM60 154H61V153H60ZM80 154H81V153H80ZM97 154H98V153H97ZM113 154H114V152H113ZM113 154H112V155H113ZM127 154H128V152H127ZM191 154H192V153H191ZM200 154H201V153H200ZM200 154H199V155H200ZM263 154H264V153H263ZM43 155H44V154H43ZM48 155L50 156L49 153H48ZM48 155H47V158H48ZM62 155H64V154L62 153ZM62 155H60V156L63 158ZM95 155H96V154H95ZM115 155H116V157H115ZM119 155H120V154H119ZM133 155H134V154H133ZM133 155H132V156H133ZM139 155H140V154H138V156H139ZM143 155H144V154H142V156H143ZM177 155H179V154H177ZM193 155H194V154H193ZM199 155H197V156H199ZM86 156H89V154L86 155ZM91 156L93 157L94 155L91 153ZM97 156H98V155H97ZM97 156L94 157V158L97 159ZM117 156H118L117 154H114V157L116 158V160L120 161L119 157H118V159H117ZM121 156H123V153L121 154ZM138 156L136 155V157H138ZM146 156H147V155H146ZM146 156H145V157H146ZM150 156H151V155H150ZM180 156H181V153H180V155H179V158L181 159ZM185 156H186V155H185ZM203 156H205V155H203ZM203 156H202V157H203ZM263 156H264V155H263ZM79 157H80V156H79ZM79 157H78V158H79ZM92 157H91V159H93ZM128 157H129V156H128ZM133 157H135V155H134ZM133 157H132V160H134ZM140 157H141V155H140ZM140 157H139V158H140ZM188 157H189V156H188ZM188 157H186V158H188ZM195 157H196V156H195ZM202 157H200V158H202ZM39 158H40V157H39ZM42 158H43V157H42ZM98 158H99V157H98ZM108 158H109V157H108ZM108 158H107V159H108ZM111 158H112V157H111ZM139 158H138V160H139ZM186 158H185L184 160H186ZM192 158H193V157H192ZM37 159H38V158H37ZM50 159H51V158H50ZM56 159H57V158H56ZM88 159H89V158H88ZM88 159H87V160H88ZM91 159H90V160H91ZM109 159H110V158H109ZM123 159H125L124 156H123ZM123 159H122L121 161H123ZM176 159H178V156L176 157ZM198 159H199V157H198ZM202 159H203V158H202ZM59 160H60V159H59ZM59 160H58V163H59V164L62 163V167H63V168L66 170V172H67L68 174H70V175H71V174L73 175L74 173H79V172H82V171L85 170V167H84V164H83L84 162H83V163H82V161L80 162V161L77 159L76 154H75V156H73V155H71V154H68L67 156H65V157L63 158V160H61V161H62L61 163L59 162ZM116 160H115V161H116ZM128 160H129V161H132V160H130V159H126V161H124L125 163H122V165H123V164H126ZM136 160H137V159H136ZM138 160H137V162H138ZM167 160H168V159H167ZM200 160H201V159H200ZM91 161H92V160H91ZM109 161H111V160H109ZM113 161H114V159H112L111 163H112ZM134 161H135V160H134ZM159 161H161V160H159ZM171 161H172V160H171ZM205 161H206V160H205ZM50 162H52V160H51ZM85 162H88V161H85ZM95 162H96V161H95ZM98 162H99V161H98ZM180 162H181V160H180ZM180 162H179V165H180ZM189 162H191V161H189ZM200 162H201V161H200ZM200 162H199V163H200ZM203 162H204V160H203ZM39 163H40V162H39ZM43 163H44V162H43ZM47 163H49L48 160H47ZM89 163H90V162H89ZM111 163H110V164H111ZM118 163H119V162H118ZM130 163L132 164V162H130ZM130 163H129V165H130ZM135 163H136V161H135ZM135 163H133L132 166L135 165ZM156 163H157V164H156L155 166H157V165L159 164L158 161H157ZM169 163H170V162H169ZM205 163H206V162H205ZM45 164H46V163H45ZM92 164H93V162H92ZM119 164H121V163H119ZM137 164H138V163H136V165H137ZM139 164H140V162H139ZM165 164H166V163H165ZM187 164L189 165L188 162H187ZM28 165H29V164H28ZM39 165H40V164H39ZM88 165H89V164H88ZM88 165L86 164V166H87L86 169L89 170V172H90L93 168H92L91 170L88 169ZM93 165H94V164H93ZM93 165H92V166H93ZM95 165L97 166V164H95ZM95 165H94V166H95ZM107 165H108V164H107ZM129 165H127L128 168H129ZM136 165H135V167H136ZM167 165H169V164H167ZM181 165H183V163H182ZM181 165H180V167H181ZM190 165H191V164H190ZM205 165H206V164H204V168H205ZM29 166H31V165H29ZM40 166H42V164H41ZM48 166L51 167L50 164H49ZM56 166H57V165H56ZM60 166H61V165H60ZM114 166H117V164L114 165ZM123 166H125V165H123ZM137 166H140V165H137ZM141 166H142V165H141ZM158 166H159V165H158ZM172 166H175V165H173V162H172ZM176 166H177V165H176ZM185 166H186V164H185ZM43 167H44V166H42V168H43ZM90 167H91V166H90ZM118 167L120 168L121 165L118 166ZM118 167H115L114 169H117ZM163 167H166V165H164ZM167 167H168V166H167ZM170 167H171V165H170ZM186 167H187V166H186ZM190 167H192V166H190ZM201 167H202V166H201ZM37 168H39V167H37ZM42 168H41L40 170H42ZM56 168H58V167H56ZM108 168H109V167H108ZM125 168H126V166H125ZM125 168L122 167V169H125ZM128 168H126V169H128ZM130 168H132L131 165H130ZM159 168H160V167H159ZM172 168H174V167H172ZM178 168H179V166L177 167V169H178ZM194 168H196V170H197V168H198L197 165H196ZM202 168H203V167H202ZM204 168H203V169H204ZM207 168H208V167H207ZM210 168H209V169H210ZM33 169H34V168H33ZM94 169H95V168H94ZM99 169H100V168H99ZM105 169H106V168H105ZM120 169H121V168H120ZM122 169H121V170H122ZM126 169H125V170H126ZM132 169H133V168H132ZM161 169H162V168H161ZM177 169H176V171H177ZM180 169H181V168H180ZM183 169L185 170L186 168H183ZM187 169H188V167H187ZM187 169H186L185 171H188ZM199 169H201V168H199ZM1 170H2V168L0 167V171H1ZM28 170H29V169H28ZM56 170H58V169H56ZM87 170H86V173H85V174H87ZM100 170H101V169H100ZM107 170H108V169H107ZM121 170H120V171H121ZM129 170H130V169H129ZM167 170H168V168H167ZM170 170H172V169H170ZM184 170H182V171H184ZM189 170H190V169H189ZM201 170H202V169H201ZM205 170H206V169H205ZM222 170H223V171H222ZM11 171H12V169L10 170V172H11ZM45 171H46V170H45ZM45 171H44V172H45ZM59 171H60V170H59ZM120 171H119V173H120ZM134 171H136V169H135ZM162 171H163V170H162ZM162 171H161V173H162ZM168 171H169V170H168ZM180 171H181V170H180ZM185 171H184V172H185ZM209 171H211V170H209ZM213 171H212V172H213ZM5 172H6V171H5ZM36 172H37V171H36ZM51 172H52V171H51ZM53 172H54V174H55V171H53ZM56 172H58V171H56ZM84 172H85V171H84ZM97 172H98V170H97ZM97 172H96V173H97ZM108 172H109V171H108ZM112 172H113V170H111V172L108 173V174H111ZM114 172H115V171H114ZM122 172H123V171H122ZM124 172H125V171H124ZM131 172H132V170H131ZM170 172H171V171H170ZM170 172H167V171H166V173H170ZM184 172H180V173H181V174H182V173L184 174ZM188 172H189V171H188ZM196 172H197V171H196ZM252 172L255 173V170L252 169L251 174H253ZM7 173H8V171H7ZM27 173H28V172H27ZM31 173H32V172H31ZM45 173H46V172H45ZM63 173H64V171H63ZM90 173H91V172H90ZM126 173H127V171H126ZM133 173H135V172H133ZM145 173H147V172H145ZM145 173H144V174H145ZM171 173H172V172H171ZM174 173L176 174V172H174ZM180 173H178L177 175L180 176V175H181ZM209 173H210V175H211V172H209ZM222 173H220V174H222ZM20 174H21V173H20ZM43 174H44V173H43ZM57 174H60V173L58 172ZM91 174H93V172H92ZM97 174H98V173H97ZM105 174H106V173H105ZM108 174H106V175H107V177L109 178L110 175H108ZM129 174H130V172H129ZM131 174H132V173H131ZM135 174H136V173H135ZM137 174H138V173H137ZM152 174H153V173H152ZM152 174H151V175H152ZM183 174H182V176L186 177V176H185L186 173H185L184 175H183ZM204 174H205V173H204ZM22 175L25 176V174H22ZM22 175H21V176H22ZM27 175H28V174H27ZM27 175H26V176H27ZM37 175H39V174L37 173ZM70 175H69V176H70ZM112 175H113V174H112ZM112 175H111V179L109 178V181L112 180V183H114V182H116V180H115L114 182H113V180H114L116 177L114 176L115 178L112 179V177H113ZM116 175H117V174H116ZM121 175H122V174H121ZM138 175H139V174H138ZM145 175H146V174H145ZM160 175H162V174H160ZM171 175H173V174H170V176H171ZM189 175H190V174H189ZM217 175H219V174H217ZM224 175H226V173H225ZM13 176H14V174H13ZM30 176H31V175H30ZM39 176H40V175H39ZM44 176H45V174H44ZM59 176H60V175H59ZM97 176H98V175H97ZM99 176H100V175H99ZM124 176H126V175L124 174ZM128 176H129V175H128ZM130 176H131V175H130ZM133 176H134V175H133ZM133 176H132V177H133ZM135 176H136V175H135ZM135 176H134V177H135ZM146 176L149 177V175H146ZM205 176H207V173H206ZM251 176H252V175H251ZM33 177L36 178L34 175H33ZM50 177H51V179H53L52 176H50ZM50 177H48L49 181L51 180ZM72 177H73V176H72ZM72 177H71V178H72ZM87 177H89V175H88ZM117 177H118V176H117ZM143 177H144V176H143ZM143 177H142V178H143ZM160 177H161V176H160ZM166 177H167V176H166ZM189 177H190V176H189ZM211 177H212V176H210V178H211ZM245 177H246V176H245ZM12 178L14 179L15 177H12ZM22 178H23V177H22ZM26 178H28V177H26ZM29 178H30V177H29ZM40 178H41V177H40ZM55 178H57V177H55ZM74 178H75V177H74ZM83 178H85V177L83 176ZM96 178H97V177H96ZM96 178H95V179H96ZM102 178H103V177H102ZM105 178H106V176H105ZM108 178H107V179H108ZM136 178H137V177H135V179H136ZM144 178H146V177H144ZM150 178H151V177H150ZM171 178H172V176H171ZM177 178H178V177H177ZM179 178H181V176H180ZM179 178H178V180H180V182H181V179H179ZM207 178H208V177H207ZM221 178H223V177L221 176ZM221 178H220V179H221ZM224 178H225V177H224ZM246 178H247V177H246ZM248 178H249V177H248ZM6 179H7V178H6ZM30 179H31V178H30ZM38 179H39V178H38ZM57 179H58V178H57ZM66 179H67V178H66ZM69 179H70V178H69ZM79 179H80V178H79ZM91 179H92V178H91ZM95 179H92V180L94 181ZM98 179H100V177H99ZM117 179H118V178H117ZM122 179H123V178H122ZM130 179H131V177H130ZM139 179H140V178H139ZM162 179H164V178H162ZM166 179H167V178H166ZM166 179H165V180H166ZM168 179H169V178H168ZM196 179H199V178H196ZM213 179L216 180L215 177H214ZM213 179H212V181H214ZM225 179H226V178H225ZM225 179H222V180H225ZM15 180H16V179H15ZM26 180H27V179H26ZM26 180H25V181H26ZM32 180L34 181V179H32ZM60 180H63V179L61 178ZM70 180H72V179H70ZM70 180H69V181H70ZM80 180H81V179H80ZM105 180H106V179H105ZM119 180H120V179H119ZM131 180L133 181V183L136 182V181L133 180V178H132ZM137 180H138V178H137ZM148 180H149V178H148ZM148 180H147V181H146V180H143V182H145V181L148 182ZM158 180H159V179H158ZM189 180H190V179H189ZM203 180H204V179H203ZM207 180H210V179H207ZM262 180H263V179H262ZM42 181H43V180H42ZM49 181L47 180V182H49ZM55 181H56V182H59V180H55ZM72 181H73V180H72ZM77 181H78V180H77ZM83 181L86 182V179H85V180L83 179ZM87 181H88V180H87ZM95 181H98V180H95ZM95 181H94V182H95ZM99 181H100V180H99ZM125 181H126V179H125ZM132 181H130V182L132 183ZM138 181H139V180H138ZM138 181H137V182H138ZM153 181H154V180H153ZM166 181H167V180H166ZM184 181H185V180H184ZM190 181H191V180H190ZM198 181H199V180H198ZM200 181H201V180H200ZM200 181H199V182H200ZM217 181H219V180H217ZM248 181H250V179H249ZM248 181H247V182H248ZM260 181H261V180H260ZM66 182H67V181H66ZM66 182H65V183H66ZM80 182H81V181H80ZM103 182H104V180H103ZM105 182H108V181L106 180ZM127 182H128V180L126 181V183H127ZM130 182H129L128 184H130ZM137 182H136V183H137ZM178 182H179V181H178ZM180 182H179V184H180ZM186 182H188L189 185H190V182H189V181H186ZM196 182H197V181H196ZM202 182H203V181H202ZM202 182H201V183H202ZM204 182H205V181H204ZM204 182H203V183H204ZM221 182H222V181H221ZM255 182H256V181H255ZM257 182H259L258 179H257ZM261 182H262V181H261ZM27 183H28V182H27ZM50 183H51V182H50ZM53 183H54V182H53ZM61 183H62V182H60L59 184H61ZM65 183L63 182L64 185H65ZM67 183H68V182H67ZM96 183H97V182H96ZM101 183H102V181H101ZM133 183H132L131 185H133ZM136 183H135V184H136ZM141 183H142V182H141ZM168 183H169V182H168ZM184 183H185V182H184ZM192 183H193V182H192ZM192 183H191V185H192ZM206 183H207V182H206ZM206 183H205V184H206ZM215 183H217V182L215 181ZM219 183H220V181H219ZM251 183H252V182H251ZM253 183H254V181H253ZM259 183H260V182H259ZM259 183H258V184H259ZM16 184H17V183H16ZM20 184H21V183H20ZM20 184H19V185H20ZM56 184H58V183H56ZM83 184H84V183H83ZM98 184H99V183H98ZM135 184H134L133 188L135 187ZM137 184H138V183H137ZM143 184H144V183H143ZM143 184H142V186H143ZM150 184H151V183H149V185H150ZM161 184H162V183H161ZM179 184H178V185H179ZM199 184H200V183H199ZM207 184H208V183H207ZM209 184H210V182H209ZM212 184H214V182H213ZM223 184H222V185H223ZM225 184H224V186H225ZM227 184H226V185H227ZM242 184H243V183H242ZM255 184H257V183H255ZM260 184H263V182L260 183ZM13 185H14V184H13ZM19 185H17V186H19ZM33 185H34V184H33ZM38 185H39V183H38ZM41 185H42V183H40V188H41ZM54 185H55V184H53L52 186H54ZM77 185H78V183H77ZM101 185H102V184H101ZM114 185H115V183H114ZM146 185H147V183H145V186H146ZM164 185H165V184H164ZM170 185H171V183H170ZM183 185H184V184H183ZM183 185H181L182 187H181V186H179V187H180V188H185V187H183ZM185 185H186V184H185ZM216 185H217V184H216ZM216 185H215V186H216ZM218 185H219V184H218ZM222 185H221V186H222ZM243 185H244V184H243ZM245 185H247V184H245ZM250 185H251V184H250ZM250 185H248V187H249ZM6 186H7V185H6ZM9 186H12V183H11V185H9ZM14 186H15V185H14ZM17 186L14 187V188H17ZM21 186H22V185H21ZM29 186H30V185H29ZM29 186H28V187H29ZM73 186H74V185H73ZM84 186H85V185H84ZM96 186H97V185H95V187H96ZM126 186H127V185H126ZM151 186H152V185H151ZM153 186H155V185L153 184ZM193 186H195V185H193ZM215 186H214V187H215ZM253 186H254V185H253ZM253 186H252V187H253ZM36 187H37V186H36ZM48 187H49V186H48ZM61 187H62V186H61ZM78 187H79V185H78ZM81 187H82V186H81ZM98 187H99V185H98ZM112 187H113V185H112ZM127 187H128V186H127ZM138 187H139V186H138ZM138 187H135V189H138ZM146 187L148 188L149 186H146ZM146 187L144 188V190L147 189ZM165 187H166V186H165ZM175 187L177 188V186H175ZM175 187H173V188H171V189L173 190V189H175ZM216 187H217V186H216ZM216 187L214 188V191H215ZM238 187H241L240 184H239ZM252 187H251V188H252ZM254 187H255V186H254ZM262 187H263V186H262ZM22 188H23V186H22ZM24 188H25V187H24ZM40 188H39V189H40ZM55 188H56V187H55ZM83 188H84V187H83ZM96 188H97V187H96ZM115 188H116V187H115ZM140 188H141V187H140ZM168 188H169V187H168ZM195 188H196V187H195ZM224 188H225V187H224ZM258 188H259V187H258ZM260 188H261V187H260ZM1 189H2V188H1ZM1 189H0V190H1ZM11 189H12V187H11ZM26 189H27V188H26ZM30 189H31V188H30ZM36 189H37V188H36ZM39 189H38V190H39ZM67 189H69V187H68ZM79 189H80V187H79ZM91 189H92V188H91ZM101 189H102V188H101ZM103 189H104V188H103ZM108 189H109V187H108ZM108 189H104V190H107V191H108ZM119 189H120V188H119ZM131 189H132V188H131ZM131 189L129 190V188H128L129 193H130ZM149 189H154V187H153V188H150V187H149L147 190L149 191ZM217 189H218V188H217ZM217 189H216V190H217ZM221 189H222V188H221ZM226 189H227V188H226ZM5 190L7 191L6 188H5ZM12 190H13V189H12ZM12 190H10L11 192H9V195L12 193ZM17 190H18V192H16V193H20V195H21V192L19 191V187L17 188ZM34 190H35V187H34ZM49 190H50V188H49ZM64 190H65V189H64ZM71 190H72V189H71ZM71 190H70V192L73 191V190H72V191H71ZM104 190H103V192L100 191L99 189H98L97 191H98V192H102V194H103V193L106 194V192H104ZM128 190H127L126 192H128ZM133 190H134V189H133ZM133 190H132V192H133ZM160 190H161V187H160ZM175 190H176V189H175ZM178 190H179V189H178ZM180 190H182V192H180V193H182L183 195H185V194L183 193V192H184V189H180ZM180 190H179V191H180ZM196 190H197V189H196ZM196 190H195V192H196ZM199 190H200V189H199ZM199 190H198V191H199ZM205 190H207V189H205ZM205 190H204V191H205ZM218 190H219V189H218ZM218 190H217V191H218ZM223 190H224V189H223ZM246 190H247V189H246ZM256 190H257V189H256ZM259 190H260V189H258L257 192H258ZM1 191H2L1 193L3 194V193H4V192H3V189H2ZM6 191H5V193H6ZM14 191H15V190H14ZM27 191H28V190H27ZM53 191H54V190H53ZM56 191H57V190H56ZM56 191H54V192H56ZM62 191H63V190H62ZM62 191H60V192H62ZM84 191H86V190H83V192H84ZM87 191H88V190H87ZM91 191L93 192V190H91ZM97 191L94 189V193L97 192ZM135 191H136V190H135ZM139 191H140V190H139ZM142 191H143V190H142ZM150 191H151V190H150ZM161 191H162V190H161ZM166 191L168 192L169 190H166ZM173 191H174V190H173ZM173 191H172V192H173ZM204 191H203V192H204ZM220 191H222V190H219V193H223V194H225L224 192H220ZM224 191H225V190H224ZM226 191H227V190H226ZM226 191H225V192H226ZM243 191H244V190H243ZM22 192H23V189H22ZM40 192H42V191H40ZM50 192H51V191H50ZM54 192H53V193H54ZM67 192H68V191H67ZM117 192H118V191H117ZM124 192H125V191H124ZM153 192H154V191H153ZM157 192H158V191H157ZM167 192H166V193H167ZM174 192H175V191H174ZM176 192H177V191H176ZM176 192H175V193H176ZM200 192H201V191H200ZM205 192H206V191H205ZM205 192H204V193H205ZM212 192H213V191H212ZM228 192H229V191H228ZM231 192H232V191H231ZM235 192H236V191H235ZM7 193H8V192H7ZM29 193H30V192H29ZM29 193L27 194L28 196H29ZM58 193H59V192H58ZM58 193H54V194L56 195V194H58ZM78 193H79V192H78ZM80 193H81V192H80ZM85 193H86V192H85ZM87 193H88V192H87ZM90 193H91V192H90ZM94 193H93V194H94ZM133 193H134V192H133ZM155 193H156V190H155ZM158 193H160V192H158ZM213 193H214V192H213ZM215 193H217V192H215ZM237 193H239V195H240L241 192L239 191V192H237ZM255 193H256V191H255ZM258 193H259V192H258ZM2 194H0V195H1V198H2ZM43 194H44V192H43ZM49 194H50V193H49ZM68 194H69V193H68ZM97 194H98V193H97ZM99 194H101V193H99ZM107 194H108V193H107ZM119 194H120V193H119ZM126 194H127V196H128V193H124V195L122 194V195H123L122 197H124ZM135 194H136V193H135ZM135 194H134V197H135L136 195H138V194H136V195H135ZM140 194H141V193H140ZM148 194H150V193H148ZM163 194H165V193H163ZM176 194H177V193H176ZM176 194H175V195H176ZM194 194H195V193H194ZM198 194H199V193H198ZM228 194H230V193H228ZM233 194H234V193H233ZM248 194H249V192H248ZM5 195H6V194H5ZM9 195H8V196H9ZM11 195H14V194H11ZM11 195H10L9 197H11ZM25 195H26V194H25ZM25 195H24V196H25ZM30 195H31V194H30ZM34 195H37V193L34 194ZM40 195H41V194H40ZM55 195H54V196H55ZM73 195H74V193H73ZM82 195H84V193L81 194L80 197H82ZM88 195H89V194H88ZM90 195H91V194H90ZM95 195H96V194H95ZM95 195H94V196H95ZM108 195H109V194H108ZM112 195H113V194H112ZM120 195H121V194H120ZM129 195H130V197H131V194H129ZM143 195H144V193L142 194V196H143ZM156 195H157V194H156ZM160 195H162V192H161V194H159V196H160ZM169 195H170V194H169ZM195 195H197V194H195ZM199 195H201V194H199ZM211 195H212V193H211ZM234 195H235V194H234ZM234 195H232V197H233ZM239 195L237 194V196H239ZM241 195H242V194H241ZM258 195L260 196L261 193L258 194ZM262 195H263V193H262ZM15 196H17V195H15ZM18 196H19V195H18ZM18 196L15 198V201H16V199L18 200ZM28 196H27V197H28ZM32 196H33V195H32ZM58 196H60V194H59ZM99 196L101 197V195H99ZM132 196H133V194H132ZM153 196H154V195H153ZM159 196H158V197H159ZM163 196H164V195H163ZM166 196H167V195H166ZM192 196L194 197V195H192ZM216 196H217V194H216ZM225 196H227V195H225ZM225 196H222V197L224 198ZM229 196H230V195H229ZM6 197H7V195H6ZM6 197H5V199H6ZM49 197H50V195H49ZM84 197H85V196H84ZM103 197H104V196H103ZM117 197H118V196H117ZM117 197H116V200L119 199V198L117 199ZM130 197H129V198H130ZM145 197H148V196H143L144 199H147V198H145ZM179 197L182 199V196L179 194L177 200H179ZM206 197H207V196H206ZM217 197H218V196H217ZM217 197H216V198H217ZM222 197H221V199H222ZM232 197H231V198H232ZM241 197H242V196H241ZM241 197H239V198H241ZM245 197H246V196H245ZM251 197H252V196H251ZM251 197H249V198H251ZM1 198H0V200H1ZM42 198H43V197H42ZM54 198H56V196H55ZM92 198H93V197H92ZM126 198L128 199V197H126ZM156 198H157V197H156ZM174 198L176 199L177 197H174ZM183 198H185V196H184ZM200 198H203V197H200ZM207 198H208V197H207ZM233 198H234V197H233ZM242 198H243V197H242ZM259 198H260V197H259ZM259 198H258V200H259ZM261 198H262V197H261ZM5 199H4V200H5ZM8 199H10V198H8ZM13 199H14V198H13ZM23 199H24V198H23ZM52 199H53V198H52ZM82 199H84V198H82ZM82 199H81V202H82ZM98 199L100 200V198L97 197V201H98ZM122 199H123V198H122ZM132 199H133V200L135 199V200L137 201V196H136V198H133V197H132ZM139 199H140V198H139ZM141 199H142V198H141ZM160 199H161V197H160ZM181 199H180V200H181ZM188 199H189V198H188ZM188 199H183L180 203H182V202H184V201H185V202H188ZM227 199H229V198L227 197ZM252 199H253V198H251V200H252ZM29 200H30V198H29ZM31 200H33V199H31ZM58 200H59V199H58ZM61 200H62V199H60L59 201H61ZM65 200H66V199H65ZM68 200H70V199H68ZM68 200H67V201H68ZM77 200H79V199L77 198ZM85 200H86L87 203H90V202L87 201V199H85ZM107 200H110V199H106V201H107ZM129 200H131V198H130ZM129 200H124V201H123L124 204H125V201L127 202V201H129ZM135 200H134V201H135ZM142 200H143V199H142ZM142 200H140V202H141ZM148 200H149V198H148ZM150 200H151V199H150ZM164 200H165V199H164ZM168 200L170 201V199H168ZM189 200H190L191 203H192V199H191V197H190ZM197 200H198V203H199L200 200H199V199H197ZM206 200H207V199H205V201H206ZM218 200H219V199H218ZM225 200H226V199H225ZM230 200H231V199H230ZM230 200H229V201H230ZM241 200H242V199H241ZM241 200L238 199V201H241ZM15 201H14V202H15ZM54 201H55V200H54ZM67 201H66V202H67ZM79 201H80V200H79ZM95 201H96V200H95ZM118 201H119V200H118ZM118 201H117V202H118ZM121 201H122V200H121ZM138 201H139V200H138ZM145 201H147V200H145ZM152 201H155V199L152 200ZM159 201H160V200H159ZM165 201H166L167 203H169V201H167V200H165ZM174 201H176V200H174ZM212 201H213V199H212ZM220 201H221V200H220ZM220 201H219V204H218V205H220ZM243 201H244V200H243ZM259 201H260V200H259ZM5 202H7L8 205H10V204H9V203H10L9 201H5ZM33 202H36V201H33ZM49 202H50V201H49ZM61 202H63V201H61ZM70 202H72V201H69L68 203H70ZM91 202H93V200H92ZM103 202H105V200H103ZM107 202H108V201H107ZM110 202H111V201H110ZM110 202H109V203H110ZM115 202H116V201H115ZM166 202H165V203H166ZM217 202H218V201H217ZM227 202H228V201H227ZM247 202H249L248 199H247ZM252 202H253V201H252ZM252 202H250V203H252ZM7 203H6V204H7ZM16 203H17V202H15V204H16ZM20 203H21V202L19 201V205H20ZM22 203H23V202H22ZM41 203H42V202H41ZM53 203H54V202H53ZM56 203H57V202H56ZM132 203H133V202H132ZM132 203L130 202L131 205H132ZM142 203H144V202H142ZM162 203H163V201H162ZM167 203H166V204H167ZM205 203H206V202H205ZM211 203H212V202H211ZM236 203H237V208H238V206H240V205H238L239 202H236ZM1 204H2V203H1ZM35 204H36V203H35ZM54 204H55V203H54ZM60 204H61V203H60ZM64 204H65V202H64ZM77 204H78V203H77ZM101 204H103V203L101 202L100 205H101ZM106 204H107V203H106ZM156 204H157V203H156ZM160 204H161V203H160ZM170 204H171V203H170ZM177 204H178V203H177ZM177 204H173V203H172V206H173V205H176V206H177ZM192 204H193V203H192ZM221 204H222V203H221ZM226 204H228V203H226ZM231 204H232V202H231ZM11 205H12V204H11ZM17 205H18V204H17ZM21 205H22V204H21ZM28 205H29V204H28ZM28 205H27V206H28ZM41 205H42V204H41ZM43 205H44V204H43ZM43 205H42V206H43ZM48 205H49V204H48ZM62 205H63V204H62ZM62 205H60V207H62ZM94 205H95V204H94ZM104 205H105V204H104ZM107 205H108V204H107ZM109 205H110V204H109ZM109 205H108V206H109ZM135 205H136V203H135ZM168 205H169V204L165 205L164 207L166 208V206H168ZM178 205H179V204H178ZM195 205H196V204H195ZM234 205H235V204H234ZM252 205H253V204H252ZM4 206H5V205H4ZM29 206H30V205H29ZM36 206H37V205H36ZM36 206H35V208H36ZM38 206H39V205H38ZM46 206H47V205H46ZM66 206H67V205H66ZM66 206H65V207H66ZM70 206H72V205H70ZM81 206H83V204H82ZM90 206H91V205H90ZM140 206H141V205H140ZM143 206H145V205H143ZM169 206H170V205H169ZM169 206H168L166 209H169ZM181 206H182V204H181ZM206 206H207V205H206ZM212 206H213V205H212ZM212 206H210V207H212ZM220 206H221V205H220ZM225 206L228 207V206H230V205H228V206L225 205ZM225 206H224V207H225ZM1 207H2V206H1ZM8 207H9V206H8ZM12 207H13V206H12ZM12 207H11V208H12ZM14 207L17 208L18 206H17V207L14 206ZM14 207H13V208H14ZM19 207H20V206H19ZM48 207L50 208V206H48ZM53 207H54V206H53ZM55 207H56V206H55ZM63 207H64V206H63ZM78 207H80V205H78ZM84 207H86V205H85ZM87 207H88V206H87ZM99 207H101V206H99ZM104 207H105V206H104ZM106 207H107V206H106ZM109 207H110V206H109ZM135 207H136V206H135ZM137 207H138V205H137ZM137 207H136V209H137ZM158 207H161V206H158ZM183 207H184V206H182V208H183ZM195 207H196V206H195ZM208 207H209V206H207L206 208H208ZM216 207H217V206H216ZM216 207L214 206L213 213H215V211H216L215 208H216ZM218 207H219V206H218ZM230 207H231V206H230ZM233 207H234V206H233ZM252 207H253V206H252ZM13 208H12V209H13ZM29 208H30V207H29ZM35 208H33V209L35 210ZM57 208H58V207H57ZM81 208H82V207H81ZM111 208H112V207H111ZM129 208H130V206H129L128 208H126L125 210H127V209H129ZM144 208H146V207H144ZM174 208H175V207H174ZM199 208H200V207H199ZM239 208H240V207H239ZM257 208L260 209V205H259V207H258L257 205H255L254 209L251 210V206H250V204L243 203V204L241 205V209H240V210H241V212L244 213L243 215H248V214L254 212L255 210H257ZM263 208H264V206H263ZM2 209H3V208H1V211H2ZM26 209L28 210V208H26ZM30 209H31V208H30ZM67 209H68V208H67ZM67 209H66V210H67ZM86 209H87V208H86ZM92 209H93V208H92ZM102 209H103V208H102ZM102 209H99V211H97V212H96L95 214H93L92 216H90L89 213H88V211H87L88 216H90V219H89V221L87 222V225H88L87 227H88V229H89L90 231H92V230H99L100 227H102L103 224L105 223V217H104V215L102 214ZM121 209H122V208H121ZM140 209L142 210L143 208H140ZM161 209H162V207H161ZM175 209H176V208H175ZM192 209L194 210V208H192ZM226 209H228V208H226ZM226 209H225V211H226ZM6 210H7V207H6ZM6 210H5V212H7ZM23 210H25V209H23ZM45 210H46V209H45ZM57 210H58V209H57ZM57 210L55 211L56 214H57V212H58ZM60 210H61V209H60ZM68 210H69V209H68ZM68 210H67V211H68ZM74 210H76V209H74ZM79 210H81V209H79ZM87 210H88V209H87ZM129 210H130V209H129ZM129 210H128V211H129ZM131 210H132V209H131ZM141 210H140V212H141ZM169 210H170V212H169V214H170V213L172 212V210H171V209H169ZM178 210H179V212H180V211H181V208L178 209ZM178 210H177V211H178ZM193 210H192V212H193V214H194V211H193ZM217 210H218V208H217ZM220 210H221V209H220ZM223 210H224V209H223ZM233 210H234V212H235L236 209H233ZM31 211H32V210H31ZM35 211L38 212V211H37V208H36ZM46 211H47V210H46ZM49 211H50V210H49ZM77 211H78V210H77ZM77 211H76V212H77ZM89 211H90V210H89ZM106 211H107V210H106ZM121 211L124 212L123 210H121ZM152 211H153V209H152ZM160 211H161V210H160ZM230 211H231V209H230ZM230 211H229V212H230ZM3 212H4V211H3ZM11 212H12V211H11ZM19 212H20V211H19V209H18V213H19ZM25 212H26V210H25ZM53 212H54V211H53ZM55 212H54V213H55ZM72 212H73V210H72ZM72 212H70V213H72ZM79 212H80V211H79ZM112 212H113V210H112ZM117 212L119 213V211H117ZM132 212L134 213V212H137V211H133V210H132ZM143 212H144V211H143ZM145 212H147V211H145ZM145 212L142 213V214H145ZM150 212H151V210H150ZM164 212L167 213L168 211H166V210H162V211H161V213H164ZM207 212H209V211H207ZM229 212H228V213H229ZM15 213H16V212H15ZM23 213H24V212H23ZM28 213H30V211H28ZM31 213H33V212H31ZM38 213H39V212H38ZM54 213H52V214H54ZM63 213H64V212H63ZM110 213H111V211H110ZM110 213H109V214H110ZM128 213H129V212H128ZM137 213H139V212H137ZM147 213H149V212H147ZM147 213L145 214V216L147 215ZM153 213H154V212H153ZM157 213H158V215L160 214V212H157ZM157 213H156V214H157ZM165 213H164V215H165ZM176 213H177V212H175L174 214H176ZM182 213H183V212H182ZM185 213H187V212H185ZM190 213H191V212H190ZM218 213H219V211H218ZM257 213H258V212H257ZM3 214H4V213H2V216H3ZM8 214H10L9 211L7 212V217L10 218L11 216H8ZM19 214H21V213H19ZM24 214H25V213H24ZM26 214H27V213H26ZM36 214H37V213H36ZM56 214H55V217H54V215H53V218H54V219L50 222L51 224H50V228H49V232H48L49 235H46V236L49 237V239H48V241H46V239H44V240H45V243L47 244V247H46V253H45V256H42L43 259H45V261H44V263H42L43 261L41 260V264H57L58 262H62V260H59L58 262H56V261L59 259V256H60V255H59V250H60V251H61V250L63 251V253L67 256V260L69 261V260L72 258V256H73L74 250L77 248L79 242L83 239V236H84V232H85V229H84V228H85V227H83L82 225H77L74 221H70V222L67 221V222H65L66 220H62V219L60 218V217H61L60 214H59L60 217H59V216H56ZM65 214L67 215V212H66ZM65 214H64V215H65ZM73 214H75V213H72V215H73ZM77 214H78V213H77ZM124 214L126 215V212H124ZM142 214H141V215H142ZM156 214H155V215H156ZM167 214H168V213H167ZM169 214H168V215H169ZM178 214H179V213H178ZM183 214H184V213H183ZM183 214H182V215H183ZM219 214H220V213H219ZM219 214H218V215H219ZM241 214H242V213H241ZM259 214H260V212H259ZM12 215H13V214H12ZM28 215H29V214H28ZM32 215H33V214H32ZM32 215H30V216L32 217ZM34 215H35V212H34ZM39 215L41 216V212H40V214H38V218H40ZM42 215H43V214H42ZM62 215H63V214H62ZM64 215H63V216H64ZM78 215H80V217L82 216L81 214H78ZM119 215H120V213H119ZM135 215H136V214H135ZM138 215H139V214H138ZM151 215H152V214H151ZM155 215H154V216H155ZM185 215H187V214H185ZM202 215H204L203 212H202ZM210 215H213V214H210ZM216 215H217V211H216ZM230 215H231V214H230ZM18 216H19V215H18ZM25 216H26V215H25ZM47 216H48V215H46V217H47ZM68 216H69V215H68ZM68 216H67V217H68ZM74 216H76V214L73 215V217H74ZM117 216H118V215H117ZM121 216H122V215H121ZM127 216H128V215H127ZM127 216H126V217H127ZM154 216H153V217H154ZM165 216H166V215H165ZM178 216H179V215H178ZM188 216H190V214H189ZM199 216H200V214H199ZM258 216H260V215H258ZM3 217H4V216H3ZM5 217H6V216H5ZM5 217H4V218H5ZM14 217L16 218L17 216H14ZM42 217H43V216H42ZM42 217H41V218H42ZM70 217H71V216H70ZM109 217H110V216H109ZM118 217L120 218V216H118ZM124 217H125V216H124ZM135 217H136V216H135ZM147 217H149V216H147ZM147 217L145 218L146 221H147ZM155 217H158V216L156 215ZM160 217H161V219L164 218V217H162V215H160ZM166 217H167V216H166ZM176 217H177V215H176ZM0 218H1V216H0ZM19 218H20V217H19ZM23 218H24V217H23ZM26 218H27V217H26ZM26 218H25V219H26ZM32 218L34 219V218H36V216H35V217H32ZM43 218H44V217H43ZM83 218H84V217H83ZM112 218H113V217H112ZM115 218H117L116 215H115ZM136 218H137V217H136ZM25 219H24L23 221H28V220H25ZM139 219H141V218H137L136 221L139 220ZM143 219H144V218H143ZM143 219H142V221H143ZM150 219H151V218H149V221L152 220V219H151V220H150ZM161 219H160L159 221H161ZM166 219H168V218H166ZM43 220H44V219H43ZM45 220H46V219H45ZM74 220H75V219H74ZM111 220H112V219H111ZM117 220H118V218H117ZM117 220H116V221H117ZM157 220H158V218H157ZM157 220H155V221L158 222ZM170 220H172V219H170ZM170 220H169V221H170ZM173 220H174V219H173ZM173 220H172V221H173ZM186 220H188V219H186ZM5 221H6V220H5ZM9 221H10V220H9ZM13 221L15 222V220H13ZM16 221H17V220H16ZM19 221H20V220H19ZM31 221H32V220H31ZM31 221L29 220V222H31ZM37 221H40V223L43 222L42 219H38ZM47 221H48V220H47ZM114 221H115V219H114ZM116 221H115V222H116ZM120 221H121V219H120ZM120 221L118 222V224L120 223ZM129 221H130V220H129ZM142 221L140 220V221H137V222H139V224H140V222L142 223ZM146 221H145V222H146ZM164 221H165V220H164ZM174 221H175V220H174ZM177 221H178V220H176L175 222H177ZM188 221H189V220H188ZM115 222H114V223L111 222V224L113 223V224L115 225V224H116ZM145 222H143V223H145ZM156 222H155V223H156ZM162 222H163V221H162ZM175 222H172V223L177 224L179 221H178L177 223H175ZM182 222H184V224H187V223H185V220L182 221ZM3 223H4V222H3ZM15 223H17V222H15ZM22 223H24V222H22ZM25 223H26V222H25ZM36 223L38 224L39 222H36ZM127 223H129V222H127ZM146 223H147V222H146ZM146 223H145V224H146ZM151 223H153V220L151 221ZM155 223H153V224H155ZM163 223H164V222H163ZM163 223H162V224H163ZM4 224H5V223H4ZM8 224H9V223H8ZM31 224H32V223H31ZM31 224H30V226H31ZM34 224H35V223H34ZM78 224H79V223H78ZM109 224H110V223H109ZM113 224H112V226H113ZM120 224H121V223H120ZM120 224H119V226L115 225V226H117L116 228H119V227H120ZM122 224L125 226L124 223H122ZM122 224H121V226H122ZM165 224H167L166 221H165ZM180 224H181V223H180ZM9 225H10V224H9ZM23 225L26 226V224H23ZM28 225H29V224H27V226H28ZM39 225H40L39 227H41V224H39ZM126 225H130V224H126ZM143 225H144V224H143ZM158 225H159V224H158ZM5 226H6V225H5ZM11 226L13 227L12 224H11ZM11 226H9V227H11ZM17 226H19V225H17ZM27 226H26V228L29 229ZM44 226H45V225H44ZM112 226H111V227H112ZM115 226H113L112 228H110V229H109V232L111 231V229H112V232H113V228H114ZM124 226H122V227H124ZM130 226H132V225H130ZM150 226H151V225H150ZM150 226H148V228H149ZM155 226H156V225H155ZM155 226H154V227H155ZM163 226H164V225H163ZM163 226H162V227H163ZM15 227H16V226H15ZM15 227H13V231H14V228H15ZM21 227H22V226H21ZM34 227H36V226H34ZM39 227H36V228H39ZM125 227H126V226H125ZM127 227H129V226H127ZM146 227H147V226H146ZM146 227H145V228H140V227L137 228V233H136L135 235L144 234V232H148V233H150L151 231H150V230L148 231V229H146ZM160 227H161L160 225H159L158 229H157V227H156V230H158V231H156V230H155V231H156V232H159V228H160ZM36 228H34L33 230H35ZM41 228H42V227H41ZM41 228H40V229H41ZM47 228H48V227H47ZM133 228H134V227H133ZM150 228H151V227H150ZM5 229H6V228H5ZM15 229L18 230L17 228H15ZM114 229H115V228H114ZM127 229H128V228H127ZM2 230H3V229H2ZM2 230H1V231H2ZM23 230H24V229H23ZM23 230L20 229L19 232H21V231H23ZM25 230H26V229H25ZM131 230H132V229H131ZM160 230H161V229H160ZM4 231H5V230H4ZM28 231H30V230H28ZM31 231H32V230H31ZM37 231L39 232V230H37ZM45 231H46V230H45ZM47 231H48V230H47ZM115 231H116V229H115ZM155 231H154V232H155ZM15 232H16V231H15ZM19 232H18V233H19ZM32 232H34V231H32ZM38 232H37V233H38ZM43 232H44V231H43ZM95 232H96V231H95ZM102 232H104V231H102ZM154 232H153V233H154ZM16 233H17V232H16ZM16 233H15V234H16ZM24 233H25V232H22V234H24ZM37 233L35 232V234H37ZM40 233H41V230H40ZM44 233H45V232H44ZM110 233H111V232H110ZM124 233H125V232H124ZM127 233H128V232H127ZM127 233H126L125 235H127ZM3 234H4V232H3ZM3 234H2V236H3ZM35 234H34V235H35ZM13 235H14V234H13ZM19 235H21V234L19 233ZM32 235H33V234L30 233V236H32ZM37 235H38V234H37ZM37 235H36L35 237H37ZM115 235H116V234H115ZM131 235H132V234H131ZM154 235L156 236V238H157L158 236H160V235L157 236L156 234H154ZM26 236H27V235H26ZM26 236H25V237H26ZM30 236H29V237H30ZM121 236H122V234H121ZM155 236H154V237H155ZM0 237H1V235H0ZM3 237H4V236H3ZM18 237H20V236H18ZM21 237H24V236H21ZM41 237H42V236H41ZM48 237H46V238H48ZM92 237H93V236H92ZM92 237L89 236V239L92 238ZM102 237H103V235H102ZM102 237H101V235H100V238H101L100 240H102ZM123 237H124V236H123ZM154 237H153L151 240H153ZM9 238H10V237H9ZM16 238H17V234H16ZM26 238H27V237H26ZM26 238H22V239L20 238V239H21V240H23V239L25 240ZM37 238H38V237H37ZM39 238H40V237H39ZM43 238H44V236H43ZM96 238H97V237H96ZM103 238H104V237H103ZM133 238H134V239H133ZM142 238H145V237H142ZM5 239H6V238H5ZM20 239H15V240H17V242H18V240H20ZM28 239H29V238H28ZM31 239H32V237H31ZM132 239H133V240H136L135 237H133V236H132ZM157 239H158V238H157ZM3 240H4V238H3ZM6 240H7V239H6ZM6 240H5V241H6ZM24 240H23V241H24ZM36 240H37V239H36ZM95 240H97V239H95ZM104 240H105V239H104ZM106 240L108 241V239H106ZM115 240H117V239H115ZM115 240H114V241H115ZM204 240H206V239H204ZM0 241H1V240H0ZM28 241H29V240H28ZM114 241H113V243H114ZM128 241H129V239H128ZM158 241H160V239H159ZM169 241H170V240H169ZM200 241H203V240H200ZM206 241L208 242V239H207ZM1 242H2V243H1V245H0V249H1V246H2V244H3V241H1ZM13 242H14V241H13ZM24 242H25V245H24L25 247H24V248H26V242H27V241H24ZM24 242H22V244H23ZM36 242H37V241H36ZM98 242H99V241H98ZM98 242H97V243H98ZM155 242H156V240H155V241H152V244H151L152 247H153V243H155ZM170 242H172V241H170ZM211 242H213V241L211 240ZM4 243H5V245H6V242H4ZM9 243H10V242H9ZM37 243H38V242H37ZM45 243H44V244H45ZM192 243H193V242H192ZM204 243H205V242H204ZM19 244H21V243L19 242ZM33 244H34V241H33ZM85 244H86V243H85ZM85 244H84V246H85ZM90 244H92L91 241H90ZM102 244H103V242H102ZM109 244H110V242H109ZM119 244H121V242H119ZM168 244H170V243H168ZM173 244H174V243H173ZM173 244H172V245H173ZM194 244L196 245L197 243L194 242ZM194 244H192V245H194ZM200 244H202V243L200 242ZM206 244H207V243H206ZM17 245H18V243H17ZM17 245H15V242H14V246H17ZM37 245H38V244H37ZM95 245H96V244H95ZM97 245L99 246V243H98ZM112 245H113V244H112ZM159 245H160V243H159ZM165 245H167V244L165 243ZM202 245H203V244H202ZM202 245H201V247H202ZM3 246H4V244H3ZM6 246H11V245H6ZM12 246H13V245H12ZM35 246H36V244H35ZM38 246H39V245H38ZM91 246H92V245H91ZM98 246H97V247H98ZM130 246H131V245H130ZM132 246H133V245H132ZM134 246H135V245H134ZM162 246L164 247V245H162ZM36 247H37V246H36ZM42 247H43V246H42ZM94 247H95V246H93V248H94ZM166 247L169 248L170 245H168V246H166ZM198 247H200V246L198 245ZM5 248H6V247H5ZM15 248H16V247H15ZM15 248H14V249H15ZM18 248H19V245H18ZM29 248H30V247H29ZM39 248H40V247H39ZM39 248H36V249H39ZM85 248H88V247L86 246ZM90 248H91V247H90ZM98 248H99V247H98ZM104 248H105V247H104ZM131 248H132V247H131ZM133 248H134V247H133ZM135 248H136V247H135ZM137 248H138V247H137ZM137 248H136V249H137ZM170 248H171V247H170ZM170 248H169V249H170ZM195 248H196V246H195ZM202 248H203V247H202ZM16 249H17V248H16ZM16 249H15V250H16ZM20 249H21V248H20ZM101 249H102V248H101ZM113 249H114V248H113ZM113 249H112V250H113ZM151 249H152V248H151ZM166 249H167V248H166ZM200 249H201V248H200ZM1 250H3V249H1ZM21 250H22V249H21ZM27 250H28V249H27ZM30 250H31V248H30ZM39 250H40V249H39ZM41 250H42V249H41ZM106 250H107V249H106ZM114 250H115V249H114ZM132 250H133V249H132ZM144 250H145V249H144ZM86 251H87V252L89 251V252H88L89 254H90V252L93 253V251H91V249H89V248H88ZM101 251H102V250H101ZM115 251H116V250H115ZM134 251H136V250H134ZM150 251H151V250H150ZM152 251H153V250H152ZM168 251H169V250H168ZM2 252H4V250H3ZM19 252H20V251H19ZM30 252H31V251H30ZM36 252H37V251H36ZM113 252H114V251H113ZM117 252H118V251H117ZM20 253H21V252H20ZM32 253H33V252H32ZM41 253H42V252H41ZM134 253H135V252H134ZM136 253H137V252H136ZM153 253H154V252H152V254H153ZM3 254H4V256H6V250H5V252H4ZM27 254H28V253H27ZM27 254H26V256H27L26 259H29V258H30V262H31V260L33 259V257H32V259H31L30 256H32V255L29 256V255H27ZM33 254H34V253H33ZM97 254L100 255L99 253H97ZM117 254H118V253H117ZM199 254H200V253H199ZM199 254H198V255H199ZM34 255H35V254H34ZM43 255H44V254H43ZM75 255H76V254H75ZM79 255H80V253H79ZM86 255H87V254H86ZM95 255H96V254H95ZM98 255H96V256H98ZM103 255H104V254H103ZM105 255H107V254H105ZM105 255H104V256H105ZM153 255H154V254H153ZM158 255H159V254H158ZM204 255H205V254H204ZM0 256L2 257V260H4V258H6L8 255H7L6 257H4V256H2V255L0 254ZM28 256H29V258H28ZM39 256H40V255L37 254L36 257H39ZM91 256H93V255H91ZM109 256H112V255H111V252H110V255H109ZM120 256H121V255H120ZM139 256H141V255H139ZM205 256H206V255H205ZM42 257H41V258H42ZM44 257H45V258H44ZM75 257H76V256H75ZM87 257H88V256H87ZM94 257H95V256H94ZM98 257H99V256H98ZM137 257H138V256H137ZM137 257H136V258H137ZM151 257H152V256H151ZM202 257L204 258V256H202ZM61 258H62V257H61ZM61 258H60V259H61ZM96 258H97V257H96ZM133 258H134V257H133ZM138 258H139V257H138ZM142 258H143V257H142ZM195 258H196V255H195ZM195 258H194V259H195ZM198 258H200V256H199ZM26 259H24V260H26ZM38 259H40V258H38ZM38 259H37V260H38ZM84 259H85V258H84ZM87 259H89V258H87ZM91 259H92V258H91ZM99 259H100V258H99ZM99 259H98V260H99ZM104 259H105V257H104ZM146 259H147V258H146ZM151 259H152V258H151ZM200 259H201V258H200ZM65 260H66V259H65ZM65 260H64V261H65ZM94 260H96V259H94ZM94 260H93V262H94ZM142 260H143V259H142ZM144 260H145V259H144ZM144 260H143V263H144ZM147 260H149V259H147ZM164 260H165V259H164ZM0 261H1V260H0ZM22 261H23V260H22ZM90 261H91V260H90ZM133 261H134V260H133ZM167 261H168V260H167ZM197 261H198V260H197ZM202 261H206V260H205V259H202ZM2 262H3V261H2ZM2 262H1V264H3ZM25 262H26V261H25ZM30 262H29V263H30ZM34 262H36V260H35ZM85 262H86V261H85ZM85 262H84V263H85ZM88 262H89V261H88ZM88 262H86V263L88 264ZM96 262H98V261H96ZM99 262H100V260H99ZM101 262H102V261H101ZM136 262H141V261H138V260H137ZM168 262H169V261H168ZM198 262H199V261H198ZM207 262H208V261H207ZM26 263H28V262H26ZM69 263H70V262H69ZM86 263H85V264H86ZM91 263H92V262H91ZM112 263H115V262H112ZM133 263H134V262H133ZM147 263H148V262H147ZM147 263L145 262V264H147ZM163 263H164V262H163ZM5 264H6V263H5ZM19 264H20V263H19ZM21 264H22V263H21ZM34 264H35V263H34ZM37 264H38V263H37ZM76 264H78V263H76ZM102 264H103V263H102ZM125 264H126V263H125ZM136 264H137V263H136ZM139 264H140V263H139ZM148 264H149V263H148ZM165 264H166V263H165ZM201 264H202V263H201Z\"/></svg>","mask_w":264,"mask_h":264}]
</instances>
